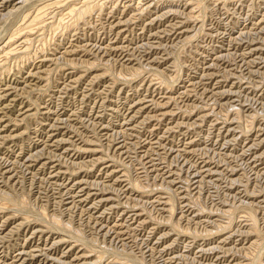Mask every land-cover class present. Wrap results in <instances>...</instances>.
I'll use <instances>...</instances> for the list:
<instances>
[{"label":"rangeland","instance_id":"374dc122","mask_svg":"<svg viewBox=\"0 0 264 264\" xmlns=\"http://www.w3.org/2000/svg\"><path fill=\"white\" fill-rule=\"evenodd\" d=\"M16 1V2H15ZM19 0H9V1H7V0H0V13H1V15H0V47L2 46H6L9 42H13L15 39H12V37H13V35L16 33V31L18 30V27H20V26H23L24 25V22L26 23L27 22V20H28V17H30V16H32V15H34L35 13L37 14V13H39V12H44V17H45V20H46V24H49L48 26H50V24L51 23H54V22H58L60 19H64L63 21L65 22H63V24H66L67 22H68V20H70V17H68V14H66V12L65 11H67V13H68V11H69V6L71 5V2H73V1H75V0H61V1H64V2H61L60 3V6H59V3H58V5H57V3L56 4H54V2H57L56 0H54L53 2H52V5L53 6H51V1L52 0H29V2L25 5V6H22L21 8H16V9H12L15 5H16V3L18 2ZM59 1V0H58ZM66 1V2H65ZM71 1V2H70ZM106 4H107V6H106V8L104 9V10H106V11H104V15L102 16V18H100V19H95V20H93V22H92V24H89V25H87V26H85L84 28H81V29H79L78 31H68V30H63L64 28L63 27H61V28H59L58 30L54 27V28H50V27H48L47 26V28H45L44 30L42 29L41 31H39V32H37L36 33V35H34L35 37H32L31 38V41L32 42H30V47H29V53L30 54H34V53H36V54H38L40 51H44V50H46L47 52L46 53H48L49 54V52L51 51V52H53V45L52 44H54L55 42H60V49L61 48H66V47H70L71 45H73L75 48H76V51L77 52H73V55L71 54L70 56V58H74L73 60H75L74 62H75V66H71V65H69V66H67L68 64H66V62H64L63 60H59V62L58 61H56V62H54L53 64H52V71L50 72V74H48V75H50V76H45L44 78L46 79H43L42 81L40 80V79H38V78H36V79H38L39 81V83H37L36 85V87H35V89H28V91H26L25 90V92H22V87H23V82L22 83H20L19 85H16V82H17V80L18 81H20V79H19V74H16L17 73V71H25V72H27V68L29 67L28 66V64L30 65L31 64V61H29V56L28 55H25V54H23V52H25V48H23V50H21L18 46H19V43H17V42H15L12 46H11V48H13L14 50H16L18 53H16V51L8 58V60H5V59H2L3 57L0 55V58H1V60H3V64L6 66V68L4 69L5 70V74L3 75L4 77L3 78H5V79H1L2 81H4V83L6 82V83H8V84H10V82H11V84L10 85H13V86H18L20 89V91L18 92V95L16 96V97H18V98H16V99H14V97L10 94V96L9 97H7V98H1V96H0V110H3V109H5V112L4 111H2V112H4V114H1V112H0V114L1 115H7L6 117H10V119L12 120V122H17V121H19V122H17L16 124L15 123H10L9 124V126H7V127H3V126H5L6 124L5 123H3V126H0V135L1 136H3V135H5V136H3V137H1L0 136V161H1V163H0V169H1V171H0V206H2L3 205V207H5L4 206V203H5V199L3 198L4 196H5V193H7L10 197V200L11 201H13L12 203H14V202H16V197H17V202L16 203H14V204H16V206L15 205H12L11 206V208H8V209H3V207H0V237L2 238V239H0V264H2V262H3V264H79V262H80V264H91L92 262V264H112L114 261H118V260H124V261H126V259L127 258H130V259H127V261H129V262H131L132 264H139L136 260H135V258H139V254H140V257L142 256L143 257V259L145 260V264H150L151 262V264H164V261L165 260H167V258H168V262L167 261H165V263L166 264H175V262H176V264H193L194 262H195V264H205V262H206V264H213V263H215L217 260V264H264V200H261V199H264V191L262 192V190H264V171H262V170H264V150H262V149H264V141H263V139H261V142H262V144H261V142H260V138H264V117H262V115H264L263 113H264V47L262 48L263 49V52H262V54H259V55H261V56H259L258 54L257 55H255V56H251V55H248V56H245L246 55V53H245V51H247V49L245 50V48H246V46H244L245 44H244V41L246 40V41H258V40H260V42H263L264 40H262V39H260V38H264L263 36V34H259L258 32H256V30H254V29H251L249 26H252V22L254 23L255 21H257L258 19H262L261 18V16L263 17L264 16V0H244V1H240V0H230L231 2H233V3H231L230 5H228L227 6V8H224L223 6H222V3H223V0H221V2H220V0L218 1V0H208V1H206V0H204L207 4L208 3H210V4H214V2L215 1H217L216 3H215V5L213 6V7H211L210 9H208V11L207 12H205V13H203L204 14V16L202 15L200 18H199V16L200 15H195L194 17L195 18H197V19H195V22H194V20H192L191 21V19H194V17L192 18V17H189V14H187L189 11H188V9H187V1H185V0H181V1H179V4H178V1H176L177 2V6H179V9H180V15H178V16H175V18H174V16H172L171 17V19H170V17L168 18V17H162V19L160 18V19H158L155 23H153V24H149L148 23V20L146 19L147 18V15H145V17L143 16L142 18H140L139 19V17H138V19H137V21L136 20H134L133 19V21L132 22H130V25H127L126 26V28L125 29H123V34H122V36H118V32H116V31H118L117 29H112L111 28V26H110V22H112L113 21V18H111L112 17V15H110V13H109V11H110V9L114 6H112V2L111 1H113V0H103ZM115 1V0H114ZM142 1H144V0H142ZM158 0H153V1H151V2H149L150 4L151 3H154V6L156 7V9H155V12H158V13H161V12H163V7H165V5H168V3H169V5L171 4V2H165V3H162L163 1H158ZM182 1H184L183 3H182ZM212 1V2H211ZM252 1L254 2V3H256V4H254V3H252ZM257 1V2H256ZM49 2H50V7H49ZM68 2H69V4H68ZM116 3H117V5L120 7V9H118V14H120V13H122L123 11L125 12L126 11V13L129 15V16H131L132 17V10H131V8H127L126 9V5L127 4H132V5H134L133 6V8L134 7H139L140 5L137 3V0H136V2H132L131 0H116L115 1ZM174 2V1H173ZM186 2V3H185ZM188 2H189V0H188ZM240 3V4H234V3ZM243 2V3H242ZM1 3H2V5H1ZM15 3V4H14ZM30 3V4H29ZM36 3V4H35ZM65 3V4H64ZM109 3V4H108ZM122 3H124L123 5H122ZM144 3H146V1H144ZM158 3V4H157ZM241 3L243 4V6L241 5ZM252 3V4H251ZM262 3V4H261ZM6 4V5H5ZM61 4L63 5V6H61ZM121 4V5H120ZM221 4V5H220ZM247 4V5H246ZM250 4H251V7H250ZM254 4V5H253ZM258 4V5H257ZM8 5V6H7ZM34 5V6H33ZM36 5V6H35ZM66 5H68V6H66ZM108 5H109V7H108ZM256 5V6H255ZM13 6V7H12ZM46 6V7H45ZM48 6V7H47ZM57 6V7H56ZM64 6H65V8H64ZM123 8H122V7ZM125 6V7H124ZM159 6V7H158ZM221 6V7H220ZM234 6H236V7H234ZM242 6V7H241ZM255 6V7H254ZM2 7V8H1ZM24 7V8H23ZM32 7V8H31ZM59 7H60V10H59ZM61 7H63V8H61ZM240 7H241V9H240ZM247 7V8H246ZM251 9H250V8ZM160 8V9H159ZM219 8V9H218ZM235 8V9H234ZM12 9V10H11ZM23 9V10H22ZM40 11H39V10ZM64 9H65V11H64ZM66 9H68V10H66ZM108 9H109V11H108ZM121 9H123V10H121ZM126 9V10H125ZM183 11H182V10ZM213 9V10H212ZM223 9V10H222ZM228 9V10H227ZM245 9V10H244ZM253 9V10H252ZM8 10H10V11H8ZM44 10V11H43ZM46 10V11H45ZM48 10V11H47ZM54 10V11H53ZM56 10V11H55ZM160 10V11H159ZM210 10V11H209ZM218 10H220V11H218ZM242 12H241V11ZM249 10H250V12H249ZM254 10H256V11H254ZM8 11V13L9 12H11L13 15H11V13H9V15H10V17H9V15L6 13ZM13 11V12H12ZM20 11V12H19ZM33 11V12H32ZM38 11V12H37ZM64 11V12H63ZM121 11V12H120ZM187 13H186V12ZM221 11H223L222 13H221ZM229 11V12H228ZM253 11V12H252ZM259 11V12H258ZM55 12V13H54ZM60 12V13H59ZM105 12H108V14L109 15H107V13H105ZM130 12V13H129ZM227 13V14H225V13ZM234 12H235V14H234ZM245 12H247V13H245ZM249 12V13H248ZM256 12V13H255ZM62 13H64V14H62ZM134 14L136 13V12H133ZM218 13V14H217ZM240 13V14H239ZM253 13V14H252ZM263 13V14H262ZM65 14L67 15L66 17H65ZM194 14H199V11L198 10H196L195 12H194ZM207 14H209V15H207ZM222 16H221V15ZM225 14V15H224ZM232 14H234V15H232ZM248 14V15H247ZM258 14V15H257ZM56 15V16H55ZM61 15V16H60ZM105 15H107L108 17H106ZM220 15V16H219ZM232 15V16H231ZM6 16H8L9 17V19H8V17H6ZM14 16V17H13ZM48 16V17H47ZM188 17L187 19H186V17ZM214 16V17H213ZM217 16V17H216ZM236 16H238V18L236 17ZM244 16V17H243ZM247 16V17H246ZM68 17V18H67ZM105 17V18H104ZM110 17V18H109ZM178 17V18H177ZM185 19H184V18ZM205 17H208V18H206L205 19ZM227 17V18H229V17H231V18H229V19H231V20H229V19H225V18ZM233 17V18H232ZM240 17V18H239ZM249 17V18H248ZM251 17V18H250ZM256 18V19H253V18ZM2 18V19H1ZM7 20H6V19ZM27 20H26V19ZM58 18H60V19H58ZM67 18V19H66ZM165 18V19H164ZM191 18V19H190ZM213 18V19H212ZM215 18V19H214ZM216 18H219V19H216ZM222 18V19H221ZM236 18V19H235ZM248 18V19H247ZM258 18V19H257ZM51 19V20H50ZM199 19V20H198ZM200 19H201V21L203 22H201L200 21ZM205 19V20H204ZM245 19V20H244ZM5 20V21H4ZM110 20V21H109ZM147 20V21H146ZM160 20V21H159ZM178 22H177V21ZM182 20H186V23L184 24H182V23H180ZM197 20V21H196ZM217 20H218V22H217ZM221 20V21H220ZM224 20V21H223ZM227 20V21H226ZM230 22H229V21ZM238 20H240V21H238ZM242 20H244V21H242ZM260 20H258L257 22H259ZM15 23H14V22ZM67 21V22H66ZM95 21V22H94ZM99 21V22H98ZM103 23H102V22ZM108 21H109V23H108ZM135 21V22H134ZM142 22V23H140V22ZM147 23H146V22ZM159 21V22H158ZM172 21V22H171ZM174 21V22H173ZM188 21V22H187ZM204 21H206V22H204ZM221 23H220V22ZM226 21V22H225ZM252 21V22H251ZM13 22V23H12ZM208 22V23H207ZM227 22H229L228 24H226ZM231 22H233V23H231ZM238 22V23H237ZM94 23V24H93ZM109 25H107V24ZM135 23V24H134ZM143 23H146V24H143ZM164 25H163V24ZM174 23V24H173ZM177 24V26H179V27H176V28H173L174 29V32H173V29L171 30V28L172 27H174L176 24ZM194 24V26H193V24ZM207 23V24H206ZM219 23V24H218ZM97 24V25H96ZM104 24V25H103ZM148 24H149V26H148ZM160 24H162V25H160ZM166 24V25H165ZM168 24H169V26H168ZM171 24V25H170ZM179 24H182V25H179ZM198 24H200V26L198 25ZM204 24V26H202ZM218 24V25H217ZM237 24V25H236ZM93 25V26H92ZM100 25V26H99ZM144 25V26H143ZM154 25H155V27H157V25H158V27L157 28H155L154 27ZM190 25L192 26V27H190ZM196 25V26H195ZM197 25L199 26V27H197ZM206 25V26H205ZM231 25V26H230ZM233 25V26H232ZM107 26V27H106ZM163 26V27H162ZM164 26H166V28L164 27ZM182 26V27H181ZM208 26V28H206ZM215 26V27H214ZM91 27H94V28H92L91 29ZM99 27V28H98ZM131 29H130V28ZM196 27V28H195ZM230 27V28H229ZM243 27V28H242ZM103 28V29H102ZM140 28L141 29H143V33H142V30H140ZM145 28V29H144ZM188 28V29H187ZM197 28H199V30L197 29ZM222 28V29H221ZM225 28L227 29V30H225ZM246 28V29H245ZM249 28V29H248ZM90 29V30H89ZM94 29V30H93ZM98 29V30H97ZM109 31H108V30ZM162 29V30H161ZM164 29V30H163ZM167 29V30H166ZM188 30V32H186V34H180L181 32H183L184 30ZM194 29V30H193ZM202 29H203V31H202ZM5 30V31H4ZM82 30V31H81ZM95 33V34H93V32ZM97 30V31H96ZM128 30V31H127ZM148 30V31H147ZM168 30H170V31H168ZM192 30V31H191ZM196 30V31H195ZM201 30V31H200ZM206 32H208V33H206ZM225 30V31H224ZM228 30H230V31H228ZM235 30V31H234ZM237 30V31H236ZM246 30V31H245ZM85 31H87V32H85ZM111 31V32H110ZM130 31V32H129ZM146 31V32H145ZM155 31V32H154ZM162 33H161V32ZM180 31V32H179ZM194 31H195V33L197 34L198 32H199V34H195L194 33ZM198 31V32H197ZM216 33H215V32ZM222 31V32H221ZM243 32L242 33V35L240 36V37H242L243 39H244V41H242L241 39H238V40H233L234 38H231V37H234V35H236V33L237 34H240V33H238V32ZM245 31V32H244ZM251 31H253V32H251ZM74 32H76V33H74ZM82 32V33H81ZM90 32V33H89ZM97 32V33H96ZM100 32V33H99ZM127 32V33H126ZM131 32H132V34H131ZM139 32V33H138ZM141 32V33H140ZM157 32H158V34H157ZM168 33V34H166V33ZM177 32V33H176ZM190 32V33H189ZM201 32V33H200ZM227 32H228V34H227ZM248 32H250V33H248ZM11 33V34H10ZM74 33V34H73ZM79 33H81V34H79ZM84 33V34H83ZM111 33V34H110ZM150 35H149V34ZM153 33V34H152ZM169 33H170V35H169ZM175 33H176V35H175ZM192 33H193V35H192ZM216 34L217 35V37H215L216 35H214V34ZM220 33V34H219ZM223 33H226V34H223ZM234 33V34H233ZM248 33V34H247ZM253 33V34H252ZM256 33V34H255ZM38 34V35H37ZM72 34V35H71ZM83 34V35H82ZM103 34V35H102ZM138 34V35H137ZM140 34V35H139ZM152 34V35H151ZM162 36H161V35ZM178 34V35H177ZM205 34V35H204ZM212 34V35H211ZM219 34V35H218ZM222 34H223V36H222ZM245 34V35H244ZM251 34V35H250ZM259 34V35H258ZM42 35V37H43V35H44V37L43 38H41L40 36ZM62 35V36H61ZM67 35V36H66ZM109 35V36H108ZM112 35V36H111ZM128 36V37H126V36ZM180 35V36H179ZM184 35H186V36H188V35H190L188 38L189 39H187L186 38V36H185V38L187 39H185V38H183L184 37ZM192 35V36H191ZM196 35V36H195ZM204 35V36H203ZM214 35V36H213ZM225 35V36H224ZM231 35V36H230ZM250 35V36H249ZM261 35V36H260ZM60 36H61V38H60ZM65 36V37H64ZM78 36V37H77ZM80 36V37H79ZM90 38V39H88V37ZM117 36V37H116ZM159 36V37H158ZM165 36V37H164ZM183 36V37H182ZM194 36V37H193ZM201 36V37H200ZM206 36V37H205ZM210 36V37H209ZM229 36H230V38H229ZM244 36V37H243ZM253 36V37H252ZM67 37H69V38H67ZM75 38V39H72V38ZM110 37H112V38H110ZM116 37V38H115ZM138 37V38H137ZM155 37V38H154ZM157 37V38H156ZM163 37V38H162ZM176 37V38H175ZM190 37L192 38V40L190 39ZM196 37V38H195ZM204 37V38H203ZM212 37V38H211ZM249 37V38H248ZM252 37V38H251ZM60 38V39H59ZM96 38V39H95ZM115 38V42L113 41V39ZM122 38V39H121ZM133 38V39H132ZM170 38V39H169ZM174 38H175V40H174ZM180 38H182L181 40H180V42H179V39ZM202 38V39H201ZM206 38V39H205ZM12 41H11V40ZM40 39V40H39ZM58 39H59V41H58ZM72 39V40H71ZM76 39H78V40H76ZM80 39V40H79ZM98 39H100V40H98ZM129 39V40H128ZM134 41H132V40ZM156 39V40H155ZM166 39V40H165ZM173 39V40H172ZM186 40L185 42H183V40ZM204 39V40H203ZM216 39V40H215ZM247 39H249V40H247ZM34 40V41H33ZM46 40V41H45ZM63 40V41H62ZM75 40V41H74ZM105 40V41H104ZM108 40H110V41H108ZM123 40V41H122ZM149 41L148 43H147V47H146V43L145 42H147V41ZM159 40V41H158ZM177 40V41H176ZM188 40H190L191 42H189ZM195 40H196V42H195ZM207 40H208V42H207ZM229 40V41H228ZM8 41V42H7ZM85 41V42H84ZM96 41V42H95ZM103 41V42H102ZM112 41V42H111ZM130 41V42H129ZM153 41V42H152ZM175 41H176V43H175ZM198 41V42H197ZM203 41L205 42V43H203ZM227 41V42H226ZM232 41V42H231ZM234 41V42H233ZM236 41L238 42V44L236 43ZM242 41V42H241ZM6 42H7V44H6ZM47 42V43H46ZM54 42V43H53ZM70 42V43H69ZM84 42V43H83ZM90 42V44H88ZM111 44H110V43ZM121 42V43H120ZM142 42H143V44H142ZM166 44H165V43ZM5 43V44H4ZM16 43H17V45H16ZM43 43V44H42ZM94 43H96V44H94ZM126 45H125V44ZM152 43V44H151ZM160 43V44H159ZM174 43V44H173ZM187 45H186V44ZM192 43V44H191ZM215 43H216V45H215ZM230 43V44H229ZM240 43V44H239ZM34 44V45H33ZM64 44V45H63ZM76 44V45H75ZM83 44V45H82ZM99 44H100V46H99ZM108 44V45H107ZM122 44V45H121ZM136 44V45H135ZM139 44V45H138ZM142 44V46H140ZM151 44V45H150ZM171 44V45H170ZM178 44V45H177ZM182 44H183V46H182ZM196 44H198V46L196 45ZM203 44V45H202ZM204 44H206V45H204ZM210 44V45H209ZM262 44V43H261ZM50 45V46H49ZM68 45V46H67ZM88 45V46H87ZM91 45H93V46H91ZM96 45H98V46H96ZM119 46V47H117V46ZM125 45V46H124ZM131 45H133L134 46V48H131V47H133V46H131ZM149 45V46H148ZM153 45V46H152ZM156 45H159V46H157L156 47ZM161 45V46H160ZM166 45V46H165ZM174 45V46H173ZM190 45H192V46H190ZM193 45H194V47H193ZM210 47V49H208L209 47ZM227 45H230V46H228L227 47ZM240 45V46H239ZM78 46V47H77ZM80 46V47H79ZM85 46H86V48H85ZM94 46H95V48H94ZM103 46H104V48H103ZM106 46V47H105ZM131 46V47H130ZM137 46V47H136ZM164 46V47H163ZM171 46H173V47H171ZM177 46H179L180 48H178ZM189 46V47H188ZM196 46V47H195ZM205 46V47H204ZM212 46H214V47H212ZM217 46V47H216ZM219 46H220V48H219ZM1 47V48H2ZM7 47H9V46H7ZM16 47V48H15ZM94 49H92V48ZM100 47V48H99ZM110 47V48H109ZM114 47V48H113ZM117 47V48H116ZM123 47V48H122ZM127 48V49H125V48ZM140 47H144V48H140ZM146 47V48H145ZM160 47V48H159ZM163 47V48H162ZM167 48V49H164V48ZM177 47V48H176ZM181 47H186V49H183L182 48V50H181ZM236 47V48H235ZM239 47V48H238ZM48 48V49H47ZM53 48V49H52ZM80 48H82V49H80ZM85 50H84V49ZM107 48V49H106ZM116 48V49H115ZM122 48V49H121ZM137 48V51L135 50ZM148 48H149V50H148ZM169 48V49H168ZM171 48H172V50H171ZM188 48V49H187ZM194 48V49H193ZM197 48V49H196ZM214 48V49H213ZM243 48V49H242ZM111 51H110V50ZM131 49V50H130ZM141 49V50H140ZM144 49V50H143ZM146 49H147V51H146ZM174 49H175V51H174ZM202 49V50H201ZM203 49H204V51H203ZM206 49V50H205ZM225 49H227V50H225ZM229 49V50H228ZM49 50V51H48ZM62 50V49H61ZM88 50V51H87ZM100 50V52L98 53V51ZM102 50V51H101ZM120 50V51H119ZM140 50V51H139ZM152 50V51H151ZM155 50V51H154ZM165 50V51H164ZM168 50V51H167ZM180 50V51H179ZM188 50H191V53H190V51L188 52ZM192 50L194 51V52H192ZM208 50H209V52H208ZM217 50H218V52H217ZM84 52V53H82V52ZM90 51H92L91 53H90ZM94 51V52H93ZM104 51V52H103ZM124 52V55H125V57H124V55L122 56V54H123V52ZM125 51H129L128 53L127 52H125ZM146 51V52H145ZM167 51V52H166ZM170 51V52H169ZM183 51H185V52H187V53H185V52H183ZM195 51H197L196 53H195ZM199 51V52H198ZM207 51V52H206ZM212 51L214 52V53H212ZM224 51H225V53H224ZM233 51V52H232ZM236 51V52H235ZM239 51V52H238ZM50 52V53H51ZM89 52V53H88ZM110 52V53H109ZM138 52L140 53V54H138ZM155 52H157V53H155ZM162 52V53H161ZM174 52H176V53H174ZM180 52V53H179ZM227 52V53H226ZM240 52L242 53V52H244V53H242V55L240 54ZM78 53V54H77ZM81 53V54H80ZM105 53V54H104ZM106 53H108V54H106ZM132 53H134V56H133V54ZM164 53V54H163ZM169 53V54H168ZM171 53H173L172 55L174 56V57H172V55H171ZM182 53V54H181ZM195 53V54H194ZM199 53H200V55H199ZM219 53H221V54H219ZM223 53H224V55H223ZM19 54V55H18ZM85 54H88V55H86V56H84ZM96 54H97V57H96ZM103 54V55H102ZM114 54V55H113ZM148 54H150V55H148ZM176 54V55H175ZM179 56H181V57H183L182 59H183V67L182 68H180L179 70H175V69H170L169 68V62L171 63V62H173L172 61V58L173 59H175L176 57H179ZM188 56H186V55ZM219 54V55H218ZM230 54V55H229ZM235 56H234V55ZM239 56H238V55ZM40 55V54H39ZM80 55V56H79ZM118 55V56H117ZM138 55V56H137ZM140 55V56H139ZM159 55H161V57L159 56ZM171 57H170V56ZM194 57H193V56ZM207 55H208V57H207ZM212 57H211V56ZM227 57H226V56ZM237 55V56H236ZM20 56V57H19ZM87 56H89V57H87ZM90 56H93V58L92 57H90ZM100 56V57H99ZM103 56V57H102ZM111 58H110V57ZM122 58H121V57ZM148 56V57H147ZM153 56V57H152ZM159 56V57H158ZM216 56V57H215ZM220 57V59L218 58V57ZM234 56V57H233ZM240 56H241V58L242 59H240ZM245 56V57H244ZM256 56H258V57H256ZM75 57H77V58H75ZM101 57H102V59H103V61L105 62V63H108V62H110V61H112V62H110V63H112L113 65H112V70H105L106 68H108L106 65H103V64H105L102 60H101ZM108 57V58H107ZM113 57V58H112ZM119 57H120V59H119ZM129 57V58H128ZM133 57H135V58H133ZM144 57V58H143ZM168 57V58H167ZM192 57V58H191ZM197 57H198V60H197ZM226 57V58H225ZM230 57V58H229ZM239 57V58H238ZM253 57V58H252ZM255 57V58H254ZM79 58V59H78ZM82 58H86L85 59V62H84V59L82 60ZM88 58V59H87ZM95 58V59H94ZM96 58H97V61H95L96 60ZM115 58H117V59H115ZM137 58H140L141 60H140V62H138V60L139 59H137ZM149 60H148V59ZM153 58V59H152ZM154 58H155V60H154ZM160 58V59H159ZM194 58V59H193ZM200 58V59H199ZM202 58H203V60H202ZM222 58H223V60H222ZM232 58V59H231ZM248 58H249V60H248ZM258 58V61H256V59ZM259 58H261L262 60H263V62H262V60L261 59H259ZM93 59V61H90V60H92ZM105 59L107 60V62L105 61ZM131 59V60H130ZM136 59V60H135ZM143 59V60H142ZM187 59V60H186ZM190 59V60H189ZM192 59V60H191ZM212 59V60H211ZM217 59V60H216ZM219 59V60H218ZM224 59H225V61H224ZM227 59H228V62H227ZM230 59H231V61H230ZM233 59H235V60H233ZM239 59V60H238ZM250 59H252V61L253 62H251V63H247V62H249V61H251ZM101 60V61H100ZM123 60V61H122ZM153 60V61H152ZM189 60V61H188ZM205 60V61H204ZM214 60V61H213ZM236 60L238 61V62H236ZM242 60H244V61H242ZM37 61H39V58L38 59H36V62ZM60 61H63V62H60ZM88 61V62H87ZM116 61L119 63H116ZM123 63H122V62ZM126 61V62H125ZM128 61V62H127ZM133 61V62H132ZM134 61H137V63L136 62H134ZM142 61V62H141ZM146 61V62H145ZM148 61V62H147ZM158 61V62H157ZM162 63H161V62ZM200 61H202V62H200ZM216 61V62H215ZM232 61H233V63H232ZM242 61V62H241ZM35 62V63H36ZM95 62H97L96 64H94ZM100 62V63H99ZM145 62V63H144ZM160 62V63H159ZM165 62L167 63V64H165ZM193 62V63H192ZM195 62V63H194ZM196 62L198 63V64H196ZM208 62V63H207ZM213 62H215V63H213ZM232 64H231V63ZM235 62V63H234ZM245 62V63H244ZM38 63V62H37ZM57 63H59V65H57ZM62 65H61V64ZM63 63H64V65H66L65 67H62V66H64L63 65ZM77 63V64H76ZM80 65H79V64ZM88 64L87 66H86V64ZM93 63V64H92ZM115 63V64H114ZM120 63H121V65H120ZM126 63H128V64H126ZM140 65H139V64ZM142 63H144L143 65H142ZM146 63H148V64H146ZM150 63V64H149ZM186 63H188V64H186ZM209 63H211V64H213V67H214V70H213V73H214V76L213 77H210V71H207V66H209L210 64ZM242 63V64H241ZM253 63V64H252ZM26 64V65H25ZM55 64V65H54ZM82 64V65H81ZM83 64H85V65H83ZM123 64V65H122ZM137 64V65H136ZM189 64H191L190 66H189ZM195 64V65H194ZM221 64V65H220ZM230 64V65H229ZM236 64H238V65H236ZM241 64V65H240ZM244 64H246L244 67H243V65ZM252 64V65H251ZM36 64H34V65H32L33 66V68H34V66H35ZM89 65H91V68H90V66ZM95 65V67H93ZM97 65V66H96ZM103 67H102V66ZM125 65H129V66H136V67H140L141 65V67L139 68V74H134L133 72H129V71H127L126 70V68H124V66ZM146 65V66H145ZM187 67H186V66ZM200 65V66H199ZM215 65V66H214ZM223 68H225V69H227L226 67H228L229 69H227L228 70V72H227V70H225V69H220L221 67ZM224 65V66H223ZM233 65V66H232ZM235 65V66H234ZM261 65V66H260ZM32 66L30 67V69H28V71L29 70H31L32 69ZM61 66V67H60ZM77 66V67H76ZM117 66V67H116ZM121 66H123L122 68H120ZM152 66H154L155 68H159V69H166L165 68V66L168 68V74L172 77L173 76V74L175 75L174 76V80L170 83V85L172 86H170L171 88V92L172 93H170V92H166V90H163L162 89V81H160V79L159 78H157V76H155L156 74H154V72H155V68L154 67H152ZM161 66V67H160ZM185 66V67H184ZM203 66H205L204 67V69L203 70H201L202 68H203ZM217 66V67H216ZM238 66V67H237ZM246 66H247V68H249V71H248V69L246 68ZM255 66V67H254ZM70 67V68H69ZM72 67V68H71ZM74 67V68H73ZM82 67V68H81ZM83 67H86L85 69H83ZM90 69H89V68ZM116 67V68H115ZM146 68L147 69V71H146V69H144V71H142L141 69H143V68ZM162 67H164V68H162ZM189 67V68H188ZM198 67V68H197ZM219 67V68H218ZM236 67L238 68V69H236ZM251 67V68H250ZM262 67V68H261ZM55 68V69H54ZM56 68H57V70H56ZM79 68V69H78ZM98 68V69H97ZM114 68H115V70H114ZM118 68H120V69H118ZM124 68V69H123ZM154 68V69H153ZM186 68V69H185ZM194 70H193V69ZM233 68V69H232ZM240 68V69H239ZM59 69V70H58ZM89 69V70H88ZM121 69H123V70H121ZM152 69L154 70L153 72H151L152 71ZM170 69V70H169ZM182 69V70H181ZM231 69V70H230ZM235 69V70H234ZM246 69H247V71H246ZM257 69V70H256ZM8 70V71H7ZM54 70V71H53ZM65 70V71H64ZM71 70V73L69 72ZM74 70V71H73ZM100 70V71H99ZM106 71L107 72V74H105L104 75V77H103V75H102V77H99V78H96L95 77V75L96 74H101V72H102V74H103V71ZM119 70H121V71H119ZM175 70V71H174ZM196 70V71H195ZM225 70V71H224ZM237 70V71H236ZM242 72H240V71ZM251 70V71H250ZM258 70H260V71H258ZM19 71V72H20ZM87 71V72H86ZM125 71H127V73H125ZM145 71H146V73H145ZM150 71V72H149ZM171 71V72H170ZM173 71V72H172ZM178 72V74L180 75V76H178V74L177 73H175V72ZM185 71V72H184ZM202 71V72H201ZM216 71V72H215ZM217 71H218V73L219 74H221V76L223 77H220V75L217 73ZM222 71H224V72H222ZM256 71V72H255ZM14 72H15V75H14ZM25 72H23V73H21V74H24ZM66 72H67V74H66ZM77 74H76V73ZM95 72V73H94ZM98 72V73H97ZM113 72H114V75H112L111 76V74H113ZM120 72H122V73H120ZM141 72H142V74H141ZM207 72V73H206ZM222 72V73H221ZM232 72H233V74H232ZM243 72H245V73H243ZM248 72H250V73H248ZM254 72V73H253ZM11 73V74H10ZM65 75H64V74ZM80 75H79V74ZM82 73V74H81ZM84 73H86L85 75H84ZM91 73H93V74H91ZM119 73H120V75H121V77H123V78H125V79H121V78H118V77H120V75H119ZM134 75H133V74ZM209 73V74H208ZM224 73H225V75L226 76H224ZM241 75H240V74ZM260 73H261V75H262V77L260 78ZM26 74V73H25ZM70 74H72V76L70 75ZM110 74V75H109ZM127 74V75H126ZM147 74V75H146ZM154 74V75H153ZM188 74V75H187ZM200 74H201V78H198V77H200ZM203 74V75H202ZM218 74V75H217ZM230 74V75H229ZM236 74V75H235ZM239 74V75H238ZM244 74V75H243ZM249 74V75H248ZM252 74V75H251ZM9 75V76H8ZM61 75H62V77L64 78H61ZM67 75V76H66ZM83 77H82V76ZM93 75H94V78H93ZM107 75V76H106ZM126 75V76H125ZM136 75V76H135ZM146 75V76H145ZM151 76V75H153V76H155V78L153 77V76H151L152 78H153V80H152V78L150 77L149 78V76ZM186 75V76H185ZM198 75V76H197ZM206 76V77H210V78H204L203 76ZM217 75V76H216ZM233 77H232V76ZM234 75H235V77H234ZM257 75H260V76H257ZM14 76V77H13ZM76 76H77V78L79 77V76H81L80 78H78V80H77V78H76ZM109 76V77H108ZM112 78H111V77ZM125 76V77H124ZM135 76V77H134ZM178 76V78H176L175 79V77H177ZM237 76H239V77H237ZM240 76H242V77H240ZM247 78H246V77ZM249 76H250V78L251 79H249ZM253 76H254V78H253ZM13 77V78H12ZM17 77V78H16ZM26 78H29V74L27 73V75L25 76ZM69 77V78H68ZM108 77V78H107ZM128 77H130V78H127ZM139 77V78H138ZM141 77H143L144 79H142ZM186 77V78H185ZM228 77V78H227ZM6 78H7V80H6ZM9 78V79H8ZM68 78V79H67ZM73 78H75V79H73ZM82 78V79H81ZM105 78V79H104ZM114 78V79H113ZM118 78V79H117ZM149 78V79H148ZM173 78V77H172ZM198 78V79H197ZM222 78V79H221ZM224 78L227 80H224ZM244 78H246V79H248L249 80V82L245 79L244 80ZM12 79V80H11ZM50 79V80H49ZM71 79V80H70ZM74 81H76L77 83H71V86H66L67 84H69L70 82H73V80ZM81 79V80H80ZM84 79V80H83ZM89 79H90V81H89ZM97 79V80H96ZM101 79V80H100ZM115 79H117V80H115ZM127 79V80H126ZM135 79V80H134ZM148 79V80H147ZM181 79V80H180ZM201 80V82H204L205 83V85H201L200 84V80ZM211 79V80H210ZM219 79V80H218ZM235 79V80H234ZM240 79H242V81H240L239 82V80ZM258 80V81H253V80ZM259 79H261V80H263V81H260ZM56 80V81H55ZM93 80V81H92ZM105 80V81H104ZM185 80H187L188 81V83H186L187 81H185ZM193 80V81H192ZM208 82H207V81ZM41 81V82H40ZM55 81V82H54ZM61 81V82H60ZM66 81V82H65ZM70 81V82H69ZM96 81V82H95ZM117 81V82H116ZM132 81V82H131ZM152 81V83H151V85L149 84V82H151ZM155 81H157V82H155ZM158 81H160V82H158ZM197 83H196V82ZM221 81V82H220ZM236 81V82H235ZM251 81V82H250ZM33 82H36V81H33ZM43 82H44V84H43ZM45 82H47V83H45ZM65 84H64V83ZM85 82V83H84ZM92 82H94V84L92 83ZM99 82V83H98ZM130 82V83H129ZM175 82V83H174ZM183 82V83H182ZM233 82V83H232ZM237 82H238V85H237ZM252 82H254V83H252ZM262 82V83H261ZM14 83V84H13ZM42 83V84H41ZM78 83H80V84H78ZM101 83V84H100ZM109 85H108V84ZM112 83V84H111ZM116 83V84H115ZM117 83H118V86H117ZM154 83V84H153ZM190 83V85H188ZM240 83V84H239ZM243 83V84H242ZM247 83H248V85H247ZM49 84V85H48ZM99 84V85H98ZM139 84H141V85H139ZM146 84H148V85H146ZM156 84V85H155ZM186 84L188 85V86H186ZM199 86H198V85ZM230 84V85H229ZM232 84V85H231ZM250 84V85H249ZM253 84H255L256 85V87H257V85L259 86V84L260 85H262V86H260L259 88L257 87H255V85H253ZM61 85H63V86H61ZM64 85H65V87H64ZM73 85V86H72ZM86 85H88L87 86V88H85L86 87ZM101 85V86H100ZM110 85H112V86H110ZM138 87H136V86ZM192 85V86H191ZM212 85V86H211ZM223 85V86H222ZM242 85V86H241ZM251 85H253V86H251ZM41 87V88H38V87ZM47 86V87H46ZM48 86L50 87V88H48ZM58 86V87H57ZM75 86H76V88H75ZM98 86H99V89H98ZM109 86V87H108ZM145 86H146V89H145ZM155 88H154V87ZM159 86V87H158ZM176 86V88H175V90H174V87ZM185 86V87H184ZM211 86V87H210ZM218 86V87H217ZM229 86V87H228ZM235 86V87H234ZM246 86V87H245ZM250 86V87H249ZM73 87H74V89H73ZM90 87V88H89ZM94 87V88H93ZM101 87V88H100ZM106 88V89H104V88ZM111 87V88H110ZM188 87V88H187ZM200 87V88H199ZM208 87V88H207ZM223 87V88H222ZM233 87V88H232ZM244 87V88H243ZM252 87V88H251ZM254 87H255V89H257V90H254ZM262 87V88H261ZM38 88V89H37ZM47 88V89H46ZM57 88V89H56ZM60 88H63V89H60ZM69 90H68V89ZM140 88V89H139ZM150 88V89H149ZM159 88V89H158ZM192 88V89H191ZM193 88H196V90L194 89L193 90ZM205 88V89H204ZM207 88V89H206ZM229 88V89H228ZM236 88H237V90H236ZM241 88V89H240ZM36 89H37V91L38 92H33L34 90L36 91ZM41 89V90H40ZM50 89H52V90H50ZM55 89V90H54ZM79 89V90H78ZM91 91H90V90ZM110 89V90H109ZM128 89V90H127ZM138 89V90H137ZM143 89H145V90H143ZM151 89H153V90H151ZM158 89V90H157ZM161 89L163 90V91H161ZM191 89V90H190ZM203 89V90H202ZM211 89V90H210ZM227 90V92L225 91V90ZM234 89V90H233ZM240 91H239V90ZM249 89V91H247ZM262 89V90H261ZM44 90V91H43ZM47 90V91H46ZM54 90V91H53ZM64 90H66V91H64ZM79 92H78V91ZM95 90V91H94ZM104 91V93L103 92H101V94H100V92L99 91ZM110 92H109V91ZM150 90H151V93H150ZM182 90V91H181ZM217 90V91H216ZM219 90H221L220 92H219ZM229 90V91H228ZM24 91V90H23ZM40 91V92H39ZM41 91H43L42 93H41ZM49 91V92H48ZM51 91V92H50ZM58 91V92H57ZM64 91V92H63ZM74 91V92H73ZM83 93H82V92ZM88 91V92H87ZM93 91V93H91ZM98 91V92H97ZM105 91H106V93H105ZM119 93H118V92ZM121 91V92H120ZM142 91V92H141ZM144 91V92H143ZM160 93H159V92ZM169 91V90H168ZM185 91V92H184ZM187 91H189V92H187ZM195 91H196V94H195ZM205 91V92H204ZM213 93V95L211 94L210 95V93ZM213 91H215V92H213ZM256 93H255V92ZM261 91V92H260ZM47 92V93H46ZM98 94L99 93V95H96V93ZM135 92V93H134ZM138 94H137V93ZM145 92H146V94H145ZM154 92V93H153ZM177 92V93H176ZM184 92V93H183ZM187 92V93H186ZM192 92V93H191ZM199 92V93H198ZM219 92V93H218ZM225 92V93H224ZM228 92H229V94H228ZM241 92H242V94H241ZM254 92V93H253ZM28 94V95H25V94ZM31 93V94H30ZM35 93V94H34ZM49 93V94H48ZM103 93V94H102ZM119 95H118V94ZM121 93V94H120ZM148 93V94H147ZM188 93L190 94V95H188ZM194 93V94H193ZM201 93V94H200ZM203 93V94H202ZM222 93H223V95H222ZM1 94V93H0ZM20 94V95H19ZM38 94V95H37ZM44 94V95H43ZM48 94V95H47ZM52 94V95H51ZM81 94V95H80ZM82 94H83V96H82ZM86 94V95H85ZM89 94V95H88ZM105 94V95H104ZM153 94V95H152ZM160 94V95H159ZM168 94V95H167ZM176 94H178V95H176ZM192 94V95H191ZM197 94H198V96H197ZM203 95V97L202 96H200V95ZM208 94V95H207ZM218 94V95H217ZM221 94V96H222V98H221V96H219ZM233 94V95H232ZM29 95H31V96H29ZM41 95H42V97H41ZM51 95V96H50ZM88 95V96H87ZM109 95V96H108ZM114 95H116V97L114 96ZM143 95V96H142ZM151 95H152V97L154 98V99H151L152 97H151ZM157 95H159V96H167V97H171L172 96V98L169 100V102H170V104L168 103L167 104V106H160V105H157L158 103L155 101V100H159L160 99V97L159 96H157ZM187 95V96H186ZM194 95V96H193ZM206 95V96H205ZM209 95H210V97H209ZM237 95H239L240 96V98H238L239 96H237ZM258 95V96H257ZM20 96V97H19ZM26 96H28V97H26ZM40 96V97H39ZM61 96V97H60ZM66 96V97H65ZM72 96V97H71ZM74 96V97H73ZM76 96V97H75ZM81 96H82V98H81ZM93 96V97H92ZM102 96V97H101ZM107 96L110 98H108L107 99ZM121 96V97H120ZM125 96V97H124ZM136 96V97H135ZM138 96V97H137ZM144 97V98H142V97ZM176 96V97H175ZM181 96V97H180ZM183 96V97H182ZM186 96V97H185ZM196 96H197V98H196ZM212 96V97H211ZM237 98H236V97ZM246 96H248V97H246ZM250 96V97H249ZM259 96H261V97H259ZM23 97V98H22ZM31 97V98H30ZM32 97H33V99H32ZM44 97V98H43ZM47 97H49V98H47ZM54 97V98H53ZM56 97V98H55ZM69 97V98H68ZM90 97V98H89ZM98 97V98H97ZM104 97H106V98H104ZM127 97V98H126ZM132 97H134V98H132ZM157 97V98H156ZM173 97H174V101H173ZM178 97V98H177ZM193 97H195V98H193ZM200 97H202V98H200ZM235 97V98H234ZM243 99H242V98ZM254 97V98H253ZM256 97V98H255ZM263 97V98H262ZM10 98V99H9ZM20 98V99H19ZM26 98V99H25ZM81 100H80V99ZM84 98H86V99H84ZM104 98V99H103ZM119 98V99H118ZM125 98V99H124ZM131 98V99H130ZM140 100H139V99ZM150 100V102H149V100ZM187 98V99H186ZM193 98V99H192ZM200 98V99H199ZM205 98H207V100L205 101ZM212 98H215V99H212ZM11 99H13V100H11ZM30 99V100H29ZM36 99V100H35ZM46 99V100H45ZM48 99V100H47ZM72 99H73V101H72ZM95 99H97V100H95ZM106 99V100H105ZM112 99H114V100H112ZM122 99V100H121ZM143 99V100H142ZM208 99H209V101H208ZM231 99V100H230ZM233 99H236V100H234L233 101ZM259 100V101H257L256 102V100ZM7 100H8V105H6V103H7ZM23 100V101H22ZM38 100V101H37ZM60 100H62V102H59ZM68 100V101H67ZM78 100V101H77ZM81 101V103H80V101ZM86 100H88V101H86ZM91 100V101H90ZM101 100V101H100ZM125 100V101H124ZM147 100V101H146ZM168 100V99H167ZM183 100V101H182ZM188 100V101H187ZM194 100H195V102H194ZM202 100H204V101H202ZM218 100V101H217ZM239 100V101H238ZM249 100V101H248ZM253 100H255L254 102H253ZM22 101V102H21ZM33 103H32V102ZM38 103H37V102ZM50 101V102H49ZM75 101V102H74ZM104 103H103V102ZM121 101V102H120ZM128 101V102H127ZM131 101V102H130ZM135 101H136V103H135ZM138 101V102H137ZM173 101V102H172ZM199 101V102H198ZM224 101V102H223ZM226 101V102H225ZM228 101V102H227ZM229 101H230V103H229ZM240 101H243L241 104H240ZM262 101V102H261ZM2 102V103H1ZM13 102V103H12ZM16 102V103H15ZM24 102V103H23ZM31 102V103H30ZM34 102L35 103H37V104H34ZM46 102V103H45ZM52 102V103H51ZM65 102L67 103L66 105H65ZM70 102V103H69ZM74 102V103H73ZM85 102V103H84ZM92 102V103H91ZM94 102V103H93ZM112 102H114V104H112ZM134 102V103H133ZM153 102H155V103H153ZM177 102V103H176ZM188 102V103H187ZM190 102H192V104L190 103ZM203 102V103H202ZM209 102V103H208ZM210 102H211V104H210ZM214 102V103H213ZM224 105H222L221 103ZM246 102V103H245ZM253 102V103H252ZM259 102V103H258ZM260 102H261V105H260ZM20 103V104H19ZM22 103V104H21ZM62 103V104H61ZM100 103V104H99ZM116 103H117V105H116ZM139 103H145V104H143L144 106H143V108H141L140 109V112H139V110H135L136 109V106H137V104H139ZM148 103H150L149 105H147ZM153 103V104H152ZM185 103V104H184ZM190 103V104H189ZM204 103H206V104H204ZM216 103V104H215ZM227 103V106L225 105ZM238 103V104H237ZM245 103V104H244ZM248 103H250V104H248ZM3 104H5V106L3 105ZM17 104V105H16ZM19 104V105H18ZM26 104V105H25ZM31 104H33V105H31ZM46 104V105H45ZM55 104V105H54ZM75 104V105H74ZM88 104V105H87ZM98 104V105H97ZM109 104V105H108ZM129 104H130V106H132V107H129V109H128V106H129ZM135 104V105H134ZM156 104V105H155ZM176 104V105H175ZM178 104V105H177ZM203 106H202V105ZM216 106V108H218V109H216L215 108V106ZM234 104V105H233ZM243 104V105H242ZM13 105V106H12ZM21 105V106H20ZM23 105V106H22ZM35 105H36V108H35ZM53 105V106H52ZM58 105V106H57ZM64 105V106H63ZM80 105V106H79ZM83 105V106H82ZM91 105H93L92 107H91ZM103 105H105V106H103ZM145 105H147V106H145ZM171 105H172V108H171ZM181 105V106H180ZM186 105V106H185ZM190 105H192L194 108H192V106H189ZM195 105V106H194ZM198 105V106H197ZM206 105H209V107L208 106H206ZM213 106V108H210V106ZM220 105V106H219ZM221 105H222V107H221ZM232 105L234 106V107H232ZM241 105V106H240ZM253 105V108L252 107H250V106H252ZM255 105V106H254ZM16 106V107H15ZM30 106H32V107H30ZM100 106V107H99ZM113 106V107H112ZM125 106V107H124ZM135 106V107H134ZM160 106V107H159ZM180 106V107H179ZM184 106V107H183ZM197 106V107H196ZM202 106V107H201ZM211 106V107H212ZM226 106V107H225ZM235 106H238V107H235ZM244 106V107H243ZM247 106V107H246ZM261 108H260V107ZM6 107V108H5ZM15 107V108H14ZM25 107V108H24ZM46 109H45V108ZM74 107V108H73ZM77 107V108H76ZM97 107V108H96ZM109 107H112V108H109ZM115 107L116 108H118V109H115ZM124 107V108H123ZM154 107H157V108H154ZM159 107V108H158ZM166 107V108H165ZM179 107V108H178ZM209 109H208V108ZM226 108V109H224V108ZM229 107H231V110H230V108ZM10 108V109H9ZM27 108H30V109H28V110H26ZM32 108V109H31ZM37 109V111L38 112H35L36 110L35 109ZM65 108V109H64ZM76 108V109H75ZM83 108V109H82ZM87 108V109H86ZM99 108H101V109H99ZM104 108V109H103ZM105 108H107V109H105ZM150 108V109H149ZM171 108V109H170ZM176 108V109H175ZM182 108V109H181ZM184 108V109H183ZM197 108V109H196ZM198 108H200V109H198ZM205 108V109H204ZM219 108H220V111H219ZM229 108V109H228ZM233 108H235V109H233ZM236 108H239V109H237L238 111V113L236 112ZM244 108H245V110H244ZM249 108H250V111H249ZM254 109V110H256V111H254V110H252V109ZM256 108V109H255ZM263 108V109H262ZM20 109V110H19ZM42 109V110H41ZM66 109H67V111H66ZM89 109V110H88ZM97 109V110H96ZM111 109H113V110H111ZM120 109V110H119ZM128 109V110H127ZM133 109V110H132ZM165 109L167 110V111H169L170 113H168L167 115H163V111H165ZM186 109V110H185ZM189 109V110H188ZM204 109V110H203ZM248 109V110H247ZM261 109V110H260ZM15 110V111H14ZM23 110H24V112H23ZM35 110V111H34ZM41 110V111H40ZM48 110L50 111V112H48ZM75 110V111H74ZM118 110V111H117ZM148 110V111H147ZM155 110V111H154ZM158 110V111H157ZM173 110H175L176 112H174L173 113ZM183 110V111H182ZM199 110V111H198ZM200 110H201V112H200ZM207 110V111H206ZM211 111V112H209V113H212L213 115H209L208 114V111ZM220 112H218V111ZM225 110H226V112H225ZM229 110V111H228ZM257 110H258V112H257ZM7 111V112H6ZM32 111L34 112V113H32ZM45 111H47V112H45ZM55 111V112H54ZM60 111V112H59ZM79 111V112H78ZM84 111H86L85 113H84ZM89 111V112H88ZM114 111V112H113ZM119 111H120V113H119ZM135 111V112H134ZM137 111V112H136ZM157 111V112H156ZM180 111V112H179ZM213 111V112H212ZM221 111H222V113H221ZM223 111L225 112V115L223 114ZM244 111V112H243ZM247 113H246V112ZM263 113H262V112ZM11 112V113H10ZM17 112V113H16ZM18 112H20V113H18ZM23 112V113H22ZM42 112V113H41ZM53 112V113H52ZM58 114H57V113ZM65 112V113H64ZM74 112H77V113H73ZM92 112V113H91ZM98 114H97V113ZM102 112H103V114H102ZM107 112V113H106ZM116 112V113H115ZM126 112H128V113H126ZM143 112V113H142ZM144 112H146V113H144ZM149 112H150V114H149ZM161 113L160 115L159 114H156V113ZM171 112H172V114H171ZM193 112V113H192ZM206 112V113H205ZM218 113V115H217V113ZM234 112V113H233ZM252 112V113H251ZM256 112V113H255ZM8 113H10L9 114V116H8ZM14 113V114H13ZM27 113V114H26ZM32 113V114H31ZM55 113V114H54ZM69 113H71V114H69ZM97 115H96V114ZM99 113H100V115H99ZM133 113V114H132ZM148 113V114H147ZM187 113H189V114H187ZM197 113V114H196ZM228 113H229V115H228ZM239 115V116H241V120L243 121H240L239 120V116H237V114ZM248 114V115H250V114H252V115H250L249 117H247V116H245L244 114ZM256 114V115H254L253 116V114ZM257 113H258V115H257ZM262 113V114H261ZM16 114V115H15ZM23 114V115H22ZM33 114H36V115H34L33 116ZM47 114H48V116H47ZM89 114V115H88ZM101 114L102 115H104V116H101ZM111 114V115H110ZM113 114V115H112ZM120 114V115H119ZM130 114V115H129ZM136 114V115H135ZM137 114H140L139 116L137 115ZM155 114V115H154ZM183 114V115H182ZM204 114V115H203ZM206 114H208L207 116H208V118H207V116H206ZM214 114H216V115H214ZM227 114V115H226ZM231 114H233V115H235V116H233V115H231ZM240 114H242V115H240ZM10 115H12V116H10ZM21 115H22V118H21ZM38 115V116H37ZM75 115H76V117H75ZM78 115V116H77ZM116 117H115V116ZM118 115V116H117ZM122 115L123 116H125V118L123 117L122 118ZM133 115H135V117L133 118V120L131 121V123L132 124H130L129 126L127 125V123L129 122V120L131 119V116H133ZM144 115H146V116H144ZM152 116V115H154V116H156V118H160L159 119V121L156 119V118H154V119H149L150 117L149 116ZM159 115V116H158ZM162 115H163V117H162ZM181 115V116H180ZM197 115V116H196ZM201 115H203L202 117H200ZM222 115V116H221ZM224 115V116H223ZM24 116V117H23ZM28 116V117H27ZM34 118H33V117ZM52 116V117H51ZM97 116V117H96ZM106 116V117H105ZM110 116V117H109ZM138 116V117H137ZM149 118H148V117ZM179 117V119H178V117ZM183 116V117H182ZM189 116V118H187ZM198 116H199V118L201 119L200 121H199V118H198ZM216 117V118H214V117ZM228 116H229V118H228ZM251 116L252 117H254V118H251ZM16 117V118H15ZM29 117H30V119H29ZM51 117V118H50ZM69 119H71V120H69ZM80 118V119H78V118ZM90 118V119H87V118ZM96 117V118H95ZM104 117V118H103ZM108 117V118H107ZM130 118V119H127V118ZM161 117H162V119H161ZM173 117V118H172ZM177 117V118H176ZM192 117V118H191ZM197 117V118H196ZM211 117V118H210ZM218 117V118H217ZM226 117V118H225ZM232 119H234L235 120V118H237L235 121L233 120H231V118ZM242 117H243V119H242ZM255 117H256V119H255ZM18 118V119H17ZM35 118L37 119V120H35ZM58 118H61V121L58 119ZM64 118H65V120H64ZM73 118V119H72ZM85 118V119H84ZM92 118H94V119H92ZM143 120H142V119ZM194 118H196L195 120H194ZM203 118V119H202ZM221 118H222V120H221ZM227 118H228V122H229V120L231 121V122H229V124H228V122L226 121H224V120H227ZM244 118H247L246 120H247V122L246 121H244L245 119ZM260 118H261V120H260ZM263 118V119H262ZM17 119V120H16ZM19 119H21L22 121H20ZM24 119V120H23ZM32 119V120H31ZM55 119H56V121L57 122H55ZM82 119V120H81ZM106 119V120H105ZM111 119V120H110ZM116 119V120H115ZM119 119V120H118ZM122 119V120H121ZM126 119V120H125ZM175 119H177V120H175ZM198 119V120H197ZM206 119V120H205ZM211 119V120H210ZM219 119V120H218ZM224 119V120H223ZM14 120V121H13ZM46 120V121H45ZM54 120V121H53ZM63 120H64V122H63ZM76 120V121H75ZM79 120V121H78ZM81 120V121H80ZM86 120V121H85ZM114 120H115V122H114ZM137 120V121H136ZM147 122H146V121ZM167 120V121H166ZM216 120V121H215ZM221 120V121H220ZM254 120H255V123H253L254 122ZM259 120L261 121V122H259ZM30 121V122H29ZM58 121H60V122H58ZM68 121V122H67ZM75 121V122H74ZM82 121H83V123H82ZM89 121H91V123H89ZM94 121V122H93ZM123 121H126V122H123ZM139 121V122H138ZM141 121V122H140ZM161 121V122H160ZM193 121V122H192ZM240 121V122H239ZM258 121V122H257ZM39 122H44L43 124L42 123H40L39 124ZM50 122V123H49ZM85 122H88V123H85ZM93 122V123H92ZM99 122V123H98ZM117 122H118V124H117ZM145 122V123H144ZM150 122V123H149ZM154 122V123H153ZM159 122V125L157 124ZM167 124H166V123ZM174 122H178V124H179V126H178V124L177 123H174ZM180 122H182V123H180ZM187 122V123H186ZM191 122V123H190ZM205 122V123H204ZM210 122H211V124H210ZM215 122V123H214ZM236 122H238V124L240 123V125L238 126V124L236 123ZM19 123V124H18ZM26 123H28V125H26ZM32 123V124H31ZM37 123V124H36ZM46 123H47V125H46ZM68 123H70L69 125H68ZM74 123V124H73ZM106 123V124H105ZM116 123V124H115ZM121 123V124H120ZM123 123V124H122ZM152 123H153V125H152ZM193 123H196V124H193ZM199 123H201V125H199ZM203 123V124H202ZM214 125H213V124ZM222 123H223V125H222ZM225 123V124H224ZM14 124V125H13ZM29 124H31V126H30V128H28L29 127ZM50 124H52V125H50ZM55 124H58V125H55ZM78 124V125H77ZM85 124H87L86 126H88V127H91V130H90V128L89 129H87V127L85 128L83 125ZM101 124V125H100ZM109 126H108V125ZM120 124V125H119ZM136 124V125H135ZM139 124V125H138ZM156 124V125H155ZM172 124V125H171ZM175 124V125H174ZM181 124H183V125H181ZM186 124H187V126H186ZM190 124V125H189ZM192 124V125H191ZM263 124V125H262ZM40 125V126H39ZM50 125V126H49ZM54 125V126H53ZM66 125H68V126H66ZM76 125V126H75ZM82 125V126H81ZM97 125V126H96ZM141 125H142V128H140L141 127ZM147 125H149L148 127H147ZM152 125V126H151ZM156 127H155V126ZM174 125V126H173ZM185 125V126H184ZM194 125V126H193ZM222 125V127L220 128V126ZM254 125V126H253ZM14 126V127H13ZM48 126V127H47ZM60 126V127H59ZM63 126V127H62ZM71 126V127H70ZM75 126V127H74ZM78 126H80V127H78ZM96 126V127H95ZM105 128H104V127ZM117 128H116V127ZM133 126V127H132ZM137 126H139L138 128H137ZM160 128H159V127ZM178 127V129H177V127ZM189 126H191V127H195L194 128V132L192 133V128L191 127H189ZM197 126V127H196ZM208 126V127H207ZM210 126V127H209ZM213 126V127H212ZM229 128H228V127ZM233 126V127H232ZM236 127V130H235V127ZM241 126V127H240ZM256 126H257V128H256ZM258 126H259V128H260V126H261V130L258 128ZM31 127H33V128H31ZM43 127V128H42ZM53 128V129H51V128ZM59 127V128H58ZM68 127V128H67ZM76 127H78V128H76ZM92 127H94V128H92ZM100 127H102V128H100ZM127 127V128H126ZM146 127V128H145ZM152 127V128H151ZM154 127V128H153ZM167 127V128H166ZM171 127V128H170ZM173 127H174V129H173ZM191 128V129H188V128ZM212 127V128H211ZM242 127H244V128H242ZM250 127V128H249ZM262 127H263V129H262ZM13 128V129H12ZM18 130H17V129ZM26 128V129H25ZM35 128V129H34ZM39 128V129H38ZM41 128V129H40ZM48 128V129H47ZM56 128V129H55ZM67 128V129H66ZM83 128V129H82ZM100 130H99V129ZM115 128H116V130H115ZM134 128V129H133ZM144 128V129H143ZM203 128V129H202ZM217 128L218 129H220V130H217ZM225 128H227V131H225ZM230 128H232L231 130H229ZM238 128V129H237ZM242 128V130L244 131H242V130H240V129ZM250 129V130H248V129ZM253 128V129H252ZM8 129V130H7ZM19 129H20V132H19ZM24 129L26 130V131H29V132H26V131H24ZM27 129H29V130H27ZM43 129V130H42ZM70 129H72V130H70ZM75 129V130H74ZM87 129V130H86ZM93 129H95L94 130V132L92 133V131H93ZM103 129V130H102ZM106 129V130H105ZM113 129V130H112ZM148 129V130H147ZM150 129V130H149ZM159 129V130H158ZM171 131H169V130ZM177 130V132H176V130ZM184 129H188V131L187 130H184ZM213 129V130H212ZM246 129H247V131H246ZM258 129V130H257ZM85 130V131H84ZM96 130H98V131H96ZM121 130V131H120ZM146 130V131H145ZM165 130V131H164ZM178 130H179V132H178ZM184 130V131H183ZM206 130V131H205ZM221 130L223 131V134H221L222 132H221ZM233 130H235V131H233ZM241 132H240V131ZM255 130V131H254ZM22 131H24L22 134H19V133H21ZM33 131V132H32ZM47 132V133H45V132ZM49 131V132H48ZM79 131V132H78ZM81 131V132H80ZM112 131H113V133H112ZM115 131V132H114ZM117 131V132H116ZM163 133H162V132ZM209 131V132H208ZM220 133H219V132ZM239 131V132H238ZM249 131H251L250 132V134H249ZM254 131V132H253ZM4 132V133H3ZM17 132H19L18 134H16ZM36 132V133H35ZM43 132V133H42ZM62 132H65V133H62ZM105 132V133H104ZM122 132V133H121ZM124 132L126 133V134H124ZM139 132V133H138ZM143 132V133H142ZM176 132V133H175ZM182 132V133H181ZM200 132V133H199ZM232 132V133H231ZM244 134H243V133ZM260 132H261V134H260ZM9 133V134H8ZM26 133H28L29 135H31V136H29L28 134H26ZM33 133V134H32ZM50 133V134H49ZM51 133H52V135H51ZM66 133H68V134H66ZM92 133V134H91ZM94 133H97L98 134V136H97V134H94ZM130 133V135H129V137H127V135ZM152 135H151V134ZM155 133V134H154ZM215 133H218V134H216V135H218V136H216L215 135ZM225 133V134H224ZM241 133V134H240ZM258 133H259V135H258ZM7 134V135H6ZM14 134H16V136L18 135V137L19 138H17L15 135L13 136ZM65 134V135H64ZM72 134V135H71ZM75 134V135H74ZM78 134V135H77ZM99 134H101V135H99ZM121 134V135H120ZM132 134H134L132 137H131V135ZM142 134H143V136H142ZM154 134V135H153ZM161 134V135H160ZM166 134V135H165ZM168 134V135H167ZM170 134V135H169ZM173 134V135H172ZM183 134V135H182ZM188 134V135H187ZM196 134H198V135H196ZM201 134V135H200ZM221 134V135H220ZM238 134H240L239 136H238ZM255 134H257V135H255ZM13 137H12V136ZM22 135V136H21ZM32 135H35L36 136V138H35V136H32ZM47 135V136H46ZM54 135V136H53ZM71 135V136H70ZM83 137V139L81 138V136ZM92 135V136H91ZM123 135V136H122ZM150 135V136H149ZM215 135V136H214ZM229 135V136H228ZM244 135V136H243ZM7 136L10 138H7ZM56 136V137H55ZM80 136V137H79ZM88 136V137H87ZM118 136V137H117ZM138 136V137H137ZM140 136V137H139ZM167 136V137H166ZM171 136H173V137H171ZM177 136H178V138H177ZM181 136V137H180ZM187 136V137H186ZM195 136H196V138H195ZM198 136V137H197ZM204 136H206V137H204ZM224 136V137H223ZM233 136V137H232ZM250 136V137H249ZM263 136V137H262ZM5 137V138H4ZM12 137V138H11ZM21 137L23 138V139H21ZM25 137V138H24ZM42 137H43V139H42ZM49 137V138H48ZM54 137V138H53ZM58 137H59V139H58ZM86 137V138H85ZM93 137V138H92ZM96 137V138H95ZM98 137H99V139H100V141H99V139H98ZM112 137V138H111ZM117 137V138H116ZM123 137V138H122ZM125 137V138H124ZM145 137V138H144ZM159 137V138H158ZM193 137L195 138V140L193 139ZM210 137V138H209ZM221 137V138H220ZM237 139H236V138ZM238 137H240V138H238ZM245 137H246V139H245ZM2 138V139H1ZM3 138H4V140H3ZM7 138V139H6ZM32 139V141L30 140V139ZM56 138H57V140H56ZM76 138V139H75ZM80 138V139H79ZM87 138H89V139H87ZM104 138V139H103ZM107 138V139H106ZM119 138V139H118ZM121 138V139H120ZM126 138H128V139H126ZM131 138V139H130ZM140 138V139H139ZM143 138V139H142ZM150 138V140H148ZM190 138V139H189ZM205 138V139H204ZM207 138V139H206ZM224 138V139H223ZM227 138H229V139H227ZM233 138H235V139H233ZM252 138L254 139V140H252ZM15 139H17V140H15ZM21 139V140H20ZM65 139V140H64ZM69 140L68 142H67V140ZM74 139V140H73ZM86 139V140H85ZM90 139H91V141H90ZM94 139V140H93ZM98 139V140H97ZM102 139V140H101ZM117 139V140H116ZM155 139V140H154ZM159 139V140H158ZM167 140V141H165V140ZM170 139V140H169ZM173 139V140H172ZM233 139V140H232ZM11 140V141H10ZM35 140L37 141V142H35ZM39 140V141H38ZM52 140V141H51ZM71 140H73V141H71ZM114 140V141H113ZM129 140V141H128ZM136 140V141H135ZM140 140V141H139ZM145 140L147 141V142H145ZM153 140H154V142H153ZM157 140V141H156ZM181 140V141H180ZM215 140H217V142L215 141ZM225 140H226V142L227 143H229V144H227L226 142H225ZM236 140V141H235ZM246 140H248V141H246ZM14 141H15V143H14ZM42 141H44V144H43V142ZM57 141V142H56ZM64 141H66V142H64ZM79 141V142H78ZM87 141V142H86ZM88 141H89V143H88ZM99 141V142H98ZM104 141V142H103ZM105 141H108L106 144H107V147H106V144H105ZM124 141H125V145H128L129 147H130V149L129 148H127L128 146H125L124 145ZM127 141V142H126ZM131 141V142H130ZM160 141V142H159ZM180 141V142H179ZM188 143H187V142ZM212 141V142H211ZM230 141V142H229ZM240 142V143H238V142ZM253 141H255V144H254V142ZM258 143H257V142ZM9 142V143H8ZM11 142V143H10ZM13 142V143H12ZM18 142H20V144L18 143ZM22 142H23V144H22ZM29 142V143H28ZM53 144H51V143ZM59 142V143H58ZM60 142H62V143H60ZM70 142H72V144L70 143ZM76 142H77V144H76ZM83 142V143H82ZM91 142V143H90ZM103 143V145H104V147H103V145H100V144H97L96 145V143ZM112 142H113V144H112ZM121 142V143H120ZM138 142V143H137ZM143 142V143H142ZM149 142V143H148ZM175 142H176V144H175ZM192 142V143H191ZM198 142V143H197ZM200 142V143H199ZM208 144H207V143ZM219 142V143H218ZM224 142V144H221V143H223ZM236 142V143H235ZM244 142V143H243ZM246 142V143H245ZM248 142V143H247ZM251 142H253V143H251ZM42 143V144H41ZM47 143V144H46ZM49 143V144H48ZM93 143H94V145H93ZM101 143V144H102ZM111 143V145H109L108 146V144H110ZM130 143H131V146H130ZM133 143V144H132ZM151 143V144H150ZM157 143H158V145H159V147H157L158 145H157ZM186 143V144H185ZM249 143H251L249 146H248V144ZM260 143V145H258ZM9 144L11 145V147H9ZM18 144V145H17ZM28 144V145H27ZM33 146H32V145ZM37 144V145H36ZM70 144V145H69ZM140 144V145H139ZM142 144V145H141ZM154 144V145H153ZM164 144V145H163ZM167 144V145H166ZM172 144V145H171ZM177 144H178V146H177ZM180 144V145H179ZM192 144V145H191ZM195 144H197V145H195ZM202 144V145H201ZM206 144V145H205ZM214 144V145H213ZM221 144V145H220ZM233 144V145H232ZM236 144V145H235ZM243 144V145H242ZM252 144H253V146H252ZM3 145V146H2ZM6 145V146H5ZM29 145H31V146H29ZM43 147H42V146ZM71 145L74 147V148H72L71 147ZM86 145V146H85ZM114 145H115V148H114ZM120 145H121V147H120ZM122 145H123V147H122ZM136 145V146H135ZM154 146V147H152V146ZM156 145V146H155ZM161 145H163V147L165 146L166 147V149H164V148H162V146ZM176 145V146H175ZM187 145H189L188 147H187ZM192 147H191V146ZM204 145V146H203ZM218 145V146H217ZM224 145V146H223ZM228 145V146H227ZM231 145V146H230ZM242 145V146H241ZM247 145V146H246ZM35 146V147H34ZM47 146V147H46ZM49 146V147H48ZM57 146V147H56ZM77 146V147H76ZM111 146V147H110ZM117 146H119V147H117ZM138 146V147H137ZM148 146H151L152 147V150H151V147H149L148 148ZM171 146H172V148H171ZM184 146V147H183ZM205 146H207V147H205ZM211 146V147H210ZM6 147V148H5ZM27 147H28V149H27ZM45 147H46V149H45ZM55 147V148H54ZM65 147V148H64ZM69 147V148H68ZM79 147V148H78ZM81 147V148H80ZM93 147V148H92ZM95 147H97L96 149H98V151L97 150H95L94 148ZM101 147H103V148H101ZM125 147H126V149H127V151H126V149H125ZM138 149H137V148ZM144 147V148H143ZM194 147V148H193ZM199 147H201V148H199ZM205 147V148H204ZM217 147V148H216ZM221 147H222V149H221ZM235 147H237V148H235ZM238 147H239V149H238ZM249 148V149H247V148ZM251 147V148H250ZM256 148V149H254V148ZM5 148V149H4ZM9 148V149H8ZM29 148H31V149H29ZM37 148L39 149V150H37ZM42 148V149H41ZM51 148H54V149H51ZM75 148H77V149H80L79 151L77 150V149H75ZM84 148V149H83ZM85 148L87 149H89L90 148V150H85ZM113 148V149H112ZM147 148V149H146ZM154 148V149H153ZM171 148V149H170ZM179 148H181L180 150L181 151H183V152H181L180 150H179ZM198 150H197V149ZM210 148V149H209ZM213 148V149H212ZM220 148V149H219ZM243 148V149H242ZM33 149V150H32ZM35 149V150H34ZM49 149H51L50 150V153H49ZM74 149H75V151H74ZM82 149V150H81ZM92 149L94 150V151H92ZM101 149L103 150L102 152L105 154V155H103L102 153H101ZM105 149V150H104ZM109 149V150H108ZM115 149V150H114ZM116 149H117V151H116ZM125 149V150H124ZM155 149H158V150H155ZM175 149V150H174ZM183 149V150H182ZM187 149V150H186ZM188 149H190V150H193L192 152L191 151H189L190 153H188ZM201 149H203L204 150V152L201 150ZM209 149V150H208ZM219 149V150H218ZM241 149V150H240ZM13 150V151H12ZM29 150H30V152H29ZM44 150V151H43ZM56 150V151H55ZM64 152H62V151ZM64 150H66V151H64ZM77 150V151H76ZM83 150H85L84 152H83ZM114 152H113V151ZM136 151V152H133V151ZM140 150H142V151H140ZM162 150V151H161ZM165 150V151H164ZM169 150H170V152H169ZM174 150V151H173ZM185 150V151H184ZM195 150V151H194ZM212 150H214V152L212 151ZM231 150V151H230ZM243 150V151H242ZM247 150V151H246ZM36 153H35V152ZM52 151H54V152H52ZM108 153H107V152ZM112 151V152H111ZM121 151V152H120ZM146 151V152H145ZM167 151H168V153H167ZM172 151V152H171ZM178 151V152H177ZM187 151V152H186ZM218 153V154H221V155H218L216 152ZM222 151V152H221ZM224 151V152H223ZM234 151V152H233ZM245 151V152H244ZM249 151V152H248ZM254 153H253V152ZM263 152V153H261V152ZM9 152V153H8ZM11 152V153H10ZM21 152V153H20ZM73 152V153H72ZM83 152V153H82ZM86 152V153H85ZM117 153V155H114V154H116ZM123 152V153H122ZM141 152V153H140ZM147 154V155H145V153ZM153 152V153H152ZM156 152V153H155ZM166 152V153H165ZM186 152V153H185ZM199 152V153H198ZM209 154H208V153ZM213 152V153H212ZM227 152V153H226ZM229 152V153H228ZM237 152V153H236ZM239 152V153H238ZM244 154H243V153ZM248 152V153H247ZM251 152V153H250ZM258 152H260V154L258 153ZM2 153V154H1ZM17 153V154H16ZM34 153V154H33ZM38 153H41V157H40V155L38 154ZM49 153V154H48ZM57 153V154H56ZM59 153V154H58ZM92 153V154H91ZM97 153V154H96ZM111 153V154H110ZM128 153V155L126 156V154ZM157 153H159L160 154V156H159V154H157ZM173 153V154H172ZM179 153H181V154H179ZM197 155H196V154ZM242 153V154H241ZM17 156H16V155ZM21 154V155H20ZM29 154H31V155H29ZM44 154V155H43ZM53 154V155H52ZM56 154V155H55ZM62 154V155H61ZM76 154V155H75ZM78 154H80V155H78ZM108 154H109V157H108ZM133 154H135V155H133ZM140 154V155H139ZM142 154V155H141ZM144 154V155H143ZM166 154V155H165ZM190 154V155H189ZM194 154V155H193ZM198 154H200V155H198ZM207 156H206V155ZM213 154V155H212ZM224 154V155H223ZM230 154V155H229ZM234 154L237 156V157H235L234 156ZM241 156H240V155ZM249 154H250V156H249ZM259 154V155H258ZM262 154V155H261ZM3 155H5V156H3ZM28 155V156H27ZM34 155V156H33ZM39 155V156H38ZM46 155H48L49 156V158H48V156H46ZM59 155V156H58ZM60 155L62 156V157H60ZM87 155V156H86ZM107 155V156H106ZM120 155V156H119ZM122 155V156H121ZM130 155H132V156H134V157H130ZM136 155H137V157H136ZM153 155V156H152ZM169 155V156H168ZM173 155V156H172ZM178 155V156H177ZM185 155V156H184ZM208 155H209V159H208ZM243 155V156H242ZM252 155V156H251ZM256 156V157H253V156ZM263 157H261V156ZM12 156V157H11ZM14 156V157H13ZM22 156H23V158H22ZM38 156V160L36 159V157ZM43 156V157H42ZM45 156H46V158H45ZM58 156V157H57ZM69 156V157H68ZM75 156V157H74ZM99 156H103L104 158V160L102 159V157H99ZM113 156H116V159H114V158H111V157H113ZM125 156V157H124ZM152 156V157H151ZM183 156V157H182ZM189 156V157H188ZM196 156V157H195ZM202 156H204V157H202ZM212 156V157H211ZM215 156V157H214ZM225 156H227V158L225 157ZM260 156V157H259ZM11 158V160L9 159V158ZM31 159H30V158ZM53 157H55V158H53ZM85 157V158H84ZM92 157H95V158H93L92 159ZM97 157V158H96ZM119 157V159H118V161H117V158ZM122 157V158H121ZM123 157H124V159H123ZM127 157L129 158V159H127ZM143 157V158H142ZM156 157V158H155ZM214 157V158H213ZM231 157L234 159H232V160H228V159H231ZM239 157H241V158H239ZM249 157V158H248ZM252 157V158H251ZM1 158L2 159H6L5 161L4 160H1ZM12 158H15L14 160L16 161H13V159ZM21 158V159H20ZM26 158H27V160H26ZM50 158L52 159V160H50ZM59 159V160H61V161H59V160H57V159ZM65 158H66V160H65ZM78 158V159H77ZM84 158V159H83ZM86 158H88L87 159V161L85 162L86 163V168H85V166H83V165H85V163H84V161L86 160ZM98 158H100V159H98ZM105 158H107V159H105ZM111 158V159H110ZM137 158V159H136ZM151 158V159H150ZM159 158L160 159H165V160H163L164 162H162V164H161V160L159 161ZM167 158V159H166ZM171 158H173V159H171ZM189 160H188V159ZM195 158V159H194ZM217 158V159H216ZM252 159V162H251V160H249V159ZM262 158V159H261ZM17 159V160H16ZM30 159V160H29ZM34 159H36V160H34ZM44 159H45V162H44ZM48 159V160H47ZM69 159V160H68ZM91 159V160H90ZM97 159V162L95 163V160ZM123 159V160H122ZM138 159H140V161L138 160ZM145 159V160H144ZM153 159V160H152ZM158 159V160H157ZM169 159V160H168ZM175 159V160H174ZM184 159H186V160H184ZM204 159V160H203ZM225 159V160H224ZM241 159V160H240ZM258 159V160H257ZM70 160H72V162L70 161ZM78 160H80L81 162V164L79 163V161ZM110 160V161H109ZM131 160V161H130ZM146 160H148V161H146ZM152 160V161H151ZM167 160H168V162H167ZM171 160V161H170ZM176 160H177V162H176ZM191 160V161H190ZM206 160V161H205ZM208 160V161H207ZM219 162H222V163H220V165H219V163H217L218 161ZM222 160V161H221ZM239 160V161H238ZM254 160V161H253ZM11 161H13V162H11ZM20 161V162H19ZM36 161V162H35ZM51 161V162H50ZM76 161V162H75ZM91 161V162H90ZM94 161V162H93ZM102 161H104V162H102ZM114 161H115V163H114ZM127 161V162H126ZM130 161V162H129ZM145 161V162H144ZM152 163H151V162ZM154 161V162H153ZM170 161V162H169ZM172 161H173V163H172ZM179 161V162H178ZM185 161V162H184ZM190 161V162H189ZM205 161V162H204ZM212 161V162H211ZM225 161H227V162H225ZM234 161V162H233ZM235 161H236V163H235ZM243 161H245V162H247V163H244ZM250 161V162H249ZM258 162V164H257V162ZM262 161V162H261ZM8 162V163H7ZM22 162V163H21ZM30 164H29V163ZM42 162V163H41ZM59 162H63L62 164L61 163H59ZM66 162V163H65ZM83 162V163H82ZM91 164H90V163ZM93 162V163H92ZM120 162H122V163H120ZM125 162V164L123 165V163ZM129 162V163H128ZM144 162V163H143ZM148 162H150L149 164H148ZM157 162V163H156ZM181 162V163H180ZM183 162V163H182ZM190 164H189V163ZM192 162V163H191ZM202 162H204L203 164H202ZM208 162V163H207ZM216 162V165L214 164ZM4 163V164H3ZM12 165H11V164ZM45 163V164H44ZM71 163H75L76 165H74V164H72V165H70ZM78 163L80 164V166L78 165ZM95 163V164H94ZM107 163V164H106ZM120 165H119V164ZM127 163H128V165H127ZM147 164V166H145L146 164ZM167 163V164H166ZM179 163V164H178ZM185 163V164H184ZM211 163V164H210ZM234 163V164H233ZM7 164V165H6ZM16 164H19V165H16ZM24 166H23V165ZM40 164H42V165H40ZM61 164V165H60ZM70 165V166H68V165ZM93 164V165H92ZM144 165V166H142V165ZM160 164V165H159ZM164 164H166V165H164ZM169 164V165H168ZM174 164V165H173ZM177 164H178V166H177ZM183 164H184V166H183ZM188 164V165H187ZM194 164V165H193ZM241 164H242V166H241ZM244 164V165H243ZM248 164V165H247ZM256 164V165H255ZM3 165V166H2ZM16 167H15V166ZM31 165V166H30ZM38 165H40V166H38ZM46 165V166H45ZM52 165V166H51ZM54 165V166H53ZM57 165V166H56ZM74 165V166H73ZM89 165H90V168H89ZM102 165H104L103 167H102ZM106 165V166H105ZM115 165V166H114ZM126 165V166H125ZM135 165H137V166H135ZM168 165V166H167ZM176 165V166H175ZM205 165V166H204ZM224 165H226V167H224ZM228 165H229V167H228ZM251 165H252V167H251ZM254 165V166H253ZM12 166H13V168H12ZM19 166H21V167H19ZM68 166V167H67ZM72 166V167H71ZM83 166V167H82ZM88 166V167H87ZM100 166V167H99ZM121 166V167H120ZM123 166V167H122ZM132 166V167H131ZM149 166V167H148ZM155 166V167H154ZM157 166H159V170H157L158 168H157ZM160 166H162V167H160ZM170 166H171V168H170ZM174 166V167H173ZM182 168H181V167ZM195 166V167H194ZM200 166V167H199ZM219 166V167H218ZM235 166H238V167H235ZM3 167V168H2ZM12 169H11V168ZM40 167V168H39ZM51 167V168H50ZM57 167H58V169L59 170H62V171H59V170H57ZM62 167V168H61ZM76 167H78V168H76ZM81 167H82V169H81ZM92 167V168H91ZM94 167V168H93ZM97 167V168H96ZM105 167H107V168H105ZM134 167H136L135 169H133ZM138 167H140V168H138ZM153 167V168H152ZM165 167V168H164ZM177 167V168H176ZM185 167V168H184ZM187 167H189V168H187ZM193 167V168H192ZM201 167H202V169H201ZM209 167V168H208ZM251 167V168H250ZM255 167V168H254ZM24 168V169H23ZM50 168V169H49ZM69 168V169H68ZM73 168H75V170L73 169ZM89 168V169H88ZM100 168V169H99ZM109 168V169H108ZM111 168H112V170H111ZM118 169L119 168V170H114V169ZM121 168V169H120ZM125 168L128 170L127 172L125 171ZM142 168V169H141ZM145 168V169H144ZM149 170V173L147 172L148 170ZM150 168V169H149ZM154 169V170H152V169ZM181 168V169H180ZM197 168V169H196ZM223 168V169H222ZM225 168V169H224ZM226 168H232V169H226ZM236 169V170H234V169ZM254 168V169H253ZM19 169V170H18ZM23 171H22V170ZM42 169V170H41ZM44 169V170H43ZM47 169V170H46ZM73 169V170H72ZM103 169V170H102ZM155 169H156V171H155ZM166 169V170H165ZM169 169V170H168ZM183 169H184V171H183ZM196 169V170H195ZM200 169V170H199ZM213 169H216V170H213ZM239 171H238V170ZM258 171H257V170ZM5 170V172H3ZM31 170H32V172H31ZM50 170V171H49ZM64 170H66L65 171V173H64ZM69 170V171H68ZM77 170H78V172H77ZM80 170V171H79ZM87 170V171H86ZM105 170V171H104ZM107 170V171H106ZM134 170H136V171H134ZM141 170V171H140ZM151 170V171H150ZM175 171L176 173H172V171ZM180 172V173H177L178 171ZM187 170V171H186ZM195 170V171H194ZM205 172V174H204V172ZM208 170V172H206ZM225 170V171H224ZM230 170H231V172H230ZM234 170V172L235 173H232V171ZM242 170H243V172H242ZM257 172H255V171ZM7 171V172H6ZM16 171V172H15ZM42 171H44V172H42ZM68 171V172H67ZM72 172V173H70L69 174V172ZM76 171V172H75ZM93 171V172H92ZM95 171V172H94ZM112 172L111 174H110V172ZM120 171V172H119ZM122 171V172H121ZM125 173H124V172ZM140 171V172H139ZM143 171V172H142ZM146 171V172H145ZM159 171V172H158ZM163 171V172H162ZM173 171V172H174ZM213 171V172H212ZM215 171H217V173H219V174H217ZM242 172V174H240L241 172ZM11 172V173H10ZM16 173V174H14V173ZM26 172V173H25ZM32 174H31V173ZM34 172V173H33ZM56 172V173H55ZM75 172V173H74ZM106 174H105V173ZM108 172V173H107ZM138 174H137V173ZM144 174H142V173ZM185 172H187L186 174H185ZM194 172V173H193ZM224 172V173H223ZM240 172V173H239ZM249 172V173H248ZM261 172H263V173H261ZM2 173V174H1ZM4 173V174H3ZM24 173V174H23ZM51 173H54V174H51ZM120 175H119V174ZM122 173V174H121ZM140 173L142 174V175H140ZM146 173H147V175H146ZM155 173H157V176H156V174ZM167 173V174H166ZM171 173V174H170ZM192 173V174H191ZM198 173V174H197ZM226 173V174H225ZM244 173H246V175L244 174ZM251 173V174H250ZM12 174H14V176L12 175ZM22 174V175H21ZM34 174H35V176H34ZM47 176H45V175ZM51 175V177H49L50 175ZM62 174H64V175H62ZM76 174V175H75ZM84 174V175H83ZM91 174V175H90ZM96 174H97V176H96ZM125 174V175H124ZM126 174H127V176H126ZM164 174V175H163ZM169 174V175H168ZM179 174V175H178ZM187 174H188V176H187ZM193 174H195V175H193ZM201 174H202V178H201ZM209 174V175H208ZM222 174V175H221ZM228 174V175H227ZM239 174V175H238ZM244 174V175H243ZM249 174V175H248ZM259 174V175H258ZM25 175V176H24ZM29 175V176H28ZM43 175V176H42ZM69 177H67V176ZM70 175V176H69ZM88 177H87V176ZM119 175V176H118ZM130 175V176H129ZM149 175V176H148ZM165 175H167V176H165ZM172 175H174V176H172ZM178 175V176H177ZM184 175H186V176H184ZM190 175V176H189ZM191 175H192V177H191ZM212 175V176H211ZM226 177H225V176ZM242 175V176H241ZM257 175V176H256ZM31 176V177H30ZM40 176V177H39ZM45 176V177H44ZM75 178H74V177ZM99 176V177H98ZM119 178H118V177ZM123 176V177H122ZM127 177L128 179H125V177ZM129 176V177H128ZM132 176V177H131ZM138 178H137V177ZM148 176V177H147ZM153 176H155V177H153ZM176 176V177H175ZM180 176V177H179ZM197 176V177H196ZM219 178H218V177ZM228 176H230V177H228ZM236 176H238V177H236ZM244 176V177H243ZM248 176H250L249 177V179H248ZM253 176V177H252ZM258 176H261L263 179H261V177H259L258 178ZM2 177V178H1ZM7 178V180H6V178ZM17 177V178H16ZM24 177V178H23ZM34 177V178H33ZM38 177V178H37ZM44 177V178H43ZM55 177V178H54ZM93 177V178H92ZM95 177V178H94ZM117 177V178H116ZM121 177V178H120ZM131 177V178H130ZM141 177V178H140ZM147 177V178H146ZM158 177V178H157ZM164 177V178H163ZM168 177V178H167ZM174 177V178H173ZM179 179H178V178ZM187 177V178H186ZM189 177H191L190 179H188ZM216 178V179H214V178ZM220 177H222V178H220ZM240 177V178H239ZM246 179L245 181H244V179ZM10 178V179H9ZM33 178V179H32ZM42 180H41V179ZM47 178V179H46ZM106 178V179H105ZM115 180H114V179ZM131 180H130V179ZM155 178H157V179H155ZM172 178V179H171ZM183 180H181V179ZM184 178H186V179H184ZM200 178H201V180L203 181V182H200L201 180H200ZM204 178V179H203ZM218 178V179H217ZM231 178H233V179H231ZM235 178V179H234ZM254 178V179H253ZM6 180V181H3V180ZM9 179V180H8ZM21 179H22V181H21ZM23 179H24V181H23ZM25 179H27V180H25ZM39 179H40V181H42V182H40L39 181ZM80 179H81V181H80ZM89 179V180H88ZM92 179H94V181H92L91 182V180ZM105 179V180H104ZM119 179V180H118ZM121 179V180H120ZM136 179H138V182H139V184H136L135 182L137 181ZM144 179H147V182H146V180L144 181ZM149 179V180H148ZM151 179V180H150ZM153 179V180H152ZM160 179H163L162 181L160 180ZM165 179V180H164ZM169 179H170V182H168L169 181ZM196 179V180H195ZM208 179V180H207ZM213 180V181H210V180ZM221 179V180H220ZM222 179H224V181L222 180ZM226 179V180H225ZM241 179H243V180H241ZM14 180H17V182H13ZM32 180H35V181H32ZM38 180V181H37ZM45 180V181H44ZM48 180V181H47ZM78 180V181H77ZM85 180V181H84ZM88 180V181H87ZM98 180H99V182H98ZM110 180V181H109ZM112 180V181H111ZM125 180V181H124ZM134 182H133V181ZM136 180V181H135ZM140 180V181H139ZM143 180V181H142ZM178 180H180L181 182H179ZM192 180V181H191ZM195 182H194V181ZM199 180V181H198ZM238 180H240L239 182H238ZM251 180V181H250ZM258 180H260V181H258ZM9 183H8V182ZM10 181H11V183H10ZM45 183H44V182ZM55 181V183L53 184V182ZM60 181V182H59ZM61 181H62V183H61ZM75 181H76V183H75ZM84 183H83V182ZM88 183H87V182ZM101 181V182H100ZM103 181V182H102ZM123 181V182H122ZM130 181V182H129ZM132 181V182H131ZM157 181V182H156ZM164 181V182H163ZM173 181H174V183H173ZM176 181V182H175ZM185 181V182H184ZM215 181V182H214ZM227 181V182H226ZM238 183H237V182ZM242 181V182H241ZM246 181H249L248 183L246 182ZM24 183V184H22V183ZM25 182H27V183H25ZM48 182H49V185H48ZM51 182H52V184H51ZM56 182H58V183H56ZM74 182V183H73ZM79 182V183H78ZM90 182H91V184H90ZM137 182V183H138ZM143 182H144V184H143ZM153 183V185H155L154 187H153V185H152V183ZM188 182H190V183H188ZM208 183V185H207V183ZM209 182H210V184H209ZM222 183V184H219V183ZM226 182V183H225ZM228 182H229V184H228ZM230 182H231V185H233L232 186V188H231V185H230ZM235 182H236V184H235ZM246 182V183H245ZM261 182V183H260ZM6 183V184H5ZM8 183V184H7ZM15 183V185H13ZM34 185H33V184ZM36 183V184H35ZM38 183V184H37ZM107 183V184H106ZM116 183V184H115ZM124 183V184H123ZM132 183V184H131ZM133 183H135V184H133ZM142 183V184H141ZM147 183V184H146ZM150 183V184H149ZM155 183V184H154ZM160 183V184H159ZM181 183H183L184 184V186H183V184H181ZM200 183V184H199ZM201 183H203V184H201ZM214 183V184H213ZM223 183H224V185H223ZM240 183V185H242L241 183H245L243 186H238V184ZM259 183V184H258ZM4 184V185H3ZM11 184V185H10ZM61 184V185H60ZM72 184H74V185H72ZM77 184V185H76ZM94 184V185H93ZM110 184V185H109ZM112 184V185H111ZM126 184V185H125ZM128 184V185H127ZM131 184V185H130ZM141 184V185H140ZM146 184V185H145ZM186 184V185H185ZM215 184H217V185H215ZM226 184H228V185H226ZM249 184V185H248ZM10 185V186H9ZM13 185V186H12ZM19 185V186H18ZM23 185V186H22ZM27 185V186H26ZM30 185H31V188H30ZM40 185H42V186H40ZM44 185V186H43ZM60 185V186H59ZM85 185H86V187H88V188H86L85 187ZM88 185V186H87ZM90 185H92V186H94V187H92V186H90ZM98 185H99V187H98ZM111 187H109V186ZM134 185V186H133ZM145 185V186H144ZM147 185H148V188H147ZM151 185V186H150ZM156 185H157V187H156ZM159 185V186H158ZM168 185H169V189H167L168 188ZM171 185V186H170ZM192 185H194V186H192ZM201 185V186H200ZM228 186V187H226V186ZM237 185V186H236ZM248 185V186H247ZM6 186V187H5ZM15 186V187H14ZM33 186H35V187H33ZM40 188H39V187ZM50 186H52V187H50ZM57 186V187H56ZM65 186V187H64ZM72 186V187H71ZM84 188H83V187ZM105 188H104V187ZM106 186H108V187H106ZM124 186V187H123ZM139 186V187H138ZM141 186V187H140ZM146 187V189L144 188V187ZM150 186V187H149ZM187 186H188V188H187ZM206 187V189H207V186H208V189L206 190H204V188ZM18 187V188H17ZM22 187V189H20ZM27 187V188H26ZM42 187V188H41ZM68 187H70L71 188V190L68 188ZM74 187V188H73ZM91 187V188H90ZM100 188L99 189V191L97 190L98 188ZM114 188V190H112L113 188ZM131 187V188H130ZM155 188V189H153V188ZM161 187V188H160ZM175 187V188H174ZM179 187V188H178ZM194 187V188H193ZM200 189H199V188ZM220 187L221 188H223V187H225V188H223L222 190H224V191H222L221 189H220ZM234 187V188H233ZM256 187V188H255ZM12 188V189H11ZM24 188L27 190H24ZM49 188V190H47ZM51 188H52V191H51ZM61 188V189H60ZM78 188H82V189H78ZM96 188V189H95ZM106 188H108V189H106ZM116 188H117V190H116ZM119 188H120V190H119ZM123 188H124V190H123ZM139 190H138V189ZM140 188H142V189H144V190H142V191H145V192H140ZM150 188H151V190H152V192H150ZM157 188V189H156ZM171 188V189H170ZM172 188H173V190H172ZM185 188H186V190H185ZM192 188V189H191ZM196 188V189H195ZM198 188V189H197ZM216 188V189H215ZM229 188V189H228ZM235 188H236V190H235ZM243 188H245V190L243 189ZM250 189V191H253L252 193L250 192V193H247L248 192V190ZM4 189H6L3 193L4 194H2L1 193V191H3ZM33 189V190H32ZM55 191H54V190ZM65 189H67V190H65ZM76 189H78V191L76 190ZM95 189V190H94ZM103 189H105L104 191V193L102 192L103 191ZM135 189H137V191L135 190ZM162 189V191H159V190H161ZM165 189H167V190H165ZM187 189H189V190H187ZM195 189V190H194ZM203 189V190H202ZM212 191H210V190ZM218 189V190H217ZM230 189H232V190H230ZM239 189V190H238ZM248 189V190H247ZM253 189V190H252ZM260 189V190H259ZM262 189V190H261ZM10 190V191H9ZM12 190H13V192H12ZM17 190V192H15ZM20 190V191H19ZM22 190V191H21ZM31 190V191H30ZM38 190V191H37ZM60 190V191H59ZM69 190V191H68ZM76 190V191H75ZM107 190H111L112 192L113 191H115V194H114V192L112 193L111 191H110V193H109V191H107ZM121 190H122V192H121ZM130 190V191H129ZM134 190V191H133ZM146 190L147 191H149V192H146ZM154 190H156V191H154ZM172 190V191H171ZM175 190V191H174ZM181 191V192H179V191ZM201 190V191H200ZM244 190V191H243ZM257 190H259L260 191V193H258L259 191H257ZM40 191V192H39ZM87 191V192H86ZM91 193H89V192ZM94 191V192H93ZM99 193H98V192ZM119 192V194H116V193H118ZM163 191H165L166 193L168 192V194H166V193H164ZM192 191V192H191ZM194 191V192H193ZM199 191V192H198ZM221 191V192H220ZM229 191V192H228ZM240 191V192H239ZM257 193H256V192ZM11 192V193H10ZM25 192V193H24ZM26 192H30L29 194L28 193H26ZM34 192V193H33ZM41 192H43V193H41ZM51 194H50V193ZM64 192V194L62 195V193ZM70 192V193H69ZM97 194H96V193ZM121 192V193H120ZM126 193V194H124V193ZM129 192V193H128ZM131 192V193H130ZM172 194H171V193ZM177 192V193H176ZM188 192V193H187ZM207 192H209V194L207 193ZM217 192H219V193H217ZM224 192V193H223ZM228 193V194H226V193ZM244 192V193H243ZM13 193H15V194H13ZM24 193V194H23ZM33 193V194H32ZM46 193V194H45ZM52 193H53V195H52ZM76 193V194H75ZM79 193V194H78ZM81 193V194H80ZM147 193H149V194H147ZM154 193V194H153ZM176 194V195H173V194ZM181 195V200L179 199V194ZM192 195H191V194ZM223 193V194H222ZM232 193L234 194V195H232ZM21 194H23V195H21ZM26 194H27V196H26ZM41 194V195H40ZM44 194V195H43ZM65 194H67L66 196H64ZM73 194V197L71 196ZM89 194V195H88ZM99 194V195H98ZM103 194H106V195H103ZM124 194V196L126 197V196H128L129 198H127V200H125L126 198H124V196H122L121 197V195H123ZM142 194V195H141ZM153 194V195H152ZM170 194V195H169ZM183 194H184V197H183ZM197 194H198V196H197ZM213 194V195H212ZM216 194V195H215ZM236 194V195H235ZM239 194V195H238ZM250 194V195H249ZM255 194V196L253 197V195ZM260 194V195H259ZM7 195V196H8ZM12 195V196H11ZM22 197H21V196ZM40 196V197H38V196ZM47 195H48V197H47ZM58 195H60V197L58 196ZM62 195V196H61ZM77 195V196H76ZM78 195H80V196H78ZM110 195V196H109ZM158 195V196H157ZM170 197H169V196ZM172 195V196H171ZM187 195V196H186ZM192 197H191V196ZM197 197H196V196ZM200 195V196H199ZM215 195V196H214ZM222 195H224V196H222ZM228 195V196H227ZM229 195H231V196H229ZM257 195H259V196H257ZM15 196V197H14ZM25 196V197H24ZM30 196V197H29ZM58 197V199H57V197ZM64 196V197H63ZM70 196V197H69ZM83 196H85V197H83ZM87 196V197H86ZM89 196V197H88ZM95 196V197H94ZM108 196L111 198H109L108 199ZM117 196V197H116ZM120 196V197H119ZM145 196V197H144ZM175 196L176 197H178V198H175ZM185 196H186V198H185ZM211 196V197H210ZM223 198H222V197ZM236 196H238L239 198H237ZM12 197H14V198H12ZM20 197L21 198H23V199H21V201H19L20 200ZM43 197H45V198H43ZM79 197V198H78ZM103 197H104V199H106V200H103V201H101L100 203H98V204H95L94 205V203L96 202L95 200H97L98 201V199L100 200L101 198L103 199ZM115 198V200H114V198ZM158 197V200H156V198ZM160 197H162L161 199H160ZM166 197V198H165ZM171 197L173 198V199H171ZM189 197V198H188ZM194 197V198H193ZM196 197V198H195ZM198 197H199V199H198ZM218 197V198H217ZM256 197V198H255ZM37 198V199H36ZM46 198H47V200H46ZM51 198V199H50ZM78 198V199H77ZM85 198V199H84ZM87 198V199H86ZM113 198V199H112ZM123 198V199H122ZM134 198V199H133ZM137 198H139V200L137 199ZM169 200H168V199ZM212 198V199H211ZM215 198H217V199H215ZM223 200H222V199ZM236 198V199H235ZM240 198H244V199H240ZM4 200V202H3V200ZM14 199V200H13ZM27 199V200H26ZM38 199H40V200H38ZM53 199V200H52ZM64 199V200H63ZM79 199H80V201H79ZM92 199H94V200H92ZM120 199V200H119ZM130 199V200H129ZM132 199V200H131ZM142 199V200H141ZM143 199H145V201L143 200ZM152 199H155L154 201L152 200ZM183 199V200H182ZM185 199V200H184ZM188 199V200H187ZM207 199V200H206ZM233 199V200H232ZM240 199V201H242V202H238V200ZM258 199L260 200V202L261 203H259V201H258ZM24 200H26L25 202L28 204H26L25 202H24ZM34 200V201H33ZM58 202H56V201ZM63 200V201H62ZM68 200V202H66ZM73 200H75V201H73ZM77 200V201H76ZM109 200V201H108ZM113 200V201H112ZM122 200H124L125 201V204L127 203V204H129V202H130V207H128L127 206V204L125 205V204H121V202H123ZM134 200V201H133ZM138 200V201H137ZM152 200V201H151ZM163 200V201H162ZM171 200V201H170ZM173 200H174V202H173ZM188 202H187V201ZM189 200H190V203H189ZM200 200V201H199ZM218 200V201H217ZM222 202V201H224V202H227L226 204L224 203V204H222L220 201ZM226 200V201H225ZM228 200H229V202H228ZM232 200V201H231ZM251 200H253V201H251ZM2 201V202H1ZM30 201V202H29ZM37 201V202H36ZM47 201V204L48 205H46L47 207H48V209H47V207H43L46 203ZM50 203H49V202ZM53 201H55V202H53ZM66 203H65V202ZM87 201V202H86ZM93 201V202H92ZM133 201V202H132ZM160 201H162L161 203H160ZM166 201H168L169 202V204H168V202H166ZM177 201V202H176ZM187 203H186V202ZM192 201H193V204H191L192 203ZM243 201H244V203H243ZM263 201V202H262ZM20 202H21V204L22 205H24V206H20ZM40 202V203H39ZM43 202V203H42ZM61 202H63V203H61ZM89 202V203H88ZM118 202H119V204H118ZM138 202H140V203H138ZM145 202V203H144ZM148 202H150V203H148ZM152 202V203H151ZM214 202V203H213ZM217 202H220V203H217ZM249 202H251V203H249ZM255 202L257 203V205L260 207H258L256 204H255ZM80 203V204H79ZM83 203V204H82ZM86 203V204H85ZM90 203H93V204H90ZM135 205V207L133 206V204ZM135 203H137V204H139L138 205V207H137V204H135ZM146 205V207L145 206H143L144 204ZM157 203V204H156ZM170 203L172 204V205H174L173 207H174V209H173V207L171 208L170 206H172V205H170ZM178 203H179V206H178ZM183 203V204H182ZM197 203V204H196ZM243 203V204H242ZM247 203H249V204H247ZM2 204V205H1ZM50 204V205H49ZM61 205V207H58L59 205ZM73 206H72V205ZM79 204V205H78ZM90 204V205H89ZM111 204V205H110ZM116 204L117 206H115L114 207V205ZM121 204V205H120ZM148 204V205H147ZM152 204V205H151ZM164 204V205H163ZM168 204V205H167ZM182 204V205H181ZM184 204H187V205H184ZM189 204V205H188ZM192 206H191V205ZM195 204V205H194ZM199 204V205H198ZM246 204H247V206H246ZM252 204V205H251ZM20 206V207H18V206ZM31 205V206H30ZM57 205V206H56ZM70 205V207H68ZM89 205V206H88ZM94 205V206H93ZM98 205V206H97ZM123 205H125V207H123ZM159 205V206H158ZM215 205V206H214ZM233 207V209H232V207ZM261 205H262V207H261ZM64 206V207H63ZM80 207L81 206V208H77L76 209V207ZM90 206H91V208H90ZM108 206H110V207H108ZM111 206H112V208H111ZM119 206V207H118ZM122 206V207H121ZM132 206V207H131ZM141 206V207H140ZM143 206V207H142ZM190 206V207H189ZM202 206V207H201ZM15 207V208H14ZM43 207V208H42ZM58 207V208H57ZM97 207V208H96ZM106 207H108V208H106ZM117 207V208H116ZM128 207V208H127ZM155 207V208H154ZM165 207H169V208H165ZM176 207V208H175ZM194 207V208H193ZM198 207L199 209H201L200 210V212H203V213H201L200 214V212L199 211H197V209L196 208ZM215 207V208H214ZM14 208V209H13ZM17 208V209H16ZM32 208V209H31ZM41 208V209H40ZM56 208V209H55ZM63 210H62V209ZM88 208V209H87ZM95 208H96V210H95ZM99 208V209H98ZM111 210H110V209ZM130 208H132L131 210H130ZM134 208V209H133ZM151 210H150V209ZM158 210H157V209ZM163 208L165 209V210H163ZM179 208V209H178ZM191 208V209H190ZM203 208V209H202ZM227 208V209H226ZM229 208V209H228ZM231 208V209H230ZM237 208V209H236ZM257 208V209H256ZM10 209V210H9ZM20 209V210H19ZM29 209V210H28ZM37 209H38V211H37ZM43 209V210H42ZM44 209H47L46 211L44 210ZM59 209V210H58ZM66 209H70L69 210V212H67L68 210H66ZM85 209V210H84ZM92 209V210H91ZM104 209V210H103ZM128 209V210H127ZM137 209V210H136ZM142 209H145V211L143 210V212H141L142 211ZM146 209H149V210H146ZM155 209V210H154ZM159 209H161L160 211H159ZM170 209H172V214H171V212H169V210ZM181 209V210H180ZM193 209V210H192ZM198 209V210H199ZM220 209H225L224 211H222V210H220ZM256 209V210H255ZM5 210V211H4ZM64 210H65V212H64ZM74 210V211H73ZM109 210V213L107 212ZM112 210H114V211H112ZM130 210V211H129ZM157 210V211H156ZM179 210V211H178ZM203 210V211H202ZM211 212H210V211ZM228 210V211H227ZM230 210H232L231 212H230ZM2 211H3V213H2ZM7 211V212H6ZM12 211V212H11ZM18 211V212H17ZM26 213H25V212ZM52 211L54 212L53 213V215H52ZM62 211V212H61ZM81 211V212H80ZM84 211H87L86 212V214H85V212ZM99 211V212H98ZM104 211H106V212H104ZM122 211V212H121ZM123 211H125L124 213H123ZM148 211H150V212H148ZM183 211V212H182ZM188 211V212H187ZM190 211V212H189ZM205 211V212H204ZM213 211V212H212ZM220 211V212H219ZM255 211V212H254ZM29 214H28V213ZM45 212V214H44V218L42 217V213H44ZM49 212V213H48ZM58 212H60V213H58ZM71 212V213H70ZM79 212V213H78ZM120 212V213H119ZM132 212H134V213H136L135 215H134V213H132ZM138 212H139V214H138ZM151 215H149L148 213ZM159 214H158V213ZM166 212L168 213L167 215H166ZM176 212V213H175ZM197 213V215L195 214V213ZM225 213V215H224V213ZM229 212V213H228ZM16 213H17V215H16ZM24 213V214H23ZM55 213H57L56 215H54ZM62 213V215H60ZM63 213H64V216H63ZM68 213V214H67ZM76 213V214H75ZM83 213V214H82ZM88 213V214H87ZM92 213V214H91ZM123 214V216H121L122 214ZM129 213V214H128ZM141 213H143V214H141ZM145 213H147V215L145 214ZM155 213H156V216H155ZM170 213V214H169ZM173 213H175V214H173ZM181 213H183L184 215H182ZM207 213V214H206ZM212 213V214H211ZM215 213V214H214ZM248 213V214H247ZM254 213V214H253ZM255 213H256V215H255ZM28 214V215H27ZM30 214H32V215H30ZM40 214H41V216H40ZM51 214V215H50ZM59 214V215H58ZM74 214V215H73ZM98 214L100 215V216H98ZM127 214V215H126ZM163 216H162V215ZM180 214V215H179ZM210 214V215H209ZM245 214V215H244ZM247 214V215H246ZM251 215V217L249 218V216ZM12 215V216H11ZM23 215V216H22ZM27 215V216H26ZM38 215V219H37V216ZM48 216V218H47V216ZM70 215H72V216H70ZM77 217H76V216ZM82 215V216H81ZM87 215V216H86ZM89 215H91V216H89ZM98 217H97V216ZM126 215V216H125ZM128 215H129V217H128ZM153 215H154V217H153ZM170 215H172L170 218H169V216ZM190 215H191V217H190ZM212 215V216H211ZM255 215V216H254ZM1 216H3V217H1ZM25 216V217H24ZM28 216L30 217L29 219H28ZM31 216H32V218H31ZM52 216V218L50 219V217ZM54 216L56 217V216H58V220H57V217L56 218H54ZM66 216V217H65ZM67 216H70V217H68L67 218ZM75 216V217H74ZM80 216V218H78ZM86 216V217H85ZM93 216H95V220H94V217ZM106 216H107V218H106ZM122 218H121V217ZM132 216V217H131ZM146 216V217H145ZM148 216H150V217H152L151 219L148 217ZM178 216L179 217H181V219L183 220H179L180 218H178ZM188 218H187V217ZM195 216V217H194ZM198 216V217H197ZM207 216V217H206ZM224 216V217H223ZM245 216H248V217H246L245 218ZM254 216V217H253ZM14 217V218H13ZM60 217H62V220H61V218ZM73 217V218H72ZM88 217V218H87ZM90 217V218H89ZM93 217V218H92ZM101 217V218H100ZM116 217V218H115ZM119 217V218H118ZM128 217V218H127ZM131 217V218H130ZM135 217V218H134ZM186 217V218H185ZM189 217H190V219H189ZM194 217V218H193ZM205 217V218H204ZM217 217V218H216ZM231 219H230V218ZM7 218V219H6ZM46 218V219H45ZM67 218V219H66ZM71 218H72V221H71ZM99 220H98V219ZM125 218H127V219H125ZM134 218V219H133ZM139 218V219H138ZM140 218H141V220H140ZM166 218H167V220H166ZM172 219V221L170 222V223H168L167 221H169V219ZM178 220H177V219ZM196 218V219H195ZM199 218V219H198ZM205 220H204V219ZM216 218V219H215ZM244 218H245V221H244ZM247 218H249V219H247ZM9 219V220H8ZM12 219H14V220H12ZM23 219H25V220H23ZM35 219V220H34ZM36 219H37V221H36ZM48 219V220H47ZM54 219L56 220V222L58 221L59 223H57V224H55V222H53V224L51 223V220L52 221H54ZM60 219V220H59ZM105 219H107V220H105ZM123 219V220H122ZM143 219V220H142ZM147 220V222H146V220ZM153 219V220H152ZM156 219H157V222H156ZM188 219H189V221H188ZM208 221H207V220ZM242 219V220H241ZM247 219V220H246ZM250 219H254V221H255V223H256V221H257V223L255 224V225H253V226H251L252 225V221L250 220ZM256 219V220H255ZM3 220V221H2ZM32 220V221H31ZM41 222V221H43V223H40L39 221ZM46 220H47V222H46ZM50 220V221H49ZM64 220V222L61 224V222ZM68 220V221H67ZM87 220H92V221H90V222H88ZM105 220V221H104ZM135 220V221H134ZM139 221L140 223H137V221ZM144 220H145V222L146 223H144ZM160 220H162V221H160ZM177 220V221H176ZM196 220V221H195ZM198 220H199V222H198ZM204 221V222H202V221ZM216 220V221H215ZM224 220V221H223ZM7 221V222H6ZM9 221H11V222H9ZM18 221H20L19 223H18ZM35 223H34V222ZM66 221L68 222V223H66ZM70 221V222H69ZM75 221V222H74ZM77 221L80 223V224H77ZM81 221V222H80ZM87 221V222H86ZM94 221H96L95 223H94ZM118 221V222H117ZM130 221H131V223H130ZM141 221L143 222V223H141ZM149 221V222H148ZM152 221V222H151ZM154 221V222H153ZM163 222V221H166V222H164V223H160V224H158L159 222ZM194 221V222H193ZM212 221V222H211ZM220 221V222H219ZM229 221V222H228ZM233 221V222H232ZM239 221H241V222H239ZM244 223H243V222ZM250 221V222H249ZM23 222V223H22ZM31 222V223H30ZM46 222V223H45ZM86 224H85V223ZM117 222V223H116ZM156 222V223H155ZM176 223V226L177 227H175V224L173 225V223ZM178 222H180V223H178ZM184 222V223H183ZM187 222H189V223H187ZM210 222V223H209ZM1 223H3V224H1ZM32 223H34V224H32ZM84 225H82V224ZM88 223V224H87ZM101 223V224H100ZM120 223H121V227H120ZM125 223V224H124ZM131 225H130V224ZM133 223V224H132ZM166 223V224H165ZM168 223V224H167ZM196 223V224H195ZM198 223V224H197ZM241 223H243V224H241ZM247 223V224H246ZM9 225V226H7V225ZM15 224V225H14ZM20 224V225H19ZM42 224V225H41ZM43 224H47V225H43ZM49 224L51 225V226H49ZM64 224V225H63ZM67 226H66V225ZM97 224V225H96ZM103 224H104V226H103ZM119 224V225H118ZM129 224V225H128ZM140 224H142L141 226H140ZM148 224H149V226H148ZM151 224H153V226L151 225ZM156 224V225H155ZM180 224V225H179ZM183 224V225H182ZM190 224V225H189ZM192 224H194L193 225V227H192ZM203 226H201V225ZM204 224V225H203ZM229 224H230V226H229ZM30 225V226H29ZM38 225V226H37ZM52 225H53V227H52ZM62 225V226H61ZM86 225V226H85ZM87 225H89V226H87ZM93 225H95V226H93ZM109 225V226H108ZM113 226V228L111 227L110 228V226ZM123 225V226H122ZM158 225H159V227H158ZM171 225H173L172 227H171ZM186 225H188L187 227H186ZM198 225V226H197ZM207 225V226H206ZM215 225H217V226H215ZM220 225H221V227H220ZM222 225H224L223 226V228H225V230L222 228ZM225 225H228V227L230 228V229H228V227L226 226L225 227ZM248 225H249V227H248ZM4 226V227H3ZM20 226V227H19ZM23 226V227H22ZM26 226H28V227H26ZM46 226V227H45ZM55 226V227H54ZM66 226V227H65ZM90 226H92L93 228H91ZM156 226V227H155ZM161 226V227H160ZM162 226H163V228H162ZM201 226V227H200ZM211 226V227H210ZM233 226V227H232ZM256 226V227H255ZM258 226V227H257ZM17 227H18V229H17ZM25 227V228H24ZM43 227H45V228H43ZM88 229H90V230H88ZM98 227H99V230H98ZM106 227H108V228H106ZM128 227V228H127ZM132 227V228H131ZM141 227V228H140ZM153 227V228H152ZM165 227V228H164ZM179 227V228H178ZM186 227V228H185ZM188 227L190 228V232H189V234H187L188 233ZM198 227V228H197ZM204 227H206V229L204 228ZM216 227V228H215ZM218 227H220V228H222V229H219L218 230ZM239 227V228H238ZM253 227H255L254 229H253ZM3 228V229H2ZM7 228V229H6ZM42 228V229H41ZM56 228H58V229H61L62 231H60V230H58V229H56ZM63 228H65V229H63ZM95 228H96V233H95ZM102 228V229H101ZM104 228V229H103ZM129 228H131V229H129ZM159 228V229H158ZM202 230H201V229ZM233 228V229H232ZM237 228V229H236ZM249 228V229H248ZM254 230V232L256 233V235L254 234L253 235V230ZM26 229V230H25ZM35 229H36V231H35ZM37 229H40L39 231L37 230ZM44 229V230H43ZM82 229H85V230H82ZM109 229V230H108ZM112 229V230H111ZM154 229V231H152V230ZM162 229V230H161ZM171 229H174V230H176V229H178V230H176V231H174V230H171ZM183 229H184V231L185 232H183ZM187 229V230H186ZM198 229V231H196ZM205 229V230H204ZM237 230V231H234V230ZM241 229V230H240ZM245 229V230H244ZM246 229H247V231H246ZM251 229V230H250ZM260 229V230H259ZM13 230V231H12ZM29 230V231H28ZM47 232H46V231ZM50 230V231H49ZM53 230V231H52ZM94 230V231H93ZM107 232V234L104 232ZM108 230V231H107ZM134 230V231H133ZM142 230V231H141ZM167 230L168 231H170V233L168 232V234H165V233H167ZM182 230V231H181ZM192 230H195V231H192ZM209 230L210 231H212V233L213 234H211V232H209ZM214 230H215V232H214ZM218 230V231H217ZM227 230H228V232H227ZM230 230V231H229ZM238 230H240L241 231V233L243 234H246V232H247V234H248V232H249V235H246V236H244V234L243 235H241V233H239L240 231H238ZM244 230V231H243ZM249 230V231H248ZM10 231V232H9ZM16 231V232H15ZM26 233H25V232ZM45 231V232H44ZM52 231V232H51ZM57 231V232H56ZM77 231H79V232H77ZM85 231H87L88 233H90V234H88L87 232H85ZM117 231V232H116ZM120 233H119V232ZM125 231V232H124ZM129 231V232H128ZM138 231V232H137ZM158 231V232H157ZM165 232V233H163V232ZM172 231H174L173 233H171ZM186 231H187V233H186ZM206 231H208L207 233H206ZM218 233H217V232ZM221 231V232H220ZM262 231V232H261ZM19 232V233H18ZM42 232V233H41ZM56 232V233H55ZM63 234H62V233ZM65 232H66V234H65ZM97 232H99V234L97 233ZM114 232H116V233H114ZM131 232V233H130ZM179 232V233H178ZM197 232V233H196ZM223 232V233H222ZM234 232H238V233H234ZM252 232V233H251ZM17 233V234H16ZM34 233V235H32ZM49 233V234H48ZM122 233V234H121ZM153 233V234H152ZM161 233H163V235L161 234ZM180 233H181V236H180ZM194 233V234H193ZM199 233H201V234H199ZM206 233V234H205ZM222 233V234H221ZM236 234L235 236H233L234 234ZM36 234V235H35ZM44 234V235H43ZM65 234V235H64ZM71 234V235H70ZM81 234V235H80ZM97 234V235H96ZM107 235V236H105V238H103L104 237V235ZM114 234H116V235H114ZM131 234H134V235H136V237H134V235L133 236H131ZM161 234V235H160ZM174 234H175V236H174ZM208 234V235H207ZM225 234V235H224ZM231 234H233V235H231ZM240 234V235H239ZM250 234H251V236H250ZM5 235V236H4ZM25 235V237H27L28 235V237L27 238H25V237H23ZM53 235V236H52ZM66 235H69V237L67 236L66 237ZM92 235V236H91ZM103 235V236H102ZM112 235H113V237H112ZM124 235V236H123ZM128 235H129V237H128ZM140 235V236H139ZM144 235H149V236H147V238H146V236H144ZM168 236V237H166V236ZM172 235V236H171ZM224 235V236H223ZM230 235V236H229ZM19 236V237H18ZM30 236H32V237H30ZM37 236V237H36ZM43 236V237H42ZM48 236V237H47ZM51 238H50V237ZM75 237L76 236V238H72V237ZM93 236H94V238H93ZM97 236V237H96ZM118 238H116V237ZM158 236V237H157ZM162 236H164V237H162ZM170 236V237H169ZM184 236V237H183ZM188 236V237H187ZM191 236H192V238H191ZM197 236H199V237H197ZM226 236H227V238H226ZM229 236V237H228ZM237 236V237H236ZM3 237H5V239L3 238ZM13 237V238H12ZM17 237V238H16ZM21 237V238H20ZM45 237V238H44ZM61 237V238H60ZM92 237V238H91ZM124 237H128V238H124ZM132 237V238H131ZM139 237H141V239L138 238ZM144 237H145V239H144ZM157 237V238H156ZM179 237V238H178ZM208 237V238H207ZM219 237V238H218ZM225 237V238H224ZM233 237V238H232ZM251 237V238H250ZM7 238V239H6ZM11 238H12V240H11ZM48 238V239H47ZM55 238V239H54ZM59 238V239H58ZM78 238H82V239H78ZM93 239L92 241L94 242V244H93V242L91 241V240H89V239ZM97 238V239H96ZM99 238V239H98ZM117 240H116V239ZM131 238V240H129ZM134 238V239H133ZM137 238V239H136ZM169 238V239H168ZM177 238V239H176ZM183 238V239H182ZM194 238V239H193ZM206 238V239H205ZM239 238V239H238ZM240 238H241V240H240ZM10 239V240H9ZM57 239V240H56ZM64 241H63V240ZM84 239V240H83ZM106 240V241H103V240ZM110 239H112V242H113V244H112V242H110L111 240ZM114 239V240H113ZM120 239H122V240H120ZM147 239H148V241H147ZM155 239V240H154ZM156 239H159V240H156ZM167 239V240H166ZM172 239V240H171ZM176 239V240H175ZM191 239V240H190ZM226 239V240H225ZM229 239V240H228ZM238 239V240H237ZM257 239H258V241H257ZM2 240V241H1ZM19 240V241H18ZM26 242H25V241ZM45 240V241H44ZM57 241V244H56V241ZM60 240H61V242H60ZM77 240V241H76ZM87 240H89V241H87ZM100 240V241H99ZM119 240V241H118ZM135 240L137 241V242H135ZM143 240V243L141 242ZM162 240V241H161ZM219 240H221V241H219ZM223 240V241H222ZM225 240V241H224ZM232 240H234V241H232ZM236 240V241H235ZM252 240L255 242V243H253L252 242ZM257 242H256V241ZM51 241L53 242V241H55V243H52L51 244ZM63 241V242H62ZM96 241V242H95ZM102 241V242H101ZM120 241H122L123 243H121ZM131 241H132V243H131ZM155 241V243H152V242H154ZM157 241H161L160 243L159 242H157ZM170 241L173 243H170ZM175 241V242H174ZM188 241V242H187ZM195 241V242H194ZM199 241V242H198ZM218 241L220 242V243H218ZM233 242V243H230V242ZM10 242V243H9ZM40 242V243H39ZM59 242V243H58ZM78 242H80V243H78ZM83 242V243H82ZM100 244V242H101V244L102 245H104L103 247H108V249H106V248H102V245H101V247H99L98 246V243ZM103 242H105L106 243V245H105V243L103 244ZM115 242V243H114ZM120 242V243H119ZM144 242H145V244H144ZM150 242V243H149ZM186 242V243H185ZM197 242V243H196ZM209 242V243H208ZM214 242V243H213ZM238 242V243H237ZM250 245V246H248V244ZM250 242H252L253 243V245H251V243ZM8 243V244H7ZM46 245H45V244ZM71 243V244H70ZM111 243V244H110ZM137 243V244H136ZM139 243V244H138ZM163 243V244H162ZM168 243H170V244H168ZM175 243V244H174ZM177 243H178V246H177ZM212 243V244H211ZM216 243V244H215ZM237 245H236V244ZM257 243V244H256ZM260 243V244H259ZM12 246H11V245ZM16 246H14V245ZM22 244V245H21ZM25 244V245H24ZM55 244V245H54ZM80 244V245H79ZM92 245V246H90V245ZM120 244V245H119ZM124 244V245H123ZM131 244V245H130ZM136 244V245H135ZM159 244V245H158ZM166 244H168V246H170V248L169 247H167V245ZM193 244V245H192ZM196 244V245H195ZM215 244V245H214ZM220 244V245H219ZM6 245V246H5ZM9 245V246H8ZM32 245V246H31ZM35 245V246H34ZM49 245H51V248H50V246ZM53 245V246H52ZM62 245V246H61ZM82 245V246H81ZM107 245H110V246H107ZM114 245H115V248H114ZM118 245H119V247H118ZM128 245V246H127ZM141 245V246H140ZM152 245V246H151ZM166 245V246H165ZM172 245V246H171ZM173 245H175V246H173ZM187 247H186V246ZM195 245V246H194ZM201 245H202V247H201ZM211 247H210V246ZM217 245H219V246H217ZM233 245H235L234 247H233ZM246 246V248H249V249H246L244 246ZM14 246V247H13ZM37 246V247H36ZM48 246V247H47ZM75 246V247H74ZM85 246H86V248H85ZM95 246V247H94ZM97 246H98V248H97ZM112 246V247H111ZM136 246V247H135ZM143 246V247H142ZM148 246V247H147ZM164 246V249L162 250V249H159V247L161 248V247H163ZM208 246V247H207ZM212 246H213V248H212ZM215 246H216V249H215ZM224 246L225 247H228V248H226L227 249V251H226V249H223L224 248ZM230 246H232L231 248H230ZM248 246V247H247ZM2 247V248H1ZM21 247V248H20ZM40 248V249H34L33 250V248ZM53 247V248H52ZM57 249H56V248ZM63 247V248H62ZM68 247H69V249H68ZM80 249H79V248ZM82 247V248H81ZM84 247V248H83ZM89 247V249H87ZM94 247V248H93ZM123 249V251H122V249ZM130 247V248H129ZM149 247H151V248H153L154 249V253H153V251L151 252V250H153V249H150ZM157 247V248H156ZM176 247V248H175ZM183 247V248H182ZM200 247V248H199ZM204 247V248H203ZM207 249H206V248ZM210 247V248H209ZM223 247V248H222ZM236 247V248H235ZM239 247V248H238ZM242 247H244L243 249H242ZM11 248H12V250H11ZM46 248H48V249H46ZM50 248V249H49ZM143 248V249H142ZM191 248H192V250H191ZM197 248H199L198 250H196ZM209 248V249H208ZM219 248V249H218ZM222 248V249H221ZM233 248V249H232ZM2 249V250H1ZM28 251H27V250ZM43 249V250H42ZM45 249V250H44ZM56 251H55V250ZM92 249V250H91ZM111 249V250H110ZM118 249V251H116ZM129 249L131 250L130 252H129ZM138 249V250H137ZM140 249V250H139ZM148 249V250H147ZM160 251H159V250ZM181 249H183V250H181ZM186 249H188V250H186ZM202 249V250H201ZM207 251H206V250ZM212 249H213V251H212ZM218 249V250H217ZM230 249H232V250H229ZM236 249V250H235ZM252 249V250H251ZM254 249V250H253ZM256 249H258V250H256ZM6 252H5V251ZM21 250H23V251H21ZM39 250H40V252H39ZM61 250V251H60ZM64 250V251H63ZM69 250V251H68ZM86 250V251H85ZM88 250V251H87ZM122 251V252H120V251ZM126 250V251H125ZM142 250V251H141ZM144 250H145V252H144ZM147 250V251H146ZM155 250H156V252H157V250L159 251V253L157 252H155ZM208 250H210V252L208 251ZM221 250V251H220ZM238 250V251H237ZM246 250H247V252H246ZM251 250V251H250ZM3 251V252H2ZM9 251H10V253H9ZM21 251V252H20ZM24 251L26 252V254L24 253ZM32 251V252H31ZM43 251V252H42ZM57 251H59V252H57ZM66 251V252H65ZM71 251H73V252H71ZM77 251V252H76ZM81 251V252H80ZM85 251V252H84ZM128 251V252H127ZM138 251H141L142 253H140V252H137ZM150 251V252H149ZM178 253H176V252ZM223 251V252H222ZM256 251V252H255ZM19 252V253H18ZM64 252V253H63ZM79 252H80V254H79ZM89 252V253H88ZM90 252H93V253H90ZM101 252V253H100ZM132 252V253H131ZM136 252V253H135ZM148 252V253H147ZM169 252V253H168ZM189 252V253H188ZM194 252V253H193ZM225 252V253H224ZM228 252V253H227ZM250 252V253H249ZM32 253H37V254H35V255H33V258L34 259H32ZM44 253H46V256L48 255V256H51V257H49L50 259H48V256L46 257V256H44L45 254ZM49 253V254H48ZM61 253H63V254H61ZM69 253V254H68ZM74 253V254H73ZM84 253L85 254H88V255H84ZM98 253V254H97ZM119 255H118V254ZM126 253H128V254H130V255H128V254H126ZM135 253V254H134ZM147 253V254H146ZM150 253H152V254H150ZM168 253V254H167ZM176 253V254H175ZM191 253V254H190ZM198 253V254H197ZM224 253V254H223ZM246 253V254H245ZM6 254V255H5ZM9 256H8V255ZM17 254V255H16ZM28 254H30V255H28ZM44 254V255H43ZM60 254V255H59ZM66 254V255H65ZM105 254V255H104ZM113 254V255H112ZM116 254V255H115ZM127 256H126V255ZM133 254V255H132ZM157 256H155V255ZM182 254V255H181ZM186 254V255H185ZM214 254V255H213ZM221 256H220V255ZM13 255V256H12ZM69 255H71V256H69ZM81 257H80V256ZM94 255V256H93ZM96 255H98V256H96ZM118 255V256H117ZM121 255V256H120ZM132 255V256H131ZM137 256V257H135V256ZM153 255V256H152ZM176 256V258H174L175 256ZM204 255H206V256H204ZM216 255V256H215ZM248 255V256H247ZM250 255V256H249ZM5 256H6V259H5ZM17 256H18V258H17ZM43 256V257H42ZM59 256V257H58ZM74 256L76 257V256H78V257H76V258H74ZM85 256V257H84ZM87 256V257H86ZM101 256V257H100ZM130 256V257H129ZM145 256H147V257H145ZM152 256V257H151ZM160 256L162 257L161 259H160ZM173 256V257H172ZM182 258H181V257ZM186 256V257H185ZM188 256V257H187ZM195 258H194V257ZM209 256V257H208ZM242 256H244V257H242ZM254 256V257H253ZM256 256V257H255ZM258 256H261V259H260V257H258ZM9 257V258H8ZM15 257V258H14ZM26 257V258H25ZM28 257V258H27ZM54 258L53 260L51 259V258ZM60 259V260H62L61 262L62 263H58V262H56V261H60V260H57L58 258ZM72 257V258H71ZM95 257H97V258H99V260L97 261L96 260V258ZM103 257V259H101ZM110 257V258H109ZM122 257V258H121ZM126 257V258H125ZM148 257H150V258H148ZM159 257V258H158ZM180 257V258H179ZM185 258V260H184V258ZM200 257V258H199ZM201 257H203V258H201ZM207 257V258H206ZM218 257V258H217ZM249 257V258H248ZM16 258H17V260H16ZM80 258V259H79ZM82 258V259H81ZM91 258V259H90ZM96 261H94L93 259ZM131 258H134V259H131ZM153 258V259H152ZM155 258V259H154ZM172 258H174L173 259V261H172ZM179 258V259H178ZM189 258V259H188ZM193 258V259H192ZM254 258V259H253ZM259 258V259H258ZM12 259V260H11ZM15 259V260H14ZM45 259V260H44ZM65 259V260H64ZM78 259V260H77ZM88 259V260H87ZM152 261H151V260ZM159 259V260H158ZM187 259V260H186ZM196 259V260H195ZM203 259V260H202ZM213 259H215V260H213ZM254 261H253V260ZM256 259V260H255ZM258 259V260H257ZM2 260V261H1ZM24 260V261H23ZM70 260V261H69ZM72 260V261H71ZM77 260V261H76ZM112 262H111V261ZM157 260V261H156ZM195 260V261H194ZM220 260V261H219ZM86 261V262H85ZM90 261H92V262H90ZM148 261V262H147ZM162 261V262H161ZM178 261V262H177ZM187 261V262H186ZM191 261V262H190ZM199 261V262H198ZM203 261V263H201ZM212 261V262H211ZM257 261H259V262H257ZM262 261V262H261ZM37 262V263H36ZM39 262V263H38ZM68 262H70V263H68ZM82 262V263H81ZM87 262H89V263H87ZM156 262V263H155ZM171 262V263H170ZM186 262V263H185ZM190 262V263H189ZM197 262V263H196ZM219 262V263H218ZM254 262V263H253Z\"/></svg>","mask_w":264,"mask_h":264},{"label":"bare ground","instance_id":"6f19581e","mask_svg":"<svg viewBox=\"0 0 264 264\" xmlns=\"http://www.w3.org/2000/svg\"><path fill=\"white\" fill-rule=\"evenodd\" d=\"M7 1H9V0H7ZM38 1H39V0H38ZM53 1H54V0L51 1V6H53V5H52V2H53ZM56 1H57V2H54V4L57 3V5H58V3H59V6H60V3H61V2H64V1H61V0H59V1L56 0ZM108 1H109V0H108ZM110 1H111V0H110ZM115 1H116V0H115ZM115 1H114V0L111 1V2H112V6H113V5H114V6L110 9V11H109V9H108V11H109L110 15H112L111 18H113V21L110 22V26H111L112 29H117V30H118V31H116V32H118V36H122V34L124 33V32H123V29H125L127 25H130V22H132L133 19L137 21L138 17H139V19H140V18H142L143 16L145 17V15H147V18H146V19L148 20V23H149V24H153V23H155L158 19H160V18L162 19V17H168V18L170 17V19H171L172 16H174V18H175V16H178V15H180V13H181V12H180V9H179V6L176 5V4H177L176 1H178V4H179V1H181V0H158V1H163L162 3H165V2H171L170 5H169V3H168V5H165V7H163V12H161V13L155 12V9H156L155 6H156V5L154 6V3H151V4L149 3V2H151V1H153V0H144V1H146V3H144V1H142V0H137V3L140 5L139 7H134V8H133L134 5H132V4H127V5H126V9H127V8H128V9L131 8V10H132L133 12H136L135 14L132 12V13H131V14H132V17H131V16H129V15L126 13V11H125V12L123 11L122 13L118 14V9H120V7L117 5V3H116ZM131 1H132V2H133V1L136 2V0H131ZM158 1H157V2H158ZM173 1H174V2H173ZM185 1H187V3H188L186 7H187V9H188V11H189L188 13H187L186 11H185V12H186L187 14H189V17H192V18H193L195 15H200L199 18H200L202 15L204 16L203 13L207 12L208 9H210L211 7H213V6L215 5V3L217 2V1H215L214 4L212 5V4H210V3L207 4L204 0H189V2H188V0H185ZM206 1H208V0H206ZM218 1H219V0H218ZM240 1H244V0H240ZM15 2H16V1H15ZM28 2H29V0H19V1L16 3V5H15L14 7L12 6V7H13L12 9L14 10V9H16L17 7H18V8H21L22 6H25ZM65 2H66V1H65ZM70 2H71V1H70ZM183 2H184V1H182V3H183ZM211 2H212V1H211ZM220 2H221V0H220ZM254 2H255V1H254ZM254 2L252 1V3H254ZM256 2H257V1H256ZM185 3H186V2H185ZM231 3H233V2H231L230 0H223L222 6H223L224 8H227V6L230 5ZM242 3H243V2H242ZM242 3H241V5L243 6ZM252 3H251V4H252ZM14 4H15V3H14ZM29 4H30V3H29ZM35 4H36V3H35ZM64 4H65V3H64ZM68 4H69V2H68ZM108 4H109V3H108ZM123 4H124V3H122V5H123ZM157 4H158V3H157ZM234 4H240V3L237 2V3H234ZM251 4H250V7H251ZM254 4H256V3H254ZM254 4H253V5H254ZM261 4H262V3H261ZM1 5H2V3H1ZM5 5H6V4H5ZM48 5H49V7H50V2H49ZM120 5H121V4H120ZM220 5H221V4H220ZM246 5H247V4H246ZM257 5H258V4H257ZM7 6H8V5H7ZM33 6H34V5H33ZM35 6H36V5H35ZM61 6H63V5L61 4ZM66 6H68V5H66ZM106 6H107V4H106L103 0H75V1L71 2V5L68 7V8H69L68 13H67V11H65V9H64V11L66 12V14H68V17H70V20H68V22L66 21V22H67L66 24H63V22L65 21V20H64L65 18H64V19H63V18H62V19L58 18V19H60L58 22L51 23L50 26H48L49 24H46L47 22H46L45 17H44V12H39V13H37V14L35 13L34 15L28 17V20L25 18V19L27 20V22H26V23L24 22V25H23V26L18 27V30L16 31V33H15V34L13 35V37H12V39H15V38H16V39H15L13 42H9L8 44H7V42H8V41H7V42H6V44H7L6 46L4 45L3 47L1 46L2 48L0 47V55L3 57V58H2V57H1V58H2V59H5V60H8V58H9V57H10V56L16 51V50L13 49L14 47L11 48V46H12L15 42L19 43V46H18V47H19L20 49L22 48L21 50H23V48H25V52H23V54L29 56V61H31V64H30V65L28 64L29 67L27 68V72H25V71H22V72H21V71L19 70L20 72L17 71V73H16V74H19L18 76H19V79H20V81L17 80L16 85H19L20 83L23 82L22 92H25V90L28 91V89H29V90H30V89H35V87L37 86L36 84L39 83V82H38V81H39L38 79H40L41 81H42L43 79H45L44 77L47 76L48 74H50V72L52 71L51 69H52V67H53L52 64H53L54 62H56V61L59 62V60H63L64 62H66V64H68L67 66H69V65L72 66L73 64H74L73 66H75V62H74L75 60H73L74 58H73V59L70 58V57H71L70 55H71V54L73 55V52H77V51H76V48H75L73 45H71L70 47L61 48V49H62V50H61L60 47H59V46L61 45L60 42H55V43L53 42V43H54V44H52V45H53V48H54V49L52 48V49H53V52L50 51L51 53L49 52V54H48V53H46L47 51L44 50V51H40L38 54H36V53H34V54H30V53H29V50H30L29 47H30V42H32V41H31V38H32V37H35L34 35H36L37 32L41 31L42 29L44 30L45 28H47V26L50 27V28H54V27H55L57 30H58L59 28L63 27V28H64L63 30H68V31H71V32H72V31H78L79 29L84 28L85 26H87V25H89V24H92L93 20L102 18V16L104 15V11H106V10H104V9L106 8ZM230 6H231V5H230ZM242 6H241V7H242ZM255 6H256V5H255ZM255 6H254V7H255ZM45 7H46V6H45ZM47 7H48V6H47ZM56 7H57V6H56ZM108 7H109V5H108ZM121 7H122V6H121ZM124 7H125V6H124ZM158 7H159V6H158ZM220 7H221V6H220ZM234 7H236V6H234ZM241 7H240V9H241ZM250 7H249V8H250ZM1 8H2V7H1ZM23 8H24V7H23ZM31 8H32V7H31ZM61 8H63V7H61ZM64 8H65V6H64ZM122 8H123V7H122ZM246 8H247V7H246ZM12 9H11V10H12ZM126 9H125V10H126ZM159 9H160V8H159ZM218 9H219V8H218ZM234 9H235V8H234ZM250 9H251V8H250ZM16 10H17V9H16ZM22 10H23V9H22ZM38 10H39V9H38ZM40 10H41V9H40ZM40 10H39V11H40ZM59 10H60V7H59ZM66 10H68V9H66ZM121 10H123V9H121ZM181 10H182V9H181ZM196 10L199 11V14H194V12H195ZM212 10H213V9H212ZM222 10H223V9H222ZM227 10H228V9H227ZM244 10H245V9H244ZM252 10H253V9H252ZM8 11H10V10H8ZM8 11H7L6 13L9 15V13H11V12L8 13ZM43 11H44V10H43ZM45 11H46V10H45ZM47 11H48V10H47ZM53 11H54V10H53ZM55 11H56V10H55ZM64 11H63V12H64ZM159 11H160V10H159ZM182 11H183V10H182ZM209 11H210V10H209ZM218 11H220V10H218ZM240 11H241V10H240ZM254 11H256V10H254ZM0 12H1V11H0ZM12 12H13V11H12ZM19 12H20V11H19ZM32 12H33V11H32ZM37 12H38V11H37ZM120 12H121V11H120ZM222 12H223V11H221V13H222ZM228 12H229V11H228ZM228 12H227V13H228ZM241 12H242V11H241ZM249 12H250V10H249ZM249 12H248V13H249ZM252 12H253V11H252ZM258 12H259V11H258ZM54 13H55V12H54ZM59 13H60V12H59ZM105 13H107V15H109L108 12H105ZM129 13H130V12H129ZM224 13H225V12H224ZM227 13H225V14H227ZM245 13H247V12H245ZM250 13H251V12H250ZM255 13H256V12H255ZM263 13H264V12H263ZM263 13H262V14H263ZM62 14H64V13H62ZM66 14H65V17L67 16ZM201 14H202V15H201ZM217 14H218V13H217ZM225 14H224V15H225ZM234 14H235V12H234ZM234 14H232V15H234ZM239 14H240V13H239ZM252 14H253V13H252ZM0 15H1V13H0ZM11 15H13V14L11 13ZM107 15H105V16L108 17ZM207 15H209V14H207ZM220 15H221V14H220ZM220 15H219V16H220ZM232 15H231V16H232ZM247 15H248V14H247ZM257 15H258V14H257ZM55 16H56V15H55ZM60 16H61V15H60ZM221 16H222V15H221ZM6 17H8V16H6ZM9 17H10V15H9ZM9 17H8V19H9ZM13 17H14V16H13ZM47 17H48V16H47ZM68 17H67V18H68ZM185 17H186V16H185ZM195 17H196V16H195ZM195 17H194V19H191V18H190L191 21L194 20V22H195V19H197V18H195ZM213 17H214V16H213ZM216 17H217V16H216ZM236 17L238 18V16H236ZM243 17H244V16H243ZM246 17H247V16H246ZM10 18H11V17H10ZM67 18H66V19H67ZM104 18H105V17H104ZM109 18H110V17H109ZM177 18H178V17H177ZM183 18H184V17H183ZM187 18H188V17H186V19H187ZM206 18H208V17H205V19H206ZM224 18H225V17H224ZM226 18H227V17H226ZM226 18H225V19H226ZM229 18H231V17H229ZM229 18H227V19H229ZM232 18H233V17H232ZM239 18H240V17H239ZM248 18H249V17H248ZM248 18H247V19H248ZM250 18H251V17H250ZM252 18H253V17H252ZM261 18H262L261 20L257 18L258 20H260L259 22H257L258 20L255 21L254 23L251 21V22H252V26H249V27H250L251 29L256 30V32H258L259 34H263V35H264V16H263V17L261 16ZM1 19H2V18H1ZM5 19H6V18H5ZM164 19H165V18H164ZM184 19H185V18H184ZM205 19H204V20H205ZM212 19H213V18H212ZM214 19H215V18H214ZM216 19H219V18H216ZM221 19H222V18H221ZM235 19H236V18H235ZM253 19H256V18H253ZM6 20H7V19H6ZM50 20H51V19H50ZM63 20H64V21H63ZM147 20H146V21H147ZM198 20H199V19H198ZM229 20H231V19H229ZM229 20H228V21H229ZM244 20H245V19H244ZM244 20H242V21H244ZM4 21H5V20H4ZM109 21H110V20H109ZM109 21H108V23H109ZM146 21H145V22H146ZM159 21H160V20H159ZM159 21H158V22H159ZM176 21H177V20H176ZM196 21H197V20H196ZM200 21H201V19H200ZM220 21H221V20H220ZM220 21H219V22H220ZM223 21H224V20H223ZM226 21H227V20H226ZM226 21H225V22H226ZM238 21H240V20H238ZM13 22H14V21H13ZM13 22H12V23H13ZM94 22H95V21H94ZM98 22H99V21H98ZM101 22H102V21H101ZM134 22H135V21H134ZM139 22H140V21H139ZM171 22H172V21H171ZM173 22H174V21H173ZM177 22H178V21H177ZM187 22H188V21H187ZM201 22H202V21H201ZM204 22H206V21H204ZM217 22H218V20H217ZM229 22H230V21H229ZM229 22H227L226 24H228ZM14 23H15V22H14ZM64 23H65V22H64ZM102 23H103V22H102ZM140 23H142V22H140ZM146 23H147V22H146ZM146 23H143V24H146ZM180 23H182V24L184 23V24H185V23H186V20H185V21L182 20ZM202 23H203V22H202ZM207 23H208V22H207ZM207 23H206V24H207ZM220 23H221V22H220ZM231 23H233V22H231ZM237 23H238V22H237ZM93 24H94V23H93ZM106 24H107V23H106ZM134 24H135V23H134ZM149 24H148V26H149ZM162 24H163V23H162ZM162 24H160V25H162ZM173 24H174V23H173ZM175 24H176V23H175ZM182 24H179V25H182ZM192 24H193V23H192ZM218 24H219V23H218ZM218 24H217V25H218ZM96 25H97V24H96ZM103 25H104V24H103ZM107 25H108V24H107ZM163 25H164V24H163ZM165 25H166V24H165ZM170 25H171V24H170ZM198 25L200 26V24H198ZM198 25H197V27H199ZM236 25H237V24H236ZM89 26H90V25H89ZM92 26H93V25H92ZM99 26H100V25H99ZM108 26H109V25H108ZM143 26H144V25H143ZM168 26H169V24H168ZM193 26H194V24H193ZM195 26H196V25H195ZM202 26H204V24H203ZM205 26H206V25H205ZM230 26H231V25H230ZM232 26H233V25H232ZM106 27H107V26H106ZM124 27H125V28H124ZM149 27H150V26H149ZM154 27H155V25H154ZM157 27H158V25H157ZM157 27H155V28H157ZM162 27H163V26H162ZM164 27L166 28V26H164ZM176 27H179V26H177V24H176L174 27L171 28V30H172L173 28H176ZM181 27H182V26H181ZM190 27H192V26L190 25ZM214 27H215V26H214ZM92 28H94V27H91V29H92ZM98 28H99V27H98ZM129 28H130V27H129ZM195 28H196V27H195ZM206 28H208V26H207ZM229 28H230V27H229ZM242 28H243V27H242ZM102 29H103V28H102ZM130 29H131V28H130ZM144 29H145V28H144ZM187 29H188V28H187ZM187 29L184 30L183 32H181L180 34H186V32H188ZM197 29L199 30V28H197ZM221 29H222V28H221ZM245 29H246V28H245ZM248 29H249V28H248ZM89 30H90V29H89ZM93 30H94V29H93ZM97 30H98V29H97ZM97 30H96V31H97ZM107 30H108V29H107ZM140 30H142V33H143V29L140 28ZM161 30H162V29H161ZM163 30H164V29H163ZM166 30H167V29H166ZM193 30H194V29H193ZM225 30H227V29L225 28ZM225 30H224V31H225ZM0 31H1V30H0ZM4 31H5V30H4ZM81 31H82V30H81ZM91 31H92V30H91ZM108 31H109V30H108ZM127 31H128V30H127ZM147 31H148V30H147ZM168 31H170V30H168ZM191 31H192V30H191ZM195 31H196V30H195ZM195 31H194V33H195ZM200 31H201V30H200ZM202 31H203V29H202ZM204 31H205V30H204ZM228 31H230V30H228ZM234 31H235V30H234ZM236 31H237V30H236ZM245 31H246V30H245ZM245 31H244V32H245ZM78 32H79V31H78ZM85 32H87V31H85ZM92 32H93V31H92ZM110 32H111V31H110ZM129 32H130V31H129ZM145 32H146V31H145ZM154 32H155V31H154ZM160 32H161V31H160ZM173 32H174V29H173ZM179 32H180V31H179ZM197 32H198V31H197ZM205 32H206V31H205ZM214 32H215V31H214ZM216 32H217V31H216ZM216 32H215V33H216ZM221 32H222V31H221ZM251 32H253V31H251ZM74 33H76V32H74ZM74 33H73V34H74ZM81 33H82V32H81ZM81 33H79V34H81ZM89 33H90V32H89ZM96 33H97V32H96ZM99 33H100V32H99ZM126 33H127V32H126ZM138 33H139V32H138ZM140 33H141V32H140ZM161 33H162V32H161ZM165 33H166V32H165ZM176 33H177V32H176ZM176 33H175V35H176ZM189 33H190V32H189ZM200 33H201V32H200ZM206 33H208V32H206ZM238 33H240V34H237V33H236V35H234V37H231V38H234V39H233L234 41H235V40H238V39H241L242 41H244V39H243L242 37H240V36L242 35L243 32L241 31V32H238ZM248 33H250V32H248ZM248 33H247V34H248ZM253 33H254V32H253ZM253 33H252V34H253ZM10 34H11V33H10ZM83 34H84V33H83ZM83 34H82V35H83ZM93 34H95V33L93 32ZM110 34H111V33H110ZM131 34H132V32H131ZM148 34H149V33H148ZM152 34H153V33H152ZM152 34H151V35H152ZM157 34H158V32H157ZM166 34H168V33H166ZM195 34H196V33H195ZM197 34H199V32H198ZM197 34H196V35H197ZM208 34H209V33H208ZM213 34H214V33H213ZM219 34H220V33H219ZM219 34H218V35H219ZM223 34H226V33H223ZM223 34H222V36H223ZM227 34H228V32H227ZM233 34H234V33H233ZM255 34H256V33H255ZM259 34H258V35H259ZM37 35H38V34H37ZM71 35H72V34H71ZM102 35H103V34H102ZM137 35H138V34H137ZM139 35H140V34H139ZM149 35H150V34H149ZM160 35H161V34H160ZM169 35H170V33H169ZM177 35H178V34H177ZM192 35H193V33H192ZM192 35H191V36H192ZM196 35H195V36H196ZM204 35H205V34H204ZM204 35H203V36H204ZM211 35H212V34H211ZM214 35H216V34H214ZM214 35H213V36H214ZM244 35H245V34H244ZM250 35H251V34H250ZM250 35H249V36H250ZM39 36H40V35H39ZM61 36H62V35H61ZM61 36H60V38H61ZM66 36H67V35H66ZM108 36H109V35H108ZM111 36H112V35H111ZM125 36H126V35H125ZM161 36H162V35H161ZM179 36H180V35H179ZM185 36H186V35H184V37H183V36H182V37L185 38ZM189 36H190V35L186 36V38L189 39V38H188ZM224 36H225V35H224ZM230 36H231V35H230ZM230 36H229V38H230ZM260 36H261V35H260ZM40 37L43 38L44 35H43V37H42V35H41ZM64 37H65V36H64ZM77 37H78V36H77ZM79 37H80V36H79ZM87 37H88V36H87ZM89 37H90V36H89ZM89 37H88V39H90ZM116 37H117V36H116ZM116 37H115V38H116ZM126 37H128V36H126ZM158 37H159V36H158ZM164 37H165V36H164ZM193 37H194V36H193ZM200 37H201V36H200ZM205 37H206V36H205ZM209 37H210V36H209ZM215 37H217V35H216ZM243 37H244V36H243ZM252 37H253V36H252ZM252 37H251V38H252ZM263 37H264V36H263ZM60 38H59V39H60ZM67 38H69V37H67ZM110 38H112V37H110ZM115 38L113 39V41L115 40ZM137 38H138V37H137ZM154 38H155V37H154ZM156 38H157V37H156ZM162 38H163V37H162ZM175 38H176V37H175ZM175 38H174V40H175ZM186 38H185V39H186ZM195 38H196V37H195ZM203 38H204V37H203ZM211 38H212V37H211ZM248 38H249V37H248ZM59 39H58V41H59ZM72 39H75V38L73 37ZM72 39H71V40H72ZM95 39H96V38H95ZM121 39H122V38H121ZM132 39H133V38H132ZM132 39H131V40H132ZM169 39H170V38H169ZM178 39H179V38H178ZM181 39H182V38L179 39V42H180ZM185 39L183 40V42H185V41L187 40V39H186V40H185ZM190 39L192 40L191 37H190ZM201 39H202V38H201ZM205 39H206V38H205ZM260 39L264 40V38H260ZM10 40H11V39H10ZM39 40H40V39H39ZM76 40H78V39H76ZM79 40H80V39H79ZM98 40H100V39H98ZM128 40H129V39H128ZM155 40H156V39H155ZM165 40H166V39H165ZM172 40H173V39H172ZM203 40H204V39H203ZM215 40H216V39H215ZM247 40H249V39H247ZM11 41H12V40H11ZM33 41H34V40H33ZM45 41H46V40H45ZM62 41H63V40H62ZM74 41H75V40H74ZM104 41H105V40H104ZM108 41H110V40H108ZM122 41H123V40H122ZM132 41H133V40H132ZM146 41H147V40H146ZM158 41H159V40H158ZM176 41H177V40H176ZM176 41H175V43H176ZM188 41L191 42L190 40H188ZM192 41H193V40H192ZM228 41H229V40H228ZM234 41H233V42H234ZM242 41H241V42H242ZM84 42H85V41H84ZM84 42H83V43H84ZM95 42H96V41H95ZM102 42H103V41H102ZM111 42H112V41H111ZM114 42H115V41H114ZM129 42H130V41H129ZM133 42H134V41H133ZM148 42H149V41L145 42V43H146V47H147V43H148ZM152 42H153V41H152ZM186 42H187V41H186ZM195 42H196V40H195ZM197 42H198V41H197ZM207 42H208V40H207ZM226 42H227V41H226ZM231 42H232V41H231ZM238 42H239V41H238ZM238 42L236 41L237 44H238ZM17 43H16V45H17ZM46 43H47V42H46ZM69 43H70V42H69ZM109 43H110V42H109ZM120 43H121V42H120ZM164 43H165V42H164ZM203 43H205V42L203 41ZM261 43H262V44H261ZM4 44H5V43H4ZM42 44H43V43H42ZM88 44H90V42H89ZM94 44H96V43H94ZM110 44H111V43H110ZM124 44H125V43H124ZM142 44H143V42H142ZM142 44H141L140 46H142ZM151 44H152V43H151ZM151 44H150V45H151ZM159 44H160V43H159ZM165 44H166V43H165ZM173 44H174V43H173ZM185 44H186V43H185ZM191 44H192V43H191ZM229 44H230V43H229ZM239 44H240V43H239ZM244 44H245L244 46H246L245 50L247 49V51H245V53H246L245 56H248V55L255 56V55H257V54H258V55H259V54H262V52H263V49H262V48L264 47V41H263V42H260V40H258L257 42H256V41L254 42V41H252V40H251V41H246V40H245V41H244ZM33 45H34V44H33ZM63 45H64V44H63ZM75 45H76V44H75ZM82 45H83V44H82ZM107 45H108V44H107ZM121 45H122V44H121ZM125 45H126V44H125ZM125 45H124V46H125ZM135 45H136V44H135ZM138 45H139V44H138ZM170 45H171V44H170ZM177 45H178V44H177ZM186 45H187V44H186ZM196 45L198 46V44H196ZM202 45H203V44H202ZM204 45H206V44H204ZM209 45H210V44H209ZM215 45H216V43H215ZM7 46H9V47H7ZM49 46H50V45H49ZM67 46H68V45H67ZM87 46H88V45H87ZM91 46H93V45H91ZM96 46H98V45H96ZM99 46H100V44H99ZM116 46H117V45H116ZM131 46H133V45H131ZM131 46H130V47H131ZM148 46H149V45H148ZM152 46H153V45H152ZM157 46H159V45H156V47H157ZM160 46H161V45H160ZM165 46H166V45H165ZM173 46H174V45H173ZM173 46H171V47H173ZM182 46H183V44H182ZM190 46H192V45H190ZM207 46H208V45H207ZM228 46H230V45H227V47H228ZM239 46H240V45H239ZM77 47H78V46H77ZM79 47H80V46H79ZM100 47H101V46H100ZM100 47H99V48H100ZM105 47H106V46H105ZM117 47H119V46H117ZM117 47H116V48H117ZM136 47H137V46H136ZM146 47H145V48H146ZM163 47H164V46H163ZM163 47H162V48H163ZM177 47L180 48L179 46H177ZM177 47H176V48H177ZM188 47H189V46H188ZM193 47H194V45H193ZM195 47H196V46H195ZM204 47H205V46H204ZM208 47H209V46H208ZM212 47H214V46H212ZM216 47H217V46H216ZM15 48H16V47H15ZM85 48H86V46H85ZM91 48H92V47H91ZM94 48H95V46H94ZM103 48H104V46H103ZM109 48H110V47H109ZM113 48H114V47H113ZM116 48H115V49H116ZM119 48H120V47H119ZM122 48H123V47H122ZM122 48H121V49H122ZM124 48H125V47H124ZM131 48H134V46L131 47ZM140 48L142 49V48H144V47H140ZM159 48H160V47H159ZM182 48H183V49H186V47H181V50H182ZM219 48H220V46H219ZM235 48H236V47H235ZM238 48H239V47H238ZM47 49H48V48H47ZM80 49H82V48H80ZM83 49H84V48H83ZM92 49H93V48H92ZM106 49H107V48H106ZM125 49H127V48H125ZM141 49H140V50H141ZM164 49H167V48L165 47ZM168 49H169V48H168ZM187 49H188V48H187ZM193 49H194V48H193ZM196 49H197V48H196ZM208 49H210V47H209ZM213 49H214V48H213ZM242 49H243V48H242ZM84 50H85V49H84ZM93 50H94V49H93ZM109 50H110V49H109ZM130 50H131V49H130ZM135 50L137 51V48H136ZM140 50H139V51H140ZM143 50H144V49H143ZM148 50H149V48H148ZM171 50H172V48H171ZM201 50H202V49H201ZM205 50H206V49H205ZM225 50H227V49H225ZM228 50H229V49H228ZM48 51H49V50H48ZM87 51H88V50H87ZM101 51H102V50H101ZM110 51H111V50H110ZM119 51H120V50H119ZM146 51H147V49H146ZM146 51H145V52H146ZM151 51H152V50H151ZM154 51H155V50H154ZM164 51H165V50H164ZM167 51H168V50H167ZM167 51H166V52H167ZM172 51H173V50H172ZM174 51H175V49H174ZM179 51H180V50H179ZM189 51H190V53H191V50H188V52H189ZM203 51H204V49H203ZM81 52H82V51H81ZM91 52H92V51H90V53H91ZM93 52H94V51H93ZM99 52H100V50L98 51V53H99ZM103 52H104V51H103ZM122 52H123V51H122ZM125 52H127V51H125ZM128 52H129V51H128ZM128 52H127V53H128ZM169 52H170V51H169ZM183 52H185V51H183ZM192 52H194V51L192 50ZM196 52H197V51H195V53H196ZM198 52H199V51H198ZM206 52H207V51H206ZM208 52H209V50H208ZM214 52H215V51H214ZM214 52L212 51V53H214ZM217 52H218V50H217ZM232 52H233V51H232ZM235 52H236V51H235ZM238 52H239V51H238ZM16 53H18V52L16 51ZM82 53H84V52H82ZM88 53H89V52H88ZM100 53H101V52H100ZM109 53H110V52H109ZM155 53H157V52H155ZM161 53H162V52H161ZM174 53H176V52H174ZM179 53H180V52H179ZM185 53H187V52H185ZM195 53H194V54H195ZM209 53H210V52H209ZM224 53H225V51H224ZM224 53H223V55H224ZM226 53H227V52H226ZM242 53H244V52H242ZM242 53L240 52L241 55H242ZM14 54H15V53H14ZM39 54H40V55H39ZM75 54H76V53H75ZM75 54H74V55H75ZM77 54H78V53H77ZM80 54H81V53H80ZM104 54H105V53H104ZM106 54H108V53H106ZM132 54H133V56H134V53H132ZM138 54H140V53L138 52ZM163 54H164V53H163ZM168 54H169V53H168ZM172 54H173V53H171V55H172ZM181 54H182V53H181ZM191 54H192V53H191ZM219 54H221V53H219ZM219 54H218V55H219ZM240 54H239V55H240ZM18 55H19V54H18ZM74 55H73V56H74ZM86 55H88V54H85L84 56H86ZM102 55H103V54H102ZM113 55H114V54H113ZM123 55H124V52H123L122 56H123ZM148 55H150V54H148ZM175 55H176V54H175ZM177 55H178V54H177ZM185 55H186V54H185ZM199 55H200V53H199ZM229 55H230V54H229ZM233 55H234V54H233ZM237 55H238V54H237ZM237 55H236V56H237ZM239 55H238V56H239ZM79 56H80V55H79ZM117 56H118V55H117ZM137 56H138V55H137ZM139 56H140V55H139ZM150 56H151V55H150ZM159 56L161 57V55H159ZM159 56H158V57H159ZM169 56H170V55H169ZM178 56H179V55H178ZM186 56H187V55H186ZM192 56H193V55H192ZM210 56H211V55H210ZM225 56H226V55H225ZM234 56H235V55H234ZM234 56H233V57H234ZM245 56H244V57H245ZM259 56H261V55H259ZM19 57H20V56H19ZM87 57H89V56H87ZM90 57L93 58V56H90ZM96 57H97V54H96ZM99 57H100V56H99ZM102 57H103V56H102ZM102 57H101V60L103 61ZM109 57H110V56H109ZM120 57H121V56H120ZM120 57H119V59H120ZM124 57H125V55H124ZM147 57H148V56H147ZM152 57H153V56H152ZM170 57H171V56H170ZM172 57H174V56L172 55ZM187 57H188V56H187ZM193 57H194V56H193ZM207 57H208V55H207ZM211 57H212V56H211ZM215 57H216V56H215ZM217 57H218V56H217ZM226 57H227V56H226ZM226 57H225V58H226ZM256 57H258V56H256ZM1 58H0V93H1L0 96H1V98L4 99V98L9 97L10 94H11V95L14 97V99H16V98H18V97H16V96L18 95V92L20 91V90H19L20 88H19L18 86L10 85L12 81L10 82V84H8V83H6V82L4 83V81L1 80V79H5V78H3V77H4L3 75L6 73L4 69H5L6 66H7V65L5 66V65L3 64V60H1ZM38 58H39V61H37V62H38V63H37V62H36V59H38ZM75 58H77V57H75ZM97 58H98V57H97ZM97 58H96L95 61H97ZM107 58H108V57H107ZM110 58H111V57H110ZM112 58H113V57H112ZM121 58H122V57H121ZM125 58H126V57H125ZM128 58H129V57H128ZM133 58H135V57H133ZM143 58H144V57H143ZM167 58H168V57H167ZM182 58H183V57H181V56L176 57L175 59L172 58V61H173V62H171V63L169 62V64H170V65H169V68H170L171 70H172V69H175V70L177 69V70H179L180 68H182V67H183V64H184ZM191 58H192V57H191ZM218 58L220 59V57H218ZM229 58H230V57H229ZM238 58H239V57H238ZM252 58H253V57H252ZM254 58H255V57H254ZM78 59H79V58H78ZM83 59H84V58H82V60H83ZM85 59H86V58H85ZM85 59H84V62H85ZM87 59H88V58H87ZM94 59H95V58H94ZM115 59H117V58H115ZM137 59H139L138 62H140L141 59H140V58H137ZM147 59H148V58H147ZM152 59H153V58H152ZM159 59H160V58H159ZM193 59H194V58H193ZM199 59H200V58H199ZM219 59H218V60H219ZM231 59H232V58H231ZM231 59H230V61H231ZM240 59H242L241 56H240ZM259 59H261V58H259ZM263 59H264V58H263ZM101 60H100V61H101ZM130 60H131V59H130ZM135 60H136V59H135ZM142 60H143V59H142ZM148 60H149V59H148ZM154 60H155V58H154ZM186 60H187V59H186ZM189 60H190V59H189ZM189 60H188V61H189ZM191 60H192V59H191ZM197 60H198V57H197ZM202 60H203V58H202ZM211 60H212V59H211ZM216 60H217V59H216ZM222 60H223V58H222ZM233 60H235V59H233ZM238 60H239V59H238ZM248 60H249V58H248ZM250 60H251V61H249V62H247V63H251V62L254 61V60L252 61V59H250ZM261 60H262V59H261ZM63 61H60V62H63ZM90 61H93V59L90 60ZM105 61L107 62L106 59H105ZM122 61H123V60H122ZM122 61H121V62H122ZM152 61H153V60H152ZM204 61H205V60H204ZM213 61H214V60H213ZM224 61H225V59H224ZM242 61H244V60H242ZM242 61H241V62H242ZM256 61H258V58L256 59ZM35 62H36V63H35ZM87 62H88V61H87ZM93 62H94V61H93ZM103 62H104V61H103ZM110 62H112V61H110ZM110 62H108V63H105V62H104L105 64H103V65H106V66L108 67V68H106L105 70H107V69H108L109 71L112 70V65H113V64L110 63ZM118 62H119V61H118ZM118 62L116 61V63H118ZM125 62H126V61H125ZM127 62H128V61H127ZM132 62H133V61H132ZM134 62L137 63V61H134ZM141 62H142V61H141ZM145 62H146V61H145ZM145 62H144V63H145ZM147 62H148V61H147ZM157 62H158V61H157ZM160 62H161V61H160ZM160 62H159V63H160ZM200 62H202V61H200ZM215 62H216V61H215ZM215 62H213V63H215ZM227 62H228V59H227ZM236 62H238V61L236 60ZM254 62H255V61H254ZM258 62H259V61H258ZM262 62H263V60H262ZM96 63H97V62H95L94 64H96ZM99 63H100V62H99ZM122 63H123V62H122ZM144 63H142V65H143ZM161 63H162V62H161ZM192 63H193V62H192ZM194 63H195V62H194ZM207 63H208V62H207ZM230 63H231V62H230ZM232 63H233V61H232ZM232 63H231V64H232ZM234 63H235V62H234ZM244 63H245V62H244ZM34 64H36V65H35L34 68H33L32 65H34ZM60 64H61V63H60ZM76 64H77V63H76ZM78 64H79V63H78ZM85 64H86V63H85ZM85 64H83V65H85ZM92 64H93V63H92ZM114 64H115V63H114ZM118 64H119V63H118ZM126 64H128V63H126ZM138 64H139V63H138ZM146 64H148V63H146ZM149 64H150V63H149ZM165 64H167V63L165 62ZM186 64H188V63H186ZM196 64H198V63L196 62ZM209 64H210V65L207 66V67H208V68H207V71H210V72H209L210 74H209V73H208V74L210 75V77H213V76H214V73H213L214 67H213V64H211V63H209ZM241 64H242V63H241ZM241 64H240V65H241ZM252 64H253V63H252ZM252 64H251V65H252ZM25 65H26V64H25ZM54 65H55V64H54ZM57 65H59V63H57ZM61 65H62V64H61ZM63 65H64V63H63ZM79 65H80V64H79ZM81 65H82V64H81ZM87 65H88V64H86V66H87ZM120 65H121V63H120ZM122 65H123V64H122ZM136 65H137V64H136ZM139 65H140V64H139ZM142 65H141V66H142ZM190 65H191V64H189V66H190ZM194 65H195V64H194ZM220 65H221V64H220ZM220 65H219V66H220ZM229 65H230V64H229ZM236 65H238V64H236ZM245 65H246V64H244L243 67H244ZM31 66H32V69L28 71V69H30ZM51 66H52V67H51ZM65 66H66V65H64V66H62V67H65ZM89 66H90V68H91V65H89ZM96 66H97V65H96ZM101 66H102V65H101ZM141 66H140V67H141ZM143 66H144V65H143ZM145 66H146V65H145ZM185 66H186V65H185ZM185 66H184V67H185ZM191 66H192V65H191ZM199 66H200V65H199ZM214 66H215V65H214ZM223 66H224V65H223ZM232 66H233V65H232ZM234 66H235V65H234ZM260 66H261V65H260ZM4 67H5V68H4ZM60 67H61V66H60ZM76 67H77V66H76ZM93 67H95V65H94ZM102 67H103V66H102ZM116 67H117V66H116ZM116 67H115V68H116ZM122 67H123V66H121L120 68H122ZM140 67H139V68H140ZM152 67H154V66H152ZM160 67H161V66H160ZM186 67H187V66H186ZM204 67H205V66H203V68H202L201 70H203ZM216 67H217V66H216ZM220 67H221V66H220ZM237 67H238V66H237ZM237 67H236V69H238ZM254 67H255V66H254ZM69 68H70V67H69ZM71 68H72V67H71ZM73 68H74V67H73ZM81 68H82V67H81ZM85 68H86V67H83V69H85ZM88 68H89V67H88ZM90 68H89V69H90ZM115 68H114V70H115ZM120 68H118V69H120ZM124 68H126V70L129 71L130 73L133 72L134 74H139V71H138L139 68L136 67V66L134 67V66H132V65H131V66H129V65L127 66V65H125ZM124 68H123V69H124ZM154 68H155V67H154ZM154 68H153V69H154ZM162 68H164V67H162ZM165 68H166V69H162V70L159 69V68H155V69H154V70H155L154 74H156L155 76L158 75L157 78H159L160 81H162V82H161L162 85H163V86H162V89H163V90H166V92H170V93H172V92H171L172 90L170 89L172 86L170 85V83L174 80V76H175V75L173 74V76H172L173 78H172V77L168 74V68H167L166 66H165ZM188 68H189V67H188ZM197 68H198V67H197ZM218 68H219V67H218ZM226 68L229 69L228 67H226ZM246 68H247V66H246ZM250 68H251V67H250ZM261 68H262V67H261ZM54 69H55V68H54ZM78 69H79V68H78ZM89 69H88V70H89ZM97 69H98V68H97ZM123 69H121V70H123ZM144 69H146V68L144 67V68L141 69V70L144 71ZM153 69H152L151 72L154 71ZM170 69H169V70H170ZM185 69H186V68H185ZM192 69H193V68H192ZM220 69H225V68H224V67H223V68L221 67ZM227 69H225V70H227ZM232 69H233V68H232ZM239 69H240V68H239ZM247 69H248V71H249V68H247ZM247 69H246V71H247ZM56 70H57V68H56ZM58 70H59V69H58ZM105 70L103 71V74H102V72H101V74H96L95 77H96V78H99V77H102V75H103V77H104V75L107 74V72H106ZM121 70H119V71H121ZM175 70H174V71H175ZM181 70H182V69H181ZM193 70H194V69H193ZM204 70H205V69H204ZM225 70H224V71H225ZM230 70H231V69H230ZM234 70H235V69H234ZM256 70H257V69H256ZM7 71H8V70H7ZM53 71H54V70H53ZM64 71H65V70H64ZM73 71H74V70H73ZM99 71H100V70H99ZM123 71H124V70H123ZM127 71H125V73H127ZM146 71H147V69H146ZM146 71H145V73H146ZM179 71H180V70H179ZM195 71H196V70H195ZM224 71H222V72H224ZM236 71H237V70H236ZM239 71H240V70H239ZM250 71H251V70H250ZM258 71H260V70H258ZM23 72H25L26 74H25V73H24V74H21V73H23ZM69 72L71 73V70H70ZM86 72H87V71H86ZM149 72H150V71H149ZM170 72H171V71H170ZM172 72H173V71H172ZM184 72H185V71H184ZM201 72H202V71H201ZM215 72H216V71H215ZM222 72H221V73H222ZM227 72H228V70H227ZM240 72H241V71H240ZM255 72H256V71H255ZM27 73L29 74V78H26V77H25V76L27 75ZM75 73H76V72H75ZM94 73H95V72H94ZM97 73H98V72H97ZM120 73H122V72H120ZM120 73H119V75H120ZM133 73H132V74H133ZM175 73L178 74L177 71H176ZM206 73H207V72H206ZM217 73H218V71H217ZM241 73H242V72H241ZM243 73H245V72H243ZM248 73H250V72H248ZM253 73H254V72H253ZM263 73H264V72H263ZM10 74H11V73H10ZM63 74H64V73H63ZM66 74H67V72H66ZM76 74H77V73H76ZM78 74H79V73H78ZM81 74H82V73H81ZM85 74H86V73H84V75H85ZM91 74H93V73H91ZM122 74H123V73H122ZM122 74H121V75H122ZM127 74H128V73H127ZM127 74H126V75H127ZM134 74H133V75H134ZM141 74H142V72H141ZM154 74H153V75H154ZM218 74H219V73H218ZM218 74H217V75H218ZM232 74H233V72H232ZM239 74H240V73H239ZM239 74H238V75H239ZM14 75H15V72H14ZM64 75H65V74H64ZM70 75L72 76V74H70ZM79 75H80V74H79ZM109 75H110V74H109ZM112 75H114V72H113V74H111V76H112ZM121 75H120V77H118V78L125 79V78L121 77ZM126 75H125V76H126ZM146 75H147V74H146ZM146 75H145V76H146ZM153 75H151V76H153ZM187 75H188V74H187ZM202 75H203V74H202ZM217 75H216V76H217ZM219 75H220V77L223 76V75L221 76V74H219ZM229 75H230V74H229ZM235 75H236V74H235ZM235 75H234V77H235ZM240 75H241V74H240ZM243 75H244V74H243ZM248 75H249V74H248ZM251 75H252V74H251ZM260 75H261V73H260ZM260 75H257V76H260ZM263 75H264V74H263ZM8 76H9V75H8ZM48 76H50V75H48ZM66 76H67V75H66ZM81 76H82V75H81ZM81 76H79L78 78H80ZM106 76H107V75H106ZM111 76H110V77H111ZM125 76H124V77H125ZM135 76H136V75H135ZM135 76H134V77H135ZM148 76H149V75H148ZM151 76H149V78H150ZM155 76H153V77L155 78ZM178 76H180V75L178 74ZM178 76L175 77V79L178 78ZM185 76H186V75H185ZM197 76H198V75H197ZM206 76H207V75H206ZM206 76L204 75L203 77L205 78ZM224 76H226L225 73H224ZM231 76H232V75H231ZM13 77H14V76H13ZM13 77H12V78H13ZM72 77H73V76H72ZM82 77H83V76H82ZM108 77H109V76H108ZM108 77H107V78H108ZM210 77H206V78H210ZM232 77H233V76H232ZM237 77H239V76H237ZM240 77H242V76H240ZM245 77H246V76H245ZM247 77H248V76H247ZM247 77H246V78H247ZM261 77H262V75L260 76V78H261ZM16 78H17V77H16ZM36 78H38V79H36ZM61 78H63L62 75H61ZM64 78H65V77H64ZM64 78H63V79H64ZM68 78H69V77H68ZM68 78H67V79H68ZM76 78H77V76H76ZM78 78H77V80H78ZM93 78H94V75H93ZM111 78H112V77H111ZM118 78H117V79H118ZM126 78H127V77H126ZM128 78H130V77H128ZM128 78H127V79H128ZM138 78H139V77H138ZM141 78L144 79L143 77H141ZM149 78H148V79H149ZM151 78H152V77H151ZM185 78H186V77H185ZM198 78H201V74H200V77H198ZM198 78H197V79H198ZM206 78H205V79H206ZM222 78H223V77H222ZM222 78H221V79H222ZM227 78H228V77H227ZM227 78H226V79H227ZM246 78H244V80H245ZM253 78H254V76H253ZM8 79H9V78H8ZM73 79H75V78H73ZM73 79H72V80H73ZM81 79H82V78H81ZM81 79H80V80H81ZM94 79H95V78H94ZM104 79H105V78H104ZM113 79H114V78H113ZM117 79H115V80H117ZM127 79H126V80H127ZM148 79H147V80H148ZM155 79H156V78H155ZM201 79H202V78H201ZM226 79L224 78V80H226ZM249 79H251L250 76H249ZM6 80H7V78H6ZM11 80H12V79H11ZM45 80H46V79H45ZM49 80H50V79H49ZM70 80H71V79H70ZM83 80H84V79H83ZM96 80H97V79H96ZM100 80H101V79H100ZM134 80H135V79H134ZM152 80H153V78H152ZM180 80H181V79H180ZM199 80H200V79H199ZM210 80H211V79H210ZM218 80H219V79H218ZM234 80H235V79H234ZM246 80L249 82L248 79H246ZM259 80H260V81H263V80H261V79H259ZM33 81H36V82H33ZM41 81H40V82H41ZM55 81H56V80H55ZM55 81H54V82H55ZM89 81H90V79H89ZM92 81H93V80H92ZM104 81H105V80H104ZM117 81H118V80H117ZM117 81H116V82H117ZM160 81H158V82H160ZM185 81H187V80H185ZM192 81H193V80H192ZM206 81H207V80H206ZM208 81H209V80H208ZM208 81H207V82H208ZM226 81H227V80H226ZM240 81H242V79H240L239 82H240ZM253 81H258V80H257V79H256V80L254 79ZM60 82H61V81H60ZM65 82H66V81H65ZM69 82H70V81H69ZM95 82H96V81H95ZM131 82H132V81H131ZM155 82H157V81H155ZM195 82H196V81H195ZM204 82H205V81H204ZM204 82H201V80H200V84H201L202 86L205 85L206 82H205V83H204ZM220 82H221V81H220ZM235 82H236V81H235ZM242 82H243V81H242ZM250 82H251V81H250ZM45 83H47V82H45ZM63 83H64V82H63ZM71 83H77V82L73 80V82H70V83L67 84L66 86H71ZM84 83H85V82H84ZM92 83L94 84V82H92ZM98 83H99V82H98ZM129 83H130V82H129ZM151 83H152V81L149 82L150 85H151ZM174 83H175V82H174ZM182 83H183V82H182ZM186 83H188V81H187ZM196 83H197V82H196ZM232 83H233V82H232ZM252 83H254V82H252ZM261 83H262V82H261ZM13 84H14V83H13ZM41 84H42V83H41ZM43 84H44V82H43ZM64 84H65V83H64ZM78 84H80V83H78ZM100 84H101V83H100ZM107 84H108V83H107ZM111 84H112V83H111ZM115 84H116V83H115ZM153 84H154V83H153ZM239 84H240V83H239ZM242 84H243V83H242ZM48 85H49V84H48ZM80 85H81V84H80ZM98 85H99V84H98ZM108 85H109V84H108ZM139 85H141V84H139ZM146 85H148V84H146ZM155 85H156V84H155ZM169 85H170L171 87H170ZM188 85H190V83H189ZM188 85L186 84V86H188ZM197 85H198V84H197ZM229 85H230V84H229ZM231 85H232V84H231ZM237 85H238V82H237ZM247 85H248V83H247ZM249 85H250V84H249ZM253 85H255V84H253ZM253 85H251V86H253ZM19 86H20V85H19ZM61 86H63V85H61ZM72 86H73V85H72ZM87 86H88V85H86L85 88H87ZM100 86H101V85H100ZM110 86H112V85H110ZM117 86H118V83H117ZM135 86H136V85H135ZM148 86H149V85H148ZM191 86H192V85H191ZM198 86H199V85H198ZM211 86H212V85H211ZM211 86H210V87H211ZM222 86H223V85H222ZM241 86H242V85H241ZM260 86H262V85H260V84H259V86L257 85L258 88H259ZM46 87H47V86H46ZM57 87H58V86H57ZM64 87H65V85H64ZM108 87H109V86H108ZM136 87H137V86H136ZM153 87H154V86H153ZM158 87H159V86H158ZM184 87H185V86H184ZM203 87H204V86H203ZM217 87H218V86H217ZM228 87H229V86H228ZM234 87H235V86H234ZM245 87H246V86H245ZM249 87H250V86H249ZM255 87H256V85H255ZM255 87H254V90H257V89H255ZM257 87H256V88H257ZM38 88H41V87L39 86ZM38 88H37V89H38ZM48 88H50V87L48 86ZM75 88H76V86H75ZM89 88H90V87H89ZM93 88H94V87H93ZM100 88H101V87H100ZM103 88H104V87H103ZM106 88H107V87H106ZM106 88H104V89H106ZM110 88H111V87H110ZM137 88H138V87H137ZM154 88H155V87H154ZM175 88H176V86L174 87V90H175ZM187 88H188V87H187ZM199 88H200V87H199ZM207 88H208V87H207ZM207 88H206V89H207ZM222 88H223V87H222ZM232 88H233V87H232ZM243 88H244V87H243ZM251 88H252V87H251ZM261 88H262V87H261ZM37 89H36V91L34 90L33 92H38ZM46 89H47V88H46ZM56 89H57V88H56ZM60 89H63V88H60ZM67 89H68V88H67ZM73 89H74V87H73ZM98 89H99V86H98ZM139 89H140V88H139ZM145 89H146V86H145ZM145 89H143V90H145ZM147 89H148V88H147ZM147 89H146V90H147ZM149 89H150V88H149ZM158 89H159V88H158ZM158 89H157V90H158ZM162 89H161V91H163ZM176 89H177V88H176ZM191 89H192V88H191ZM191 89H190V90H191ZM194 89L196 90V88H193V90H194ZM204 89H205V88H204ZM228 89H229V88H228ZM240 89H241V88H240ZM23 90H24V91H23ZM40 90H41V89H40ZM50 90H52V89H50ZM54 90H55V89H54ZM54 90H53V91H54ZM68 90H69V89H68ZM78 90H79V89H78ZM78 90H77V91H78ZM89 90H90V89H89ZM91 90H92V89H91ZM91 90H90V91H91ZM106 90H107V89H106ZM109 90H110V89H109ZM109 90H108V91H109ZM127 90H128V89H127ZM137 90H138V89H137ZM151 90H153V89H151ZM151 90H150V93H151ZM168 90H169V91H168ZM202 90H203V89H202ZM210 90H211V89H210ZM224 90H225V89H224ZM233 90H234V89H233ZM236 90H237V88H236ZM238 90H239V89H238ZM261 90H262V89H261ZM43 91H44V90H43ZM43 91H41V93H42ZM46 91H47V90H46ZM64 91H66V90H64ZM64 91H63V92H64ZM94 91H95V90H94ZM181 91H182V90H181ZM196 91H197V90H196ZM196 91H195V94H196ZM216 91H217V90H216ZM220 91H221V90H219V92H220ZM225 91L227 92V90H225ZM228 91H229V90H228ZM239 91H240V90H239ZM247 91H249V89H248ZM28 92H29V91H28ZM39 92H40V91H39ZM48 92H49V91H48ZM50 92H51V91H50ZM57 92H58V91H57ZM73 92H74V91H73ZM78 92H79V91H78ZM81 92H82V91H81ZM87 92H88V91H87ZM97 92H98V91H97ZM99 92H100V94H101V92L104 93V91H101V90H100ZM109 92H110V91H109ZM117 92H118V91H117ZM120 92H121V91H120ZM141 92H142V91H141ZM143 92H144V91H143ZM158 92H159V91H158ZM184 92H185V91H184ZM184 92H183V93H184ZM187 92H189V91H187ZM187 92H186V93H187ZM204 92H205V91H204ZM208 92H209V91H208ZM213 92H215V91H213ZM219 92H218V93H219ZM254 92H255V91H254ZM254 92H253V93H254ZM260 92H261V91H260ZM263 92H264V91H263ZM46 93H47V92H46ZM82 93H83V92H82ZM91 93H93V91H92ZM95 93H96V92H95ZM103 93H102V94H103ZM105 93H106V91H105ZM118 93H119V92H118ZM118 93H117V94H118ZM134 93H135V92H134ZM136 93H137V92H136ZM153 93H154V92H153ZM159 93H160V92H159ZM176 93H177V92H176ZM191 93H192V92H191ZM198 93H199V92H198ZM209 93H210V92H209ZM224 93H225V92H224ZM255 93H256V92H255ZM30 94H31V93H30ZM34 94H35V93H34ZM48 94H49V93H48ZM48 94H47V95H48ZM120 94H121V93H120ZM137 94H138V93H137ZM145 94H146V92H145ZM147 94H148V93H147ZM193 94H194V93H193ZM200 94H201V93H200ZM200 94H199V95H200ZM202 94H203V93H202ZM211 94L213 95V93H210V95H211ZM228 94H229V92H228ZM241 94H242V92H241ZM19 95H20V94H19ZM25 95H28V94L26 93ZM37 95H38V94H37ZM43 95H44V94H43ZM51 95H52V94H51ZM51 95H50V96H51ZM80 95H81V94H80ZM85 95H86V94H85ZM88 95H89V94H88ZM88 95H87V96H88ZM96 95H99V93H98V94L96 93ZM104 95H105V94H104ZM118 95H119V94H118ZM152 95H153V94H152ZM152 95H151V97H152ZM159 95H160V94H159ZM159 95H157V96H159ZM167 95H168V94H167ZM176 95H178V94H176ZM188 95H190V94L188 93ZM191 95H192V94H191ZM207 95H208V94H207ZM210 95H209V97H210ZM217 95H218V94H217ZM222 95H223V93H222ZM232 95H233V94H232ZM29 96H31V95H29ZM82 96H83V94H82ZM82 96H81V98H82ZM99 96H100V95H99ZM108 96H109V95H108ZM108 96H107V99L109 98ZM114 96L116 97V95H114ZM142 96H143V95H142ZM142 96H141V97H142ZM178 96H179V95H178ZM186 96H187V95H186ZM186 96H185V97H186ZM193 96H194V95H193ZM197 96H198V94H197ZM197 96H196V98H197ZM200 96L203 97V95H200ZM205 96H206V95H205ZM219 96H221V94H220ZM223 96H224V95H223ZM237 96H239V95H237ZM257 96H258V95H257ZM15 97H16V98H15ZM19 97H20V96H19ZM26 97H28V96H26ZM39 97H40V96H39ZM41 97H42V95H41ZM60 97H61V96H60ZM65 97H66V96H65ZM71 97H72V96H71ZM73 97H74V96H73ZM75 97H76V96H75ZM92 97H93V96H92ZM101 97H102V96H101ZM120 97H121V96H120ZM124 97H125V96H124ZM135 97H136V96H135ZM137 97H138V96H137ZM159 97H160L159 100H155V101L158 103L157 105H160L161 107H162V106L164 107V106H167L168 103L170 104L169 100L172 98V96H171V97H167V96L164 95V96H159ZM175 97H176V96H175ZM180 97H181V96H180ZM182 97H183V96H182ZM202 97H200V98H202ZM211 97H212V96H211ZM235 97H236V96H235ZM235 97H234V98H235ZM246 97H248V96H246ZM249 97H250V96H249ZM259 97H261V96H259ZM1 98H0V99H1ZM22 98H23V97H22ZM28 98H29V97H28ZM30 98H31V97H30ZM43 98H44V97H43ZM47 98H49V97H47ZM53 98H54V97H53ZM55 98H56V97H55ZM68 98H69V97H68ZM89 98H90V97H89ZM97 98H98V97H97ZM104 98H106V97H104ZM104 98H103V99H104ZM126 98H127V97H126ZM132 98H134V97H132ZM142 98H144V97H142ZM156 98H157V97H156ZM177 98H178V97H177ZM193 98H195V97H193ZM193 98H192V99H193ZM196 98H195V99H196ZM200 98H199V99H200ZM221 98H222V96H221ZM236 98H237V97H236ZM238 98H240V96H239ZM241 98H242V97H241ZM253 98H254V97H253ZM255 98H256V97H255ZM262 98H263V97H262ZM9 99H10V98H9ZM19 99H20V98H19ZM25 99H26V98H25ZM32 99H33V97H32ZM49 99H50V98H49ZM79 99H80V98H79ZM84 99H86V98H84ZM109 99H110V98H109ZM118 99H119V98H118ZM124 99H125V98H124ZM130 99H131V98H130ZM138 99H139V98H138ZM147 99H148V98H147ZM151 99H154V98L152 97ZM167 99H168V100H167ZM186 99H187V98H186ZM212 99H215V98H212ZM242 99H243V98H242ZM11 100H13V99H11ZM29 100H30V99H29ZM35 100H36V99H35ZM45 100H46V99H45ZM47 100H48V99H47ZM80 100H81V99H80ZM80 100H79V101H80ZM95 100H97V99H95ZM105 100H106V99H105ZM112 100H114V99H112ZM121 100H122V99H121ZM139 100H140V99H139ZM142 100H143V99H142ZM148 100H149V99H148ZM174 100H175V99H174V97H173V101H174ZM206 100H207V98H205V101H206ZM230 100H231V99H230ZM234 100H236V99H233V101H234ZM255 100H256V99H255ZM255 100H253V102H254ZM22 101H23V100H22ZM22 101H21V102H22ZM37 101H38V100H37ZM37 101H36V102H37ZM67 101H68V100H67ZM72 101H73V99H72ZM77 101H78V100H77ZM86 101H88V100H86ZM90 101H91V100H90ZM97 101H98V100H97ZM100 101H101V100H100ZM124 101H125V100H124ZM146 101H147V100H146ZM173 101H172V102H173ZM182 101H183V100H182ZM187 101H188V100H187ZM202 101H204V100H202ZM208 101H209V99H208ZM217 101H218V100H217ZM238 101H239V100H238ZM248 101H249V100H248ZM257 101H259V100H256V102H257ZM31 102H32V101H31ZM31 102H30V103H31ZM49 102H50V101H49ZM59 102H62V100H60ZM74 102H75V101H74ZM74 102H73V103H74ZM88 102H89V101H88ZM102 102H103V101H102ZM104 102H105V101H104ZM104 102H103V103H104ZM120 102H121V101H120ZM127 102H128V101H127ZM130 102H131V101H130ZM137 102H138V101H137ZM149 102H150V100H149ZM194 102H195V100H194ZM198 102H199V101H198ZM223 102H224V101H223ZM225 102H226V101H225ZM227 102H228V101H227ZM242 102H243V101H240V104H241ZM253 102H252V103H253ZM261 102H262V101H261ZM261 102H260V105H261ZM263 102H264V101H263ZM1 103H2V102H1ZM12 103H13V102H12ZM15 103H16V102H15ZM23 103H24V102H23ZM32 103H33V102H32ZM37 103H38V102H37ZM37 103L34 102V104H37ZM45 103H46V102H45ZM51 103H52V102H51ZM69 103H70V102H69ZM80 103H81V101H80ZM84 103H85V102H84ZM89 103H90V102H89ZM91 103H92V102H91ZM93 103H94V102H93ZM133 103H134V102H133ZM135 103H136V101H135ZM153 103H155V102H153ZM153 103H152V104H153ZM176 103H177V102H176ZM187 103H188V102H187ZM190 103L192 104V102H190ZM190 103H189V104H190ZM202 103H203V102H202ZM208 103H209V102H208ZM213 103H214V102H213ZM220 103H221V102H220ZM229 103H230V101H229ZM245 103H246V102H245ZM245 103H244V104H245ZM258 103H259V102H258ZM19 104H20V103H19ZM19 104H18V105H19ZM21 104H22V103H21ZM61 104H62V103H61ZM66 104H67V103L65 102V105H66ZM99 104H100V103H99ZM112 104H114V102H112ZM143 104H145V103H143ZM143 104H142V103L137 104L135 110H139V112H140V109L143 108V106H144ZM149 104H150V103H148L147 105H149ZM184 104H185V103H184ZM204 104H206V103H204ZM210 104H211V102H210ZM215 104H216V103H215ZM221 104H222V103H221ZM237 104H238V103H237ZM248 104H250V103H248ZM263 104H264V103H263ZM3 105L5 106V104H3ZM6 105H8V100H7ZM16 105H17V104H16ZM25 105H26V104H25ZM31 105H33V104H31ZM37 105H38V104H37ZM45 105H46V104H45ZM54 105H55V104H54ZM74 105H75V104H74ZM87 105H88V104H87ZM97 105H98V104H97ZM108 105H109V104H108ZM116 105H117V103H116ZM134 105H135V104H134ZM147 105H145V106H147ZM155 105H156V104H155ZM175 105H176V104H175ZM177 105H178V104H177ZM201 105H202V104H201ZM213 105H214V104H213ZM222 105H223V104H222ZM222 105H221V107H222ZM225 105L227 106V103H226ZM233 105H234V104H233ZM233 105H232V107H234ZM242 105H243V104H242ZM8 106H9V105H8ZM12 106H13V105H12ZM20 106H21V105H20ZM22 106H23V105H22ZM52 106H53V105H52ZM57 106H58V105H57ZM63 106H64V105H63ZM79 106H80V105H79ZM82 106H83V105H82ZM92 106H93V105H91V107H92ZM103 106H105V105H103ZM117 106H118V105H117ZM160 106H159V107H160ZM180 106H181V105H180ZM180 106H179V107H180ZM185 106H186V105H185ZM188 106H189V105H188ZM190 106H192V105H190ZM190 106H189V107H190ZM194 106H195V105H194ZM197 106H198V105H197ZM197 106H196V107H197ZM202 106H203V105H202ZM202 106H201V107H202ZM206 106L209 107V105H206ZM211 106H212V105H211ZM211 106H210V108H213V106H212V107H211ZM214 106H215V105H214ZM219 106H220V105H219ZM223 106H224V105H223ZM226 106H225V107H226ZM240 106H241V105H240ZM254 106H255V105H254ZM15 107H16V106H15ZM15 107H14V108H15ZM30 107H32V106H30ZM99 107H100V106H99ZM112 107H113V106H112ZM112 107H109V108H112ZM124 107H125V106H124ZM124 107H123V108H124ZM129 107H132V106H130V104H129L128 109H129ZM134 107H135V106H134ZM159 107H158V108H159ZM179 107H178V108H179ZM183 107H184V106H183ZM208 107H207V108H208ZM235 107H238V106H235ZM243 107H244V106H243ZM246 107H247V106H246ZM250 107L253 108V105L250 106ZM259 107H260V106H259ZM5 108H6V107H5ZM24 108H25V107H24ZM35 108H36V105H35ZM35 108H34V109H35ZM44 108H45V107H44ZM73 108H74V107H73ZM76 108H77V107H76ZM76 108H75V109H76ZM96 108H97V107H96ZM154 108H157V107H154ZM165 108H166V107H165ZM171 108H172V105H171ZM171 108H170V109H171ZM190 108H191V107H190ZM192 108H194V107L192 106ZM215 108H216V106H215ZM223 108H224V107H223ZM229 108H230V110H231V107H229ZM229 108H228V109H229ZM252 108H251V109H252ZM260 108H261V107H260ZM263 108H264V107H263ZM263 108H262V109H263ZM9 109H10V108H9ZM28 109H30V108H27L26 110H28ZM31 109H32V108H31ZM45 109H46V108H45ZM64 109H65V108H64ZM82 109H83V108H82ZM86 109H87V108H86ZM99 109H101V108H99ZM103 109H104V108H103ZM105 109H107V108H105ZM115 109H118V108L115 107ZM128 109H127V110H128ZM149 109H150V108H149ZM172 109H173V108H172ZM175 109H176V108H175ZM181 109H182V108H181ZM183 109H184V108H183ZM194 109H195V108H194ZM196 109H197V108H196ZM198 109H200V108H198ZM204 109H205V108H204ZM204 109H203V110H204ZM208 109H209V108H208ZM216 109H218V108H216ZM224 109H226V108H224ZM233 109H235V108H233ZM237 109H239V108H236V112L238 111ZM255 109H256V108H255ZM19 110H20V109H19ZM35 110H36V111H35ZM35 110H34L35 112H38L37 109H35ZM41 110H42V109H41ZM41 110H40V111H41ZM88 110H89V109H88ZM96 110H97V109H96ZM111 110H113V109H111ZM119 110H120V109H119ZM132 110H133V109H132ZM185 110H186V109H185ZM188 110H189V109H188ZM226 110H227V109H226ZM226 110H225V112H226ZM244 110H245V108H244ZM247 110H248V109H247ZM252 110H254V109H252ZM260 110H261V109H260ZM2 111L5 112V109L0 110L1 114H4V112H2ZM14 111H15V110H14ZM66 111H67V109H66ZM74 111H75V110H74ZM117 111H118V110H117ZM147 111H148V110H147ZM154 111H155V110H154ZM157 111H158V110H157ZM157 111H156V112H157ZM182 111H183V110H182ZM198 111H199V110H198ZM206 111H207V110H206ZM217 111H218V110H217ZM219 111H220V108H219ZM219 111H218V112H219ZM228 111H229V110H228ZM249 111H250V108H249ZM254 111H256V110H254ZM6 112H7V111H6ZM23 112H24V110H23ZM23 112H22V113H23ZM45 112H47V111H45ZM48 112H50V111L48 110ZM54 112H55V111H54ZM59 112H60V111H59ZM78 112H79V111H78ZM85 112H86V111H84V113H85ZM88 112H89V111H88ZM113 112H114V111H113ZM134 112H135V111H134ZM136 112H137V111H136ZM156 112H155V113H156ZM163 112H164L163 115H167L168 113H170V112L167 111L166 109H165V111H163ZM174 112H176V111L173 110V113H174ZM179 112H180V111H179ZM200 112H201V110H200ZM209 112H211V111H210V110L208 111V114H209V115H210V114L213 115L212 113H209ZM212 112H213V111H212ZM225 112L223 111V114H224V115H225ZM238 112H239V111H238ZM238 112H237V113H238ZM243 112H244V111H243ZM245 112H246V111H245ZM257 112H258V110H257ZM261 112H262V111H261ZM10 113H11V112H10ZM10 113H8V116H9ZM16 113H17V112H16ZM18 113H20V112H18ZM32 113H34V112L32 111ZM32 113H31V114H32ZM41 113H42V112H41ZM52 113H53V112H52ZM56 113H57V112H56ZM64 113H65V112H64ZM72 113H73V112H72ZM74 113H77V112H74ZM74 113H73V114H74ZM91 113H92V112H91ZM96 113H97V112H96ZM96 113H95V114H96ZM106 113H107V112H106ZM115 113H116V112H115ZM119 113H120V111H119ZM121 113H122V112H121ZM121 113H120V114H121ZM126 113H128V112H126ZM142 113H143V112H142ZM144 113H146V112H144ZM192 113H193V112H192ZM205 113H206V112H205ZM216 113H217V112H216ZM219 113H220V112H219ZM221 113H222V111H221ZM233 113H234V112H233ZM237 113H236V114H237ZM246 113H247V112H246ZM251 113H252V112H251ZM255 113H256V112H255ZM255 113L253 114V116L256 115ZM258 113H259V112H258ZM258 113H257V115H258ZM262 113H263V112H262ZM262 113H261V114H262ZM1 114H0V126H3V123L6 124V125L3 126V127H7V126H9V124L12 122V120L10 119V117H9V118L6 117L7 115H1ZM13 114H14V113H13ZM26 114H27V113H26ZM54 114H55V113H54ZM57 114H58V113H57ZM69 114H71V113H69ZM85 114H86V113H85ZM97 114H98V113H97ZM97 114H96V115H97ZM102 114H103V112H102ZM102 114H101V116H104V115H102ZM120 114H119V115H120ZM132 114H133V113H132ZM147 114H148V113H147ZM149 114H150V112H149ZM156 114H159V115H160L161 113H156ZM171 114H172V112H171ZM174 114H175V113H174ZM187 114H189V113H187ZM196 114H197V113H196ZM208 114H206V116H207ZM243 114H244V113H243ZM263 114H264V113H263ZM15 115H16V114H15ZM22 115H23V114H22ZM22 115H21V118H22ZM34 115H36V114H33V116H34ZM71 115H72V114H71ZM88 115H89V114H88ZM99 115H100V113H99ZM110 115H111V114H110ZM112 115H113V114H112ZM129 115H130V114H129ZM135 115H136V114H135ZM135 115L131 116V119H130L129 117L127 118V119H130L129 122L127 123L128 126H129L130 124H132L131 121L133 120V118L135 117ZM137 115L139 116L140 114H137ZM154 115H155V114H154ZM154 115H152V116L150 115V116H149L150 118H149L148 116H147V117H148L149 119H151V118L154 119V118H156V116H157V115H156V116H154ZM159 115H158V116H159ZM163 115H162V117H163ZM182 115H183V114H182ZM189 115H190V114H189ZM203 115H204V114H203ZM203 115H201V116L199 115V116L202 117ZM214 115H216V114H214ZM217 115H218V113H217ZM224 115H223V116H224ZM226 115H227V114H226ZM228 115H229V113H228ZM231 115H233V114H231ZM240 115H242V114H240ZM244 115L247 116L248 114H247V115L244 114ZM250 115H252V114H250ZM250 115H248L247 117H249ZM10 116H12V115H10ZM33 116H32V117H33ZM37 116H38V115H37ZM47 116H48V114H47ZM77 116H78V115H77ZM114 116H115V115H114ZM117 116H118V115H117ZM138 116H137V117H138ZM144 116H146V115H144ZM180 116H181V115H180ZM196 116H197V115H196ZM199 116H198V118H199ZM221 116H222V115H221ZM233 116H235V115H233ZM237 116H239V115L237 114ZM23 117H24V116H23ZM27 117H28V116H27ZM51 117H52V116H51ZM51 117H50V118H51ZM75 117H76V115H75ZM96 117H97V116H96ZM96 117H95V118H96ZM105 117H106V116H105ZM109 117H110V116H109ZM115 117H116V116H115ZM123 117L125 118V116L122 115V118H123ZM162 117H161V119H162ZM177 117H178V116H177ZM177 117H176V118H177ZM182 117H183V116H182ZM213 117H214V116H213ZM239 117H240L239 120L242 121V120H241V116H239ZM262 117H264V115H262ZM15 118H16V117H15ZM33 118H34V117H33ZM67 118H68V117H67ZM77 118H78V117H77ZM80 118H81V117H80ZM80 118H78V119H80ZM90 118H91V117H90ZM90 118L88 117L87 119H90ZM103 118H104V117H103ZM107 118H108V117H107ZM172 118H173V117H172ZM187 118H189V116H188ZM191 118H192V117H191ZM196 118H197V117H196ZM196 118H194V120H195ZM207 118H208V116H207ZM210 118H211V117H210ZM214 118H216V117H214ZM217 118H218V117H217ZM225 118H226V117H225ZM228 118H229V116H228ZM228 118H227V120H224V119H223V120H224L225 122H226V121L228 122ZM230 118H231V117H230ZM232 118H233V117H232ZM232 118H231V120L233 121L234 119H232ZM249 118H250V117H249ZM251 118H254V117L251 116ZM17 119H18V118H17ZM17 119H16V120H17ZM29 119H30V117H29ZM58 119L61 121V118H58ZM68 119H69V118H68ZM72 119H73V118H72ZM84 119H85V118H84ZM92 119H94V118H92ZM141 119H142V118H141ZM156 119L159 121L160 118H159V119L156 118ZM178 119H179V117H178ZM202 119H203V118H202ZM236 119H237V118H235V120H236ZM242 119H243V117H242ZM244 119H245L244 121L247 122V120H246L247 118H244ZM255 119H256V117H255ZM262 119H263V118H262ZM19 120L22 121L21 119H19ZM23 120H24V119H23ZM31 120H32V119H31ZM35 120H37V119L35 118ZM64 120H65V118H64ZM64 120H63V122H64ZM69 120H71V119H69ZM81 120H82V119H81ZM81 120H80V121H81ZM90 120H91V119H90ZM105 120H106V119H105ZM110 120H111V119H110ZM115 120H116V119H115ZM115 120H114V122H115ZM118 120H119V119H118ZM121 120H122V119H121ZM125 120H126V119H125ZM142 120H143V119H142ZM175 120H177V119H175ZM197 120H198V119H197ZM200 120H201V119L199 118V121H200ZM205 120H206V119H205ZM210 120H211V119H210ZM218 120H219V119H218ZM221 120H222V118H221ZM221 120H220V121H221ZM235 120H234V121H235ZM260 120H261V118H260ZM260 120H259V122L262 121V120H261V121H260ZM13 121H14V120H13ZM45 121H46V120H45ZM53 121H54V120H53ZM60 121H58V122H60ZM75 121H76V120H75ZM75 121H74V122H75ZM78 121H79V120H78ZM85 121H86V120H85ZM136 121H137V120H136ZM145 121H146V120H145ZM166 121H167V120H166ZM177 121H178V120H177ZM215 121H216V120H215ZM240 121H239V122H240ZM17 122H19V121H17ZM17 122H12V123H15V124H16ZM29 122H30V121H29ZM55 122H57L56 119H55ZM67 122H68V121H67ZM93 122H94V121H93ZM93 122H92V123H93ZM123 122H126V121H123ZM138 122H139V121H138ZM140 122H141V121H140ZM146 122H147V121H146ZM160 122H161V121H160ZM192 122H193V121H192ZM229 122H231V121L229 120ZM229 122H228V124H229ZM242 122H243V121H242ZM257 122H258V121H257ZM40 123L43 124L44 122H39V124H40ZM49 123H50V122H49ZM82 123H83V121H82ZM85 123H88V122H85ZM89 123H91V121H89ZM98 123H99V122H98ZM144 123H145V122H144ZM149 123H150V122H149ZM153 123H154V122H153ZM153 123H152V125H153ZM165 123H166V122H165ZM167 123H168V122H167ZM167 123H166V124H167ZM174 123H177V124H178V122H174ZM180 123H182V122H180ZM186 123H187V122H186ZM190 123H191V122H190ZM204 123H205V122H204ZM214 123H215V122H214ZM236 123L238 124V122H236ZM253 123H255V120H254ZM18 124H19V123H18ZM31 124H32V123H31ZM31 124H29V127H28V128H30ZM36 124H37V123H36ZM69 124H70V123H68V125H69ZM73 124H74V123H73ZM105 124H106V123H105ZM115 124H116V123H115ZM117 124H118V122H117ZM120 124H121V123H120ZM120 124H119V125H120ZM122 124H123V123H122ZM157 124L159 125V122H158ZM193 124H196V123H193ZM202 124H203V123H202ZM210 124H211V122H210ZM212 124H213V123H212ZM224 124H225V123H224ZM263 124H264V123H263ZM263 124H262V125H263ZM13 125H14V124H13ZM26 125H28V123H26ZM46 125H47V123H46ZM50 125H52V124H50ZM50 125H49V126H50ZM55 125H58V124H55ZM68 125H66V126H68ZM77 125H78V124H77ZM82 125H83V124H82ZM82 125H81V126H82ZM86 125H87V124H86ZM86 125L84 124L83 126L85 127ZM100 125H101V124H100ZM107 125H108V124H107ZM109 125H110V124H109ZM109 125H108V126H109ZM135 125H136V124H135ZM138 125H139V124H138ZM152 125H151V126H152ZM155 125H156V124H155ZM155 125H154V126H155ZM171 125H172V124H171ZM174 125H175V124H174ZM174 125H173V126H174ZM181 125H183V124H181ZM189 125H190V124H189ZM191 125H192V124H191ZM199 125H201V123H199ZM213 125H214V124H213ZM222 125H223V123H222ZM222 125L220 126V128L222 127ZM239 125H240V123L238 124V126H239ZM39 126H40V125H39ZM53 126H54V125H53ZM75 126H76V125H75ZM75 126H74V127H75ZM96 126H97V125H96ZM96 126H95V127H96ZM148 126H149V125H147V127H148ZM178 126H179V124H178ZM184 126H185V125H184ZM186 126H187V124H186ZM193 126H194V125H193ZM253 126H254V125H253ZM13 127H14V126H13ZM47 127H48V126H47ZM59 127H60V126H59ZM59 127H58V128H59ZM62 127H63V126H62ZM68 127H69V126H68ZM68 127H67V128H68ZM70 127H71V126H70ZM78 127H80V126H78ZM78 127H76V128H78ZM86 127H87V129L90 128V130H91V127H88V126H86ZM86 127H85V128H86ZM103 127H104V126H103ZM115 127H116V126H115ZM132 127H133V126H132ZM138 127H139V126H137V128H138ZM155 127H156V126H155ZM158 127H159V126H158ZM176 127H177V126H176ZM189 127H191V126H189ZM196 127H197V126H196ZM207 127H208V126H207ZM209 127H210V126H209ZM212 127H213V126H212ZM212 127H211V128H212ZM227 127H228V126H227ZM232 127H233V126H232ZM234 127H235V126H234ZM240 127H241V126H240ZM31 128H33V127H31ZM42 128H43V127H42ZM50 128H51V127H50ZM67 128H66V129H67ZM80 128H81V127H80ZM92 128H94V127H92ZM100 128H102V127H100ZM104 128H105V127H104ZM116 128H117V127H116ZM116 128H115V130H116ZM126 128H127V127H126ZM140 128H142V125H141ZM145 128H146V127H145ZM151 128H152V127H151ZM153 128H154V127H153ZM159 128H160V127H159ZM166 128H167V127H166ZM170 128H171V127H170ZM187 128H188V127H187ZM191 128H192V133H193L195 127H194V128L191 127ZM191 128H188V129H191ZM228 128H229V127H228ZM242 128H244V127H242ZM242 128H241V129L239 128V129L242 130ZM249 128H250V127H249ZM256 128H257V126H256ZM258 128H259V126H258ZM260 128H261V126H260ZM260 128H259V129H260ZM12 129H13V128H12ZM16 129H17V128H16ZM25 129H26V128H25ZM25 129H24V131H26ZM34 129H35V128H34ZM38 129H39V128H38ZM40 129H41V128H40ZM47 129H48V128H47ZM51 129H53V128H51ZM55 129H56V128H55ZM82 129H83V128H82ZM87 129H86V130H87ZM98 129H99V128H98ZM133 129H134V128H133ZM143 129H144V128H143ZM173 129H174V127H173ZM177 129H178V127H177ZM188 129H184V130H187V131H188ZM202 129H203V128H202ZM231 129H232V128H230L229 130H231ZM237 129H238V128H237ZM247 129H248V128H247ZM247 129H246V131H247ZM252 129H253V128H252ZM262 129H263V127H262ZM0 130H1V129H0ZM7 130H8V129H7ZM17 130H18V129H17ZM27 130H29V129H27ZM42 130H43V129H42ZM70 130H72V129H70ZM74 130H75V129H74ZM94 130H95V129H93L92 133L94 132ZM99 130H100V129H99ZM102 130H103V129H102ZM105 130H106V129H105ZM112 130H113V129H112ZM147 130H148V129H147ZM149 130H150V129H149ZM158 130H159V129H158ZM168 130H169V129H168ZM175 130H176V129H175ZM184 130H183V131H184ZM212 130H213V129H212ZM217 130H220V129L217 128ZM235 130H236V127H235ZM235 130H233V131H235ZM240 130H239V131H240ZM243 130H244V129H243ZM243 130H242V131H243ZM248 130H250V129H248ZM257 130H258V129H257ZM260 130H261V129H260ZM263 130H264V129H263ZM24 131H22L21 133H19V132H20V129H19V132H17L16 134H18V133H19V134H22ZM84 131H85V130H84ZM96 131H98V130H96ZM120 131H121V130H120ZM145 131H146V130H145ZM164 131H165V130H164ZM169 131H170V130H169ZM205 131H206V130H205ZM225 131H227V128H225ZM236 131H237V130H236ZM236 131H235V132H236ZM239 131H238V132H239ZM254 131H255V130H254ZM254 131H253V132H254ZM26 132H29V131H26ZM32 132H33V131H32ZM44 132H45V131H44ZM48 132H49V131H48ZM78 132H79V131H78ZM80 132H81V131H80ZM114 132H115V131H114ZM116 132H117V131H116ZM161 132H162V131H161ZM170 132H171V131H170ZM176 132H177V130H176ZM176 132H175V133H176ZM178 132H179V130H178ZM208 132H209V131H208ZM218 132H219V131H218ZM221 132H222L221 134H223V131H222V130H221ZM240 132H241V131H240ZM243 132H244V131H243ZM243 132H242V133H243ZM247 132H248V131H247ZM250 132H251V131H249V134H250ZM263 132H264V131H263ZM3 133H4V132H3ZM35 133H36V132H35ZM42 133H43V132H42ZM45 133H47V132H45ZM62 133H65V132H62ZM92 133H91V134H92ZM104 133H105V132H104ZM112 133H113V131H112ZM121 133H122V132H121ZM138 133H139V132H138ZM142 133H143V132H142ZM162 133H163V132H162ZM181 133H182V132H181ZM199 133H200V132H199ZM219 133H220V132H219ZM231 133H232V132H231ZM251 133H252V132H251ZM8 134H9V133H8ZM16 134H14V135L16 136ZM26 134H28V133H26ZM32 134H33V133H32ZM49 134H50V133H49ZM66 134H68V133H66ZM94 134H97V133H94ZM124 134H126V133L124 132ZM127 134H128V133H127ZM150 134H151V133H150ZM154 134H155V133H154ZM154 134H153V135H154ZM216 134H218V133H215V135H216ZM221 134H220V135H221ZM224 134H225V133H224ZM240 134H241V133H240ZM240 134H238V136H239ZM243 134H244V133H243ZM260 134H261V132H260ZM6 135H7V134H6ZM12 135H13V134H12ZM12 135H11V136H12ZM14 135H13V136H14ZM22 135H23V134H22ZM22 135H21V136H22ZM28 135H29V134H28ZM51 135H52V133H51ZM64 135H65V134H64ZM71 135H72V134H71ZM71 135H70V136H71ZM74 135H75V134H74ZM77 135H78V134H77ZM99 135H101V134H99ZM120 135H121V134H120ZM129 135H130V133L127 135V137H129ZM133 135H134V134H132L131 137H132ZM151 135H152V134H151ZM160 135H161V134H160ZM165 135H166V134H165ZM167 135H168V134H167ZM169 135H170V134H169ZM172 135H173V134H172ZM182 135H183V134H182ZM187 135H188V134H187ZM196 135H198V134H196ZM200 135H201V134H200ZM215 135H214V136H215ZM255 135H257V134H255ZM258 135H259V133H258ZM0 136H1V135H0ZM3 136H5V135H3ZM3 136H1V137H3ZM13 136H12V137H13ZM29 136H31V135H29ZM32 136H35V135H32ZM46 136H47V135H46ZM53 136H54V135H53ZM80 136H81V135H80ZM80 136H79V137H80ZM91 136H92V135H91ZM97 136H98V134H97ZM122 136H123V135H122ZM142 136H143V134H142ZM149 136H150V135H149ZM198 136H199V135H198ZM198 136H197V137H198ZM216 136H218V135H216ZM228 136H229V135H228ZM243 136H244V135H243ZM263 136H264V135H263ZM263 136H262V137H263ZM12 137H11V138H12ZM16 137L19 138L18 135H17ZM55 137H56V136H55ZM87 137H88V136H87ZM117 137H118V136H117ZM117 137H116V138H117ZM137 137H138V136H137ZM139 137H140V136H139ZM166 137H167V136H166ZM171 137H173V136H171ZM180 137H181V136H180ZM186 137H187V136H186ZM204 137H206V136H204ZM223 137H224V136H223ZM232 137H233V136H232ZM249 137H250V136H249ZM4 138H5V137H4ZM4 138H3V140H4ZM7 138H9V137L7 136ZM7 138H6V139H7ZM24 138H25V137H24ZM35 138H36V136H35ZM48 138H49V137H48ZM53 138H54V137H53ZM81 138L83 139L82 136H81ZM85 138H86V137H85ZM92 138H93V137H92ZM95 138H96V137H95ZM111 138H112V137H111ZM122 138H123V137H122ZM124 138H125V137H124ZM144 138H145V137H144ZM158 138H159V137H158ZM177 138H178V136H177ZM195 138H196V136H195ZM195 138L193 137L194 140H195ZM209 138H210V137H209ZM220 138H221V137H220ZM235 138H236V137H235ZM235 138H233V139H235ZM238 138H240V137H238ZM1 139H2V138H1ZM9 139H10V138H9ZM21 139H23V138L21 137ZM21 139H20V140H21ZM29 139H30V138H29ZM32 139H33V138H32ZM32 139H30V140L32 141ZM42 139H43V137H42ZM58 139H59V137H58ZM75 139H76V138H75ZM79 139H80V138H79ZM87 139H89V138H87ZM98 139H99V137H98ZM98 139H97V140H98ZM103 139H104V138H103ZM106 139H107V138H106ZM118 139H119V138H118ZM120 139H121V138H120ZM126 139H128V138H126ZM130 139H131V138H130ZM139 139H140V138H139ZM142 139H143V138H142ZM189 139H190V138H189ZM204 139H205V138H204ZM206 139H207V138H206ZM223 139H224V138H223ZM227 139H229V138H227ZM233 139H232V140H233ZM236 139H237V138H236ZM240 139H241V138H240ZM245 139H246V137H245ZM261 139H263V141H264V138H260V139H259L260 142H261ZM15 140H17V139H15ZM56 140H57V138H56ZM64 140H65V139H64ZM66 140H67V139H66ZM73 140H74V139H73ZM73 140H71V141H73ZM83 140H84V139H83ZM85 140H86V139H85ZM93 140H94V139H93ZM101 140H102V139H101ZM116 140H117V139H116ZM148 140H150V138H149ZM154 140H155V139H154ZM154 140H153V142H154ZM158 140H159V139H158ZM164 140H165V139H164ZM169 140H170V139H169ZM172 140H173V139H172ZM229 140H230V139H229ZM252 140H254V139L252 138ZM10 141H11V140H10ZM38 141H39V140H38ZM51 141H52V140H51ZM68 141H69V140H67V142H68ZM90 141H91V139H90ZM99 141H100V139H99ZM99 141H98V142H99ZM113 141H114V140H113ZM128 141H129V140H128ZM135 141H136V140H135ZM139 141H140V140H139ZM156 141H157V140H156ZM165 141H167V140H165ZM180 141H181V140H180ZM180 141H179V142H180ZM215 141L217 142V140H215ZM235 141H236V140H235ZM246 141H248V140H246ZM0 142H1V141H0ZM35 142H37V141L35 140ZM42 142H43V144H44V141H42ZM56 142H57V141H56ZM64 142H66V141H64ZM78 142H79V141H78ZM86 142H87V141H86ZM103 142H104V141H103ZM107 142H108V141H105V144H106ZM126 142H127V141H126ZM130 142H131V141H130ZM145 142H147V141L145 140ZM159 142H160V141H159ZM186 142H187V141H186ZM211 142H212V141H211ZM225 142H226V140H225ZM227 142H228V141H227ZM227 142H226V143H227ZM229 142H230V141H229ZM237 142H238V141H237ZM240 142H241V141H240ZM240 142H238V143H240ZM253 142H254V144H255V141H253ZM253 142H251V143H253ZM256 142H257V141H256ZM8 143H9V142H8ZM10 143H11V142H10ZM12 143H13V142H12ZM14 143H15V141H14ZM18 143L20 144V142H18ZM28 143H29V142H28ZM50 143H51V142H50ZM58 143H59V142H58ZM60 143H62V142H60ZM70 143L72 144V142H70ZM82 143H83V142H82ZM88 143H89V141H88ZM90 143H91V142H90ZM95 143H96V142H95ZM101 143H102V142H101ZM101 143H96V145H97V144L103 145V143H102V144H101ZM120 143H121V142H120ZM137 143H138V142H137ZM142 143H143V142H142ZM148 143H149V142H148ZM187 143H188V142H187ZM191 143H192V142H191ZM197 143H198V142H197ZM199 143H200V142H199ZM206 143H207V142H206ZM218 143H219V142H218ZM235 143H236V142H235ZM243 143H244V142H243ZM245 143H246V142H245ZM247 143H248V142H247ZM251 143H249L248 146H249ZM257 143H258V142H257ZM15 144H16V143H15ZM22 144H23V142H22ZM41 144H42V143H41ZM46 144H47V143H46ZM48 144H49V143H48ZM51 144H52V143H51ZM76 144H77V142H76ZM112 144H113V142H112ZM125 144H126V143H125V141H124V145H125ZM132 144H133V143H132ZM150 144H151V143H150ZM175 144H176V142H175ZM185 144H186V143H185ZM207 144H208V143H207ZM221 144H224V142L221 143ZM221 144H220V145H221ZM227 144H229V143H227ZM261 144H262V142H261ZM17 145H18V144H17ZM27 145H28V144H27ZM31 145H32V144H31ZM31 145H29V146H31ZM36 145H37V144H36ZM52 145H53V144H52ZM69 145H70V144H69ZM93 145H94V143H93ZM109 145H111V143L108 144V146H109ZM139 145H140V144H139ZM141 145H142V144H141ZM153 145H154V144H153ZM157 145H158V143H157ZM163 145H164V144H163ZM163 145H161L162 148L166 149V147H165V146L163 147ZM166 145H167V144H166ZM171 145H172V144H171ZM179 145H180V144H179ZM191 145H192V144H191ZM191 145H190V146H191ZM195 145H197V144H195ZM201 145H202V144H201ZM205 145H206V144H205ZM213 145H214V144H213ZM224 145H225V144H224ZM224 145H223V146H224ZM232 145H233V144H232ZM235 145H236V144H235ZM242 145H243V144H242ZM242 145H241V146H242ZM258 145H260V143H259ZM2 146H3V145H2ZM5 146H6V145H5ZM32 146H33V145H32ZM32 146H31V147H32ZM41 146H42V145H41ZM85 146H86V145H85ZM125 146H128V145H125ZM130 146H131V143H130ZM135 146H136V145H135ZM151 146H152V145H151ZM151 146H148V148L151 147ZM155 146H156V145H155ZM175 146H176V145H175ZM177 146H178V144H177ZM188 146H189V145H187V147H188ZM203 146H204V145H203ZM217 146H218V145H217ZM227 146H228V145H227ZM230 146H231V145H230ZM246 146H247V145H246ZM252 146H253V144H252ZM9 147H11L10 144H9ZM34 147H35V146H34ZM42 147H43V146H42ZM46 147H47V146H46ZM46 147H45V149H46ZM48 147H49V146H48ZM56 147H57V146H56ZM71 147L74 148L72 145H71ZM76 147H77V146H76ZM103 147H104V145H103ZM103 147H101V148H103ZM106 147H107V144H106ZM110 147H111V146H110ZM117 147H119V146H117ZM120 147H121V145H120ZM122 147H123V145H122ZM131 147H132V146H131ZM137 147H138V146H137ZM137 147H136V148H137ZM152 147H154V146H152ZM152 147H151V150H152ZM157 147H159V145H158ZM183 147H184V146H183ZM191 147H192V146H191ZM205 147H207V146H205ZM205 147H204V148H205ZM210 147H211V146H210ZM5 148H6V147H5ZM5 148H4V149H5ZM54 148H55V147H54ZM54 148H51V149H54ZM64 148H65V147H64ZM68 148H69V147H68ZM78 148H79V147H78ZM80 148H81V147H80ZM92 148H93V147H92ZM96 148H97V147H95L94 149L98 151L99 148H98V149H96ZM114 148H115V145H114ZM127 148L130 149L129 146H128ZM143 148H144V147H143ZM159 148H160V147H159ZM171 148H172V146H171ZM171 148H170V149H171ZM193 148H194V147H193ZM199 148H201V147H199ZM199 148H198V149H199ZM207 148H208V147H207ZM216 148H217V147H216ZM235 148H237V147H235ZM246 148H247V147H246ZM250 148H251V147H250ZM253 148H254V147H253ZM8 149H9V148H8ZM27 149H28V147H27ZM29 149H31V148H29ZM41 149H42V148H41ZM51 149H49V153H50V150H51ZM75 149H77V148H75ZM75 149H74V151H75ZM83 149H84V148H83ZM112 149H113V148H112ZM125 149H126V147H125ZM125 149H124V150H125ZM137 149H138V148H137ZM146 149H147V148H146ZM153 149H154V148H153ZM172 149H173V148H172ZM180 149H181V148H179V150H180ZM196 149H197V148H196ZM198 149H197V150H198ZM209 149H210V148H209ZM209 149H208V150H209ZM212 149H213V148H212ZM219 149H220V148H219ZM219 149H218V150H219ZM221 149H222V147H221ZM238 149H239V147H238ZM242 149H243V148H242ZM247 149H249V148H247ZM254 149H256V148H254ZM32 150H33V149H32ZM34 150H35V149H34ZM37 150H39V149L37 148ZM77 150L79 151L80 149H77ZM77 150H76V151H77ZM81 150H82V149H81ZM85 150H86V151H87V150H90V148H89V149H88V148H87V149L85 148ZM85 150H83V152H84ZM99 150H100V149H99ZM104 150H105V149H104ZM108 150H109V149H108ZM114 150H115V149H114ZM155 150H158V149H155ZM174 150H175V149H174ZM174 150H173V151H174ZM182 150H183V149H182ZM186 150H187V149H186ZM199 150H200V149H199ZM201 150L204 152L203 149H201ZM240 150H241V149H240ZM262 150H264V149H262ZM12 151H13V150H12ZM43 151H44V150H43ZM55 151H56V150H55ZM61 151H62V150H61ZM64 151H66V150H64ZM92 151H94V150L92 149ZM102 151H103V150L101 149V153H102L103 155H105ZM112 151H113V150H112ZM112 151H111V152H112ZM116 151H117V149H116ZM126 151H127V149H126ZM132 151H133V150H132ZM140 151H142V150H140ZM161 151H162V150H161ZM164 151H165V150H164ZM180 151H181V150H180ZM184 151H185V150H184ZM189 151L192 152L193 150L188 149V153H190ZM194 151H195V150H194ZM212 151L214 152V150H212ZM230 151H231V150H230ZM242 151H243V150H242ZM246 151H247V150H246ZM29 152H30V150H29ZM34 152H35V151H34ZM52 152H54V151H52ZM62 152H63V151H62ZM79 152H80V151H79ZM83 152H82V153H83ZM106 152H107V151H106ZM113 152H114V151H113ZM120 152H121V151H120ZM133 152H136V151H133ZM145 152H146V151H145ZM145 152H144V153H145ZM169 152H170V150H169ZM171 152H172V151H171ZM177 152H178V151H177ZM181 152H183V151H181ZM186 152H187V151H186ZM186 152H185V153H186ZM213 152H212V153H213ZM215 152H216V151H215ZM221 152H222V151H221ZM223 152H224V151H223ZM233 152H234V151H233ZM244 152H245V151H244ZM248 152H249V151H248ZM248 152H247V153H248ZM252 152H253V151H252ZM260 152H261V151H260ZM260 152H258V153L260 154ZM8 153H9V152H8ZM10 153H11V152H10ZM20 153H21V152H20ZM35 153H36V152H35ZM49 153H48V154H49ZM63 153H64V152H63ZM72 153H73V152H72ZM85 153H86V152H85ZM107 153H108V152H107ZM115 153H116V152H115ZM122 153H123V152H122ZM136 153H137V152H136ZM140 153H141V152H140ZM152 153H153V152H152ZM155 153H156V152H155ZM165 153H166V152H165ZM167 153H168V151H167ZM198 153H199V152H198ZM207 153H208V152H207ZM216 153H217V152H216ZM226 153H227V152H226ZM228 153H229V152H228ZM236 153H237V152H236ZM238 153H239V152H238ZM242 153H243V152H242ZM242 153H241V154H242ZM250 153H251V152H250ZM253 153H254V152H253ZM261 153H263V152H261ZM1 154H2V153H1ZM16 154H17V153H16ZM16 154H15V155H16ZM33 154H34V153H33ZM38 154H39L40 157H41V153H38ZM56 154H57V153H56ZM56 154H55V155H56ZM58 154H59V153H58ZM91 154H92V153H91ZM96 154H97V153H96ZM110 154H111V153H110ZM157 154H159V153H157ZM172 154H173V153H172ZM179 154H181V153H179ZM195 154H196V153H195ZM208 154H209V153H208ZM217 154H218V153H217ZM243 154H244V153H243ZM259 154H258V155H259ZM20 155H21V154H20ZM29 155H31V154H29ZM39 155H38V156H39ZM43 155H44V154H43ZM52 155H53V154H52ZM61 155H62V154H61ZM61 155H60V157H62ZM75 155H76V154H75ZM78 155H80V154H78ZM114 155H117V153L114 154ZM127 155H128V153L126 154V156H127ZM133 155H135V154H133ZM139 155H140V154H139ZM141 155H142V154H141ZM143 155H144V154H143ZM145 155H147V154L145 153ZM165 155H166V154H165ZM181 155H182V154H181ZM189 155H190V154H189ZM193 155H194V154H193ZM196 155H197V154H196ZM198 155H200V154H198ZM205 155H206V154H205ZM212 155H213V154H212ZM218 155H221V154H218ZM223 155H224V154H223ZM229 155H230V154H229ZM236 155H237V154H236ZM236 155L234 154L235 157H237ZM239 155H240V154H239ZM261 155H262V154H261ZM261 155H260V156H261ZM3 156H5V155H3ZM16 156H17V155H16ZM27 156H28V155H27ZM33 156H34V155H33ZM38 156L36 157V159L38 158ZM46 156H48V155H46ZM46 156H45V158H46ZM58 156H59V155H58ZM58 156H57V157H58ZM86 156H87V155H86ZM106 156H107V155H106ZM117 156H118V155H117ZM119 156H120V155H119ZM121 156H122V155H121ZM128 156H129V155H128ZM131 156H132V155H130V157H131ZM152 156H153V155H152ZM152 156H151V157H152ZM159 156H160V154H159ZM168 156H169V155H168ZM172 156H173V155H172ZM177 156H178V155H177ZM184 156H185V155H184ZM206 156H207V155H206ZM240 156H241V155H240ZM242 156H243V155H242ZM249 156H250V154H249ZM251 156H252V155H251ZM260 156H259V157H260ZM11 157H12V156H11ZM13 157H14V156H13ZM42 157H43V156H42ZM68 157H69V156H68ZM74 157H75V156H74ZM99 157H102V159L104 158L103 156H99ZM108 157H109V154H108ZM114 157H115V158H114ZM124 157H125V156H124ZM124 157H123V159H124ZM132 157H134V156H132ZM136 157H137V155H136ZM182 157H183V156H182ZM188 157H189V156H188ZM195 157H196V156H195ZM202 157H204V156H202ZM211 157H212V156H211ZM214 157H215V156H214ZM214 157H213V158H214ZM225 157L227 158V156H225ZM253 157H256V156L254 155ZM261 157H262V156H261ZM8 158H9V157H8ZM22 158H23V156H22ZM29 158H30V157H29ZM48 158H49V156H48ZM53 158H55V157H53ZM84 158H85V157H84ZM84 158H83V159H84ZM93 158H95V157H92V159H93ZM96 158H97V157H96ZM111 158L116 159V156H113V157H111ZM111 158H110V159H111ZM121 158H122V157H121ZM142 158H143V157H142ZM155 158H156V157H155ZM239 158H241V157H239ZM248 158H249V157H248ZM251 158H252V157H251ZM251 158H250L249 160H251V162H252V159H251ZM262 158H263V157H262ZM262 158H261V159H262ZM9 159L11 160V158H9ZM12 159H13V161H15V160H14L15 158H12ZM20 159H21V158H20ZM30 159H31V158H30ZM30 159H29V160H30ZM36 159H34V160H36ZM38 159H39V158H38ZM38 159H37V160H38ZM56 159H57V158H56ZM77 159H78V158H77ZM87 159H88V158H86V160L84 161V163L87 161ZM98 159H100V158H98ZM105 159H107V158H105ZM118 159H119V157L117 158V161H118ZM123 159H122V160H123ZM127 159H129V158L127 157ZM136 159H137V158H136ZM150 159H151V158H150ZM166 159H167V158H166ZM171 159H173V158H171ZM187 159H188V158H187ZM194 159H195V158H194ZM208 159H209V155H208ZM216 159H217V158H216ZM232 159H233V158L231 157V159H228V160H232ZM234 159H235V158H234ZM234 159H233V160H234ZM1 160H4V159L1 158ZM5 160H6V159H5ZM5 160H4V161H5ZM16 160H17V159H16ZM26 160H27V158H26ZM47 160H48V159H47ZM50 160H52V159L50 158ZM57 160H59V159H57ZM65 160H66V158H65ZM68 160H69V159H68ZM90 160H91V159H90ZM100 160H101V159H100ZM103 160H104V159H103ZM119 160H120V159H119ZM138 160L140 161V159H138ZM144 160H145V159H144ZM152 160H153V159H152ZM152 160H151V161H152ZM157 160H158V159H157ZM160 160H161V164H162V162H164L163 160H165V159H160V158H159V161H160ZM168 160H169V159H168ZM168 160H167V162H168ZM174 160H175V159H174ZM184 160H186V159H184ZM188 160H189V159H188ZM203 160H204V159H203ZM224 160H225V159H224ZM240 160H241V159H240ZM257 160H258V159H257ZM13 161H11V162H13ZM59 161H61V160H59ZM70 161L72 162V160H70ZM78 161H79V163L81 162L80 160H78ZM109 161H110V160H109ZM130 161H131V160H130ZM130 161H129V162H130ZM146 161H148V160H146ZM151 161H150V162H151ZM170 161H171V160H170ZM170 161H169V162H170ZM190 161H191V160H190ZM190 161H189V162H190ZM205 161H206V160H205ZM205 161H204V162H205ZM207 161H208V160H207ZM217 161H218V160H217ZM221 161H222V160H221ZM238 161H239V160H238ZM253 161H254V160H253ZM15 162H16V161H15ZM19 162H20V161H19ZM35 162H36V161H35ZM44 162H45V159H44ZM50 162H51V161H50ZM75 162H76V161H75ZM90 162H91V161H90ZM90 162H89V163H90ZM93 162H94V161H93ZM93 162H92V163H93ZM96 162H97V159L95 160V163H96ZM102 162H104V161H102ZM118 162H119V161H118ZM126 162H127V161H126ZM129 162H128V163H129ZM144 162H145V161H144ZM144 162H143V163H144ZM150 162H148V164H149ZM153 162H154V161H153ZM176 162H177V160H176ZM178 162H179V161H178ZM184 162H185V161H184ZM189 162H188V163H189ZM204 162H202V164H203ZM211 162H212V161H211ZM225 162H227V161H225ZM233 162H234V161H233ZM243 162H244V163H247L248 161H247V162L243 161ZM249 162H250V161H249ZM256 162H257V161H256ZM261 162H262V161H261ZM0 163H1V161H0ZM7 163H8V162H7ZM21 163H22V162H21ZM28 163H29V162H28ZM41 163H42V162H41ZM59 163H61V162H59ZM62 163H63V162H62ZM62 163H61V164H62ZM65 163H66V162H65ZM79 163H78V165L80 166L81 163H80V164H79ZM82 163H83V162H82ZM95 163H94V164H95ZM114 163H115V161H114ZM120 163H122V162H120ZM128 163H127V165H128ZM151 163H152V162H151ZM156 163H157V162H156ZM172 163H173V161H172ZM180 163H181V162H180ZM182 163H183V162H182ZM191 163H192V162H191ZM207 163H208V162H207ZM217 163H219V165H220V163H222V162H219V161H218ZM235 163H236V161H235ZM3 164H4V163H3ZM10 164H11V163H10ZM29 164H30V163H29ZM44 164H45V163H44ZM61 164H60V165H61ZM72 164L76 165L75 163H71L70 165H72ZM90 164H91V163H90ZM106 164H107V163H106ZM118 164H119V163H118ZM124 164H125V162L123 163V165H124ZM145 164H146V163H145ZM166 164H167V163H166ZM166 164H164V165H166ZM178 164H179V163H178ZM178 164H177V166H178ZM184 164H185V163H184ZM184 164H183V166H184ZM189 164H190V163H189ZM210 164H211V163H210ZM214 164L216 165V162H215ZM222 164H223V163H222ZM233 164H234V163H233ZM257 164H258V162H257ZM6 165H7V164H6ZM11 165H12V164H11ZM16 165H19V164H16ZM22 165H23V164H22ZM40 165H42V164H40ZM40 165H38V166H40ZM62 165H63V164H62ZM67 165H68V164H67ZM70 165H68V166H70ZM74 165H73V166H74ZM92 165H93V164H92ZM119 165H120V164H119ZM141 165H142V164H141ZM159 165H160V164H159ZM168 165H169V164H168ZM168 165H167V166H168ZM173 165H174V164H173ZM187 165H188V164H187ZM193 165H194V164H193ZM243 165H244V164H243ZM247 165H248V164H247ZM255 165H256V164H255ZM0 166H1V165H0ZM2 166H3V165H2ZM14 166H15V165H14ZM23 166H24V165H23ZM30 166H31V165H30ZM42 166H43V165H42ZM45 166H46V165H45ZM51 166H52V165H51ZM53 166H54V165H53ZM56 166H57V165H56ZM68 166H67V167H68ZM83 166H85V168H86V163H85V165H83ZM83 166H82V167H83ZM103 166H104V165H102V167H103ZM105 166H106V165H105ZM114 166H115V165H114ZM125 166H126V165H125ZM135 166H137V165H135ZM142 166H144V165H142ZM145 166H147V164H146ZM175 166H176V165H175ZM204 166H205V165H204ZM216 166H217V165H216ZM241 166H242V164H241ZM253 166H254V165H253ZM15 167H16V166H15ZM19 167H21V166H19ZM40 167H41V166H40ZM40 167H39V168H40ZM71 167H72V166H71ZM82 167H81V169H82ZM87 167H88V166H87ZM99 167H100V166H99ZM120 167H121V166H120ZM122 167H123V166H122ZM131 167H132V166H131ZM148 167H149V166H148ZM154 167H155V166H154ZM160 167H162V166H160ZM173 167H174V166H173ZM178 167H179V166H178ZM180 167H181V166H180ZM194 167H195V166H194ZM199 167H200V166H199ZM218 167H219V166H218ZM224 167H226V165H224ZM228 167H229V165H228ZM235 167H238V166H235ZM251 167H252V165H251ZM251 167H250V168H251ZM2 168H3V167H2ZM10 168H11V167H10ZM12 168H13V166H12ZM12 168H11V169H12ZM50 168H51V167H50ZM50 168H49V169H50ZM61 168H62V167H61ZM76 168H78V167H76ZM89 168H90V165H89ZM89 168H88V169H89ZM91 168H92V167H91ZM93 168H94V167H93ZM96 168H97V167H96ZM105 168H107V167H105ZM135 168H136V167H134L133 169H135ZM138 168H140V167H138ZM152 168H153V167H152ZM152 168H151V169H152ZM157 168H158L157 170H159V166H157ZM164 168H165V167H164ZM170 168H171V166H170ZM176 168H177V167H176ZM181 168H182V167H181ZM181 168H180V169H181ZM184 168H185V167H184ZM187 168H189V167H187ZM192 168H193V167H192ZM208 168H209V167H208ZM254 168H255V167H254ZM254 168H253V169H254ZM23 169H24V168H23ZM59 169H60V168H59ZM59 169H58V167H57V170H59ZM68 169H69V168H68ZM73 169L75 170V168H73ZM73 169H72V170H73ZM99 169H100V168H99ZM108 169H109V168H108ZM113 169H114V168H113ZM120 169H121V168H120ZM141 169H142V168H141ZM144 169H145V168H144ZM146 169H147V168H146ZM149 169H150V168H149ZM196 169H197V168H196ZM196 169H195V170H196ZM201 169H202V167H201ZM222 169H223V168H222ZM224 169H225V168H224ZM226 169H228V168H226ZM229 169H232V168H229ZM229 169H228V170H229ZM233 169H234V168H233ZM18 170H19V169H18ZM21 170H22V169H21ZM41 170H42V169H41ZM43 170H44V169H43ZM46 170H47V169H46ZM102 170H103V169H102ZM111 170H112V168H111ZM114 170H116V169H114ZM117 170H119V168H118ZM117 170H116V171H117ZM147 170H148V169H147ZM152 170H154V169H152ZM165 170H166V169H165ZM168 170H169V169H168ZM195 170H194V171H195ZM199 170H200V169H199ZM213 170H216V169H213ZM234 170H236V169H234ZM234 170L232 171V173H235ZM237 170H238V169H237ZM256 170H257V169H256ZM0 171H1V169H0ZM22 171H23V170H22ZM49 171H50V170H49ZM59 171H62V170H59ZM65 171H66V170H64V173H65ZM68 171H69V170H68ZM68 171H67V172H68ZM79 171H80V170H79ZM86 171H87V170H86ZM104 171H105V170H104ZM106 171H107V170H106ZM112 171H113V170H112ZM125 171L127 172L128 170L125 168ZM134 171H136V170H134ZM140 171H141V170H140ZM140 171H139V172H140ZM150 171H151V170H150ZM155 171H156V169H155ZM173 171H174V170H173ZM173 171H172V173H176L175 171H174V172H173ZM177 171H178V170H177ZM183 171H184V169H183ZM186 171H187V170H186ZM202 171H203V170H202ZM224 171H225V170H224ZM238 171H239V170H238ZM254 171H255V170H254ZM257 171H258V170H257ZM262 171H264V170H262ZM1 172H2V171H1ZM3 172H5V170H4ZM6 172H7V171H6ZM15 172H16V171H15ZM31 172H32V170H31ZM31 172H30V173H31ZM42 172H44V171H42ZM75 172H76V171H75ZM75 172H74V173H75ZM77 172H78V170H77ZM92 172H93V171H92ZM94 172H95V171H94ZM109 172H110V171H109ZM117 172H118V171H117ZM119 172H120V171H119ZM121 172H122V171H121ZM123 172H124V171H123ZM142 172H143V171H142ZM142 172H141V173H142ZM145 172H146V171H145ZM147 172L149 173V170H148ZM158 172H159V171H158ZM162 172H163V171H162ZM180 172H181V171H180ZM180 172L178 171L177 173H180ZM203 172H204V171H203ZM206 172H208V170H207ZM212 172H213V171H212ZM215 172L217 173V171H215ZM230 172H231V170H230ZM240 172H241V171H240ZM240 172H239V173H240ZM242 172H243V170H242ZM242 172H241L240 174H242ZM255 172H256V171H255ZM10 173H11V172H10ZM13 173H14V172H13ZM25 173H26V172H25ZM33 173H34V172H33ZM55 173H56V172H55ZM70 173H72V172L70 171L69 174H70ZM104 173H105V172H104ZM107 173H108V172H107ZM111 173H112V172H110V174H111ZM124 173H125V172H124ZM136 173H137V172H136ZM141 173H140V175L143 174V173H142V174H141ZM186 173H187V172H185V174H186ZM193 173H194V172H193ZM223 173H224V172H223ZM248 173H249V172H248ZM256 173H257V172H256ZM261 173H263V172H261ZM1 174H2V173H1ZM3 174H4V173H3ZM14 174H16V173H14ZM14 174H12V175L14 176ZM23 174H24V173H23ZM31 174H32V173H31ZM51 174H54V173H51ZM72 174H73V173H72ZM105 174H106V173H105ZM118 174H119V173H118ZM121 174H122V173H121ZM137 174H138V173H137ZM144 174H145V173H144ZM144 174H143V175H144ZM155 174H156V176H157V173H155ZM166 174H167V173H166ZM170 174H171V173H170ZM191 174H192V173H191ZM197 174H198V173H197ZM204 174H205V172H204ZM217 174H219V173H217ZM225 174H226V173H225ZM244 174L246 175V173H244ZM244 174H243V175H244ZM250 174H251V173H250ZM21 175H22V174H21ZM44 175H45V174H44ZM49 175H50V174H49ZM54 175H55V174H54ZM62 175H64V174H62ZM75 175H76V174H75ZM83 175H84V174H83ZM90 175H91V174H90ZM119 175H120V174H119ZM119 175H118V176H119ZM124 175H125V174H124ZM146 175H147V173H146ZM163 175H164V174H163ZM168 175H169V174H168ZM178 175H179V174H178ZM178 175H177V176H178ZM193 175H195V174H193ZM208 175H209V174H208ZM221 175H222V174H221ZM227 175H228V174H227ZM227 175H226V176H227ZM238 175H239V174H238ZM248 175H249V174H248ZM258 175H259V174H258ZM263 175H264V174H263ZM24 176H25V175H24ZM28 176H29V175H28ZM34 176H35V174H34ZM42 176H43V175H42ZM45 176H46V175H45ZM45 176H44V177H45ZM47 176H48V175H47ZM47 176H46V177H47ZM66 176H67V175H66ZM69 176H70V175H69ZM86 176H87V175H86ZM96 176H97V174H96ZM118 176H117V177H118ZM126 176H127V174H126ZM129 176H130V175H129ZM129 176H128V177H129ZM148 176H149V175H148ZM148 176H147V177H148ZM165 176H167V175H165ZM172 176H174V175H172ZM184 176H186V175H184ZM187 176H188V174H187ZM189 176H190V175H189ZM211 176H212V175H211ZM224 176H225V175H224ZM226 176H225V177H226ZM241 176H242V175H241ZM256 176H257V175H256ZM30 177H31V176H30ZM35 177H36V176H35ZM39 177H40V176H39ZM44 177H43V178H44ZM49 177H51V175H50ZM67 177H68V176H67ZM73 177H74V176H73ZM87 177H88V176H87ZM98 177H99V176H98ZM117 177H116V178H117ZM122 177H123V176H122ZM124 177H125V176H124ZM131 177H132V176H131ZM131 177H130V178H131ZM136 177H137V176H136ZM147 177H146V178H147ZM153 177H155V176H153ZM175 177H176V176H175ZM179 177H180V176H179ZM191 177H192V175H191ZM191 177H189L188 179H190ZM196 177H197V176H196ZM217 177H218V176H217ZM228 177H230V176H228ZM236 177H238V176H236ZM243 177H244V176H243ZM243 177H242V178H243ZM249 177H250V176H248V179H249ZM252 177H253V176H252ZM259 177H261V176H258V178H259ZM1 178H2V177H1ZM5 178H6V177H5ZM16 178H17V177H16ZM23 178H24V177H23ZM33 178H34V177H33ZM33 178H32V179H33ZM37 178H38V177H37ZM54 178H55V177H54ZM68 178H69V177H68ZM74 178H75V177H74ZM92 178H93V177H92ZM94 178H95V177H94ZM116 178H115V179H116ZM118 178H119V177H118ZM120 178H121V177H120ZM130 178H129V179H130ZM137 178H138V177H137ZM140 178H141V177H140ZM157 178H158V177H157ZM157 178H155V179H157ZM163 178H164V177H163ZM167 178H168V177H167ZM173 178H174V177H173ZM177 178H178V177H177ZM186 178H187V177H186ZM186 178H184V179H186ZM201 178H202V174H201ZM201 178H200V180H201ZM213 178H214V177H213ZM218 178H219V177H218ZM218 178H217V179H218ZM220 178H222V177H220ZM239 178H240V177H239ZM250 178H251V177H250ZM9 179H10V178H9ZM9 179H8V180H9ZM40 179H41V178H40ZM40 179H39V181H40ZM46 179H47V178H46ZM105 179H106V178H105ZM105 179H104V180H105ZM113 179H114V178H113ZM115 179H114V180H115ZM125 179H128V178L125 177ZM171 179H172V178H171ZM178 179H179V178H178ZM180 179H181V178H180ZM203 179H204V178H203ZM214 179H216V178H214ZM231 179H233V178H231ZM234 179H235V178H234ZM243 179H244V178H243ZM243 179H241V180H243ZM253 179H254V178H253ZM261 179H263V178L261 177ZM1 180H2V179H1ZM1 180H0V181H1ZM6 180H7V178H6ZM6 180L4 179L3 181H6ZM25 180H27V179H25ZM41 180H42V179H41ZM88 180H89V179H88ZM88 180H87V181H88ZM116 180H117V179H116ZM118 180H119V179H118ZM120 180H121V179H120ZM130 180H131V179H130ZM136 180H137V181H136ZM136 180H135V181H136L135 183H136V184H139L138 179H136ZM145 180H146V182H147V179H144V181H145ZM148 180H149V179H148ZM150 180H151V179H150ZM152 180H153V179H152ZM160 180L162 181L163 179H160ZM164 180H165V179H164ZM181 180H182V179H181ZM195 180H196V179H195ZM207 180H208V179H207ZM220 180H221V179H220ZM222 180L224 181V179H222ZM225 180H226V179H225ZM245 180H246V179H244V181H245ZM12 181H13V180H12ZM21 181H22V179H21ZM23 181H24V179H23ZM32 181H35V180H32ZM37 181H38V180H37ZM44 181H45V180H44ZM44 181H43V182H44ZM47 181H48V180H47ZM77 181H78V180H77ZM80 181H81V179H80ZM84 181H85V180H84ZM87 181H86V182H87ZM92 181H94V179H92L91 182H92ZM109 181H110V180H109ZM111 181H112V180H111ZM124 181H125V180H124ZM132 181H133V180H132ZM132 181H131V182H132ZM139 181H140V180H139ZM142 181H143V180H142ZM178 181L181 182L180 180H178ZM182 181H183V180H182ZM191 181H192V180H191ZM193 181H194V180H193ZM198 181H199V180H198ZM210 181H213V180L211 179ZM239 181H240V180H238V182H239ZM250 181H251V180H250ZM258 181H260V180H258ZM7 182H8V181H7ZM13 182H17V180H14ZM35 182H36V181H35ZM40 182H42V181H40ZM59 182H60V181H59ZM82 182H83V181H82ZM91 182H90V184H91ZM98 182H99V180H98ZM100 182H101V181H100ZM102 182H103V181H102ZM122 182H123V181H122ZM129 182H130V181H129ZM133 182H134V181H133ZM137 182H138V183H137ZM156 182H157V181H156ZM163 182H164V181H163ZM168 182H170V179H169ZM175 182H176V181H175ZM184 182H185V181H184ZM194 182H195V181H194ZM200 182H203V181L201 180ZM214 182H215V181H214ZM226 182H227V181H226ZM226 182H225V183H226ZM236 182H237V181H236ZM236 182H235V184H236ZM238 182H237V183H238ZM241 182H242V181H241ZM246 182L248 183L249 181H246ZM246 182H245V183H246ZM8 183H9V182H8ZM8 183H7V184H8ZM10 183H11V181H10ZM21 183H22V182H21ZM25 183H27V182H25ZM44 183H45V182H44ZM54 183H55V181L53 182V184H54ZM56 183H58V182H56ZM61 183H62V181H61ZM73 183H74V182H73ZM75 183H76V181H75ZM78 183H79V182H78ZM83 183H84V182H83ZM87 183H88V182H87ZM92 183H93V182H92ZM135 183H133V184H135ZM151 183H152V182H151ZM173 183H174V181H173ZM188 183H190V182H188ZM206 183H207V182H206ZM245 183H241L242 185H240V183H239L238 186H239V185H240V186H243ZM249 183H250V182H249ZM260 183H261V182H260ZM5 184H6V183H5ZM22 184H24V183H22ZM27 184H28V183H27ZM32 184H33V183H32ZM35 184H36V183H35ZM37 184H38V183H37ZM51 184H52V182H51ZM58 184H59V183H58ZM106 184H107V183H106ZM115 184H116V183H115ZM123 184H124V183H123ZM131 184H132V183H131ZM131 184H130V185H131ZM141 184H142V183H141ZM141 184H140V185H141ZM143 184H144V182H143ZM146 184H147V183H146ZM146 184H145V185H146ZM149 184H150V183H149ZM154 184H155V183H154ZM159 184H160V183H159ZM181 184H183V183H181ZM190 184H191V183H190ZM199 184H200V183H199ZM201 184H203V183H201ZM209 184H210V182H209ZM213 184H214V183H213ZM219 184H222V183L220 182ZM228 184H229V182H228ZM228 184H226V185H228ZM258 184H259V183H258ZM3 185H4V184H3ZM10 185H11V184H10ZM10 185H9V186H10ZM13 185H15V183H14ZM13 185H12V186H13ZM33 185H34V184H33ZM48 185H49V182H48ZM60 185H61V184H60ZM60 185H59V186H60ZM72 185H74V184H72ZM76 185H77V184H76ZM93 185H94V184H93ZM109 185H110V184H109ZM109 185H108V186H109ZM111 185H112V184H111ZM125 185H126V184H125ZM127 185H128V184H127ZM145 185H144V186H145ZM152 185H153V183H152ZM185 185H186V184H185ZM203 185H204V184H203ZM207 185H208V183H207ZM215 185H217V184H215ZM223 185H224V183H223ZM226 185H225V186H226ZM230 185H231V182H230ZM233 185H234V184H233ZM233 185H231V188H232ZM245 185H246V184H245ZM248 185H249V184H248ZM248 185H247V186H248ZM18 186H19V185H18ZM22 186H23V185H22ZM26 186H27V185H26ZM40 186H42V185H40ZM43 186H44V185H43ZM74 186H75V185H74ZM87 186H88V185H87ZM90 186H92V185H90ZM108 186H106V187H108ZM133 186H134V185H133ZM144 186H143V187H144ZM150 186H151V185H150ZM150 186H149V187H150ZM154 186H155V185H153V187H154ZM158 186H159V185H158ZM170 186H171V185H170ZM183 186H184V184H183ZM192 186H194V185H192ZM200 186H201V185H200ZM228 186H229V185H228ZM228 186H226V187H228ZM236 186H237V185H236ZM5 187H6V186H5ZM14 187H15V186H14ZM33 187H35V186H33ZM38 187H39V186H38ZM50 187H52V186H50ZM56 187H57V186H56ZM64 187H65V186H64ZM71 187H72V186H71ZM82 187H83V186H82ZM85 187H86V185H85ZM92 187H94V186H92ZM98 187H99V185H98ZM98 187H97V188H98ZM103 187H104V186H103ZM109 187H110V186H109ZM109 187H108V188H109ZM123 187H124V186H123ZM138 187H139V186H138ZM140 187H141V186H140ZM153 187H152V188H153ZM156 187H157V185H156ZM204 187H205V186H204ZM229 187H230V186H229ZM17 188H18V187H17ZM26 188H27V187H26ZM30 188H31V185H30ZM39 188H40V187H39ZM41 188H42V187H41ZM68 188L71 190L70 187H68ZM73 188H74V187H73ZM83 188H84V187H83ZM86 188H88V187H86ZM90 188H91V187H90ZM104 188H105V187H104ZM108 188H106V189H108ZM110 188H111V187H110ZM112 188H113V187H112ZM130 188H131V187H130ZM144 188L146 189V187H144ZM147 188H148V185H147ZM160 188H161V187H160ZM174 188H175V187H174ZM178 188H179V187H178ZM187 188H188V186H187ZM193 188H194V187H193ZM198 188H199V187H198ZM198 188H197V189H198ZM223 188H225V187H223ZM223 188L220 187L221 190H222ZM233 188H234V187H233ZM255 188H256V187H255ZM11 189H12V188H11ZM20 189H22V187H21ZM60 189H61V188H60ZM78 189L80 190V189H82V188H78ZM78 189H76V190L78 191ZM88 189H89V188H88ZM95 189H96V188H95ZM95 189H94V190H95ZM99 189H100V188H98L97 190L99 191ZM137 189H138V188H137ZM137 189H135V190L137 191ZM140 189H141L140 192H141L142 190H144V189H142V188H140ZM153 189H155V188H153ZM156 189H157V188H156ZM167 189H169V185H168V188H167ZM167 189H165V190H167ZM170 189H171V188H170ZM191 189H192V188H191ZM195 189H196V188H195ZM195 189H194V190H195ZM199 189H200V188H199ZM205 189H206V187L204 188V190H205ZM207 189H208V186H207ZM207 189H206V190H207ZM215 189H216V188H215ZM228 189H229V188H228ZM243 189L245 190V188H243ZM248 189H249V188H248ZM248 189H247V190H248ZM5 190H6V189H4L3 191H1V193L4 194L3 192H4ZM24 190H26V189L24 188ZM32 190H33V189H32ZM47 190H49V188H48ZM53 190H54V189H53ZM65 190H67V189H65ZM76 190H75V191H76ZM82 190H83V189H82ZM104 190H105V189H103V191H102L103 193L105 192ZM112 190H114V188H113ZM116 190H117V188H116ZM119 190H120V188H119ZM123 190H124V188H123ZM138 190H139V189H138ZM172 190H173V188H172ZM172 190H171V191H172ZM185 190H186V188H185ZM187 190H189V189H187ZM202 190H203V189H202ZM209 190H210V189H209ZM217 190H218V189H217ZM230 190H232V189H230ZM235 190H236V188H235ZM238 190H239V189H238ZM244 190H243V191H244ZM252 190H253V189H252ZM259 190H260V189H259ZM259 190H257V191H259ZM261 190H262V189H261ZM9 191H10V190H9ZM19 191H20V190H19ZM21 191H22V190H21ZM26 191H27V190H26ZM30 191H31V190H30ZM37 191H38V190H37ZM51 191H52V188H51ZM54 191H55V190H54ZM59 191H60V190H59ZM68 191H69V190H68ZM98 191H97V192H98ZM107 191H109V190H107ZM110 191H111V190H110ZM110 191H109V193H110ZM129 191H130V190H129ZM133 191H134V190H133ZM154 191H156V190H154ZM159 191H162V189L159 190ZM174 191H175V190H174ZM178 191H179V190H178ZM200 191H201V190H200ZM210 191H211V190H210ZM222 191H224V190H222ZM249 191H250V189L248 190L247 193H250V192L252 193V192H253V191H250V192H249ZM263 191H264V190H262V192H263ZM12 192H13V190H12ZM15 192H17V190H16ZM39 192H40V191H39ZM78 192H79V191H78ZM86 192H87V191H86ZM88 192H89V191H88ZM93 192H94V191H93ZM111 192H112V191H111ZM113 192H114V194H115V191H113ZM113 192H112V193H113ZM117 192H118V191H117ZM121 192H122V190H121ZM121 192H120V193H121ZM142 192H145V191H142ZM146 192H149V191L146 190ZM150 192H152L151 188H150ZM163 192L166 193L165 191H163ZM179 192H181V191H179ZM191 192H192V191H191ZM193 192H194V191H193ZM198 192H199V191H198ZM211 192H212V191H211ZM220 192H221V191H220ZM228 192H229V191H228ZM239 192H240V191H239ZM255 192H256V191H255ZM7 193H8V192H7ZM7 193H5V196L3 197V198L5 199V203H4V206H5V207H3L2 204H1L2 206H0V207H3V209L11 208L12 205H15V206H16V204H14V203H16L17 200H18L17 197H16V202L12 203L13 201L10 200V198H9L10 196L8 195L9 193H8V194H7ZM10 193H11V192H10ZM24 193H25V192H24ZM24 193H23V194H24ZM26 193H28V192H26ZM29 193H30V192H29ZM29 193H28V194H29ZM33 193H34V192H33ZM33 193H32V194H33ZM41 193H43V192H41ZM49 193H50V192H49ZM61 193H62V192H61ZM69 193H70V192H69ZM89 193H90V192H89ZM91 193H92V192H91ZM91 193H90V194H91ZM95 193H96V192H95ZM98 193H99V192H98ZM123 193H124V192H123ZM128 193H129V192H128ZM130 193H131V192H130ZM170 193H171V192H170ZM172 193H173V192H172ZM172 193H171V194H172ZM176 193H177V192H176ZM187 193H188V192H187ZM207 193L209 194V192H207ZM217 193H219V192H217ZM223 193H224V192H223ZM223 193H222V194H223ZM225 193H226V192H225ZM243 193H244V192H243ZM256 193H257V192H256ZM258 193H260V191H259ZM13 194H15V193H13ZM23 194H21V195H23ZM45 194H46V193H45ZM50 194H51V193H50ZM63 194H64V192L62 193V195H63ZM75 194H76V193H75ZM78 194H79V193H78ZM80 194H81V193H80ZM96 194H97V193H96ZM116 194H119V192L116 193ZM124 194H126V193H124ZM124 194L121 195V197L124 196ZM147 194H149V193H147ZM153 194H154V193H153ZM153 194H152V195H153ZM166 194H168V192H167ZM178 194H179V193H178ZM190 194H191V193H190ZM226 194H228V193H226ZM252 194H253V193H252ZM260 194H261V193H260ZM260 194H259V195H260ZM7 195H8V196H7ZM21 195H20V196H21ZM40 195H41V194H40ZM43 195H44V194H43ZM52 195H53V193H52ZM62 195H61V196H62ZM66 195H67V194H65L64 196H66ZM88 195H89V194H88ZM98 195H99V194H98ZM103 195H106V194H103ZM119 195H120V194H119ZM141 195H142V194H141ZM169 195H170V194H169ZM169 195H168V196H169ZM173 195H176V194L174 193ZM179 195H180V194H179ZM191 195H192V194H191ZM191 195H190V196H191ZM209 195H210V194H209ZM212 195H213V194H212ZM215 195H216V194H215ZM215 195H214V196H215ZM232 195H234V194L232 193ZM235 195H236V194H235ZM238 195H239V194H238ZM249 195H250V194H249ZM259 195H257V196H259ZM11 196H12V195H11ZM26 196H27V194H26ZM37 196H38V195H37ZM53 196H54V195H53ZM58 196L60 197V195H58ZM64 196H63V197H64ZM71 196L73 197V194H72ZM76 196H77V195H76ZM78 196H80V195H78ZM109 196H110V195H109ZM109 196H108V199L110 198ZM128 196H129V195H128ZM128 196H126V197L129 198ZM157 196H158V195H157ZM171 196H172V195H171ZM176 196H177V195H176ZM176 196H175V198H178V197H176ZM186 196H187V195H186ZM186 196H185V198H186ZM195 196H196V195H195ZM197 196H198V194H197ZM197 196H196V197H197ZM199 196H200V195H199ZM222 196H224V195H222ZM222 196H221V197H222ZM227 196H228V195H227ZM229 196H231V195H229ZM254 196H255V194L253 195V197H254ZM14 197H15V196H14ZM14 197H12V198H14ZM21 197H22V196H21ZM21 197H20V200H19V201H21V199H23V198H21ZM24 197H25V196H24ZM29 197H30V196H29ZM38 197H40V196H38ZM47 197H48V195H47ZM56 197H57V196H56ZM69 197H70V196H69ZM83 197H85V196H83ZM86 197H87V196H86ZM88 197H89V196H88ZM94 197H95V196H94ZM116 197H117V196H116ZM119 197H120V196H119ZM126 197L124 196V198H126ZM144 197H145V196H144ZM169 197H170V196H169ZM183 197H184V194H183ZM191 197H192V196H191ZM196 197H195V198H196ZM210 197H211V196H210ZM224 197H225V196H224ZM231 197H232V196H231ZM236 197L239 198L238 196H236ZM263 197H264V196H263ZM40 198H41V197H40ZM43 198H45V197H43ZM60 198H61V197H60ZM78 198H79V197H78ZM78 198H77V199H78ZM113 198H114V197H113ZM113 198H112V199H113ZM127 198H126L125 200H127ZM161 198H162V197H160V199H161ZM165 198H166V197H165ZM180 198H181V195L179 196V199H180ZM188 198H189V197H188ZM193 198H194V197H193ZM217 198H218V197H217ZM217 198H215V199H217ZM222 198H223V197H222ZM222 198H221V199H222ZM255 198H256V197H255ZM14 199H15V198H14ZM14 199H13V200H14ZM36 199H37V198H36ZM50 199H51V198H50ZM57 199H58V197H57ZM84 199H85V198H84ZM86 199H87V198H86ZM106 199H107V198H106ZM106 199H104V197H103V199H102V198H101L100 200L98 199V201L95 200L96 202L94 203V205H95V204H98V203H100L101 201L106 200ZM110 199H111V198H110ZM122 199H123V198H122ZM133 199H134V198H133ZM137 199L139 200V198H137ZM167 199H168V198H167ZM169 199H170V198H169ZM169 199H168V200H169ZM171 199H173V198L171 197ZM198 199H199V197H198ZM211 199H212V198H211ZM235 199H236V198H235ZM240 199H244V198H240ZM240 199L238 200V202L240 201ZM2 200H3V199H2ZM26 200H27V199H26ZM26 200H24V202H25ZM38 200H40V199H38ZM46 200H47V198H46ZM52 200H53V199H52ZM63 200H64V199H63ZM63 200H62V201H63ZM92 200H94V199H92ZM114 200H115V198H114ZM119 200H120V199H119ZM129 200H130V199H129ZM131 200H132V199H131ZM138 200H137V201H138ZM141 200H142V199H141ZM143 200L145 201V199H143ZM152 200L154 201L155 199H152ZM152 200H151V201H152ZM156 200H158V197L156 198ZM156 200H155V201H156ZM180 200H181V199H180ZM182 200H183V199H182ZM184 200H185V199H184ZM187 200H188V199H187ZM187 200H186V201H187ZM206 200H207V199H206ZM222 200H223V199H222ZM232 200H233V199H232ZM232 200H231V201H232ZM261 200H264V199H261ZM33 201H34V200H33ZM55 201H56V200H55ZM55 201H53V202H55ZM73 201H75V200H73ZM76 201H77V200H76ZM79 201H80V199H79ZM108 201H109V200H108ZM112 201H113V200H112ZM122 201H123V202H121V204H122V203L125 204V201H124V200H122ZM133 201H134V200H133ZM133 201H132V202H133ZM139 201H140V200H139ZM155 201H154V202H155ZM162 201H163V200H162ZM162 201H160V203H161ZM170 201H171V200H170ZM186 201H185V202H186ZM199 201H200V200H199ZM217 201H218V200H217ZM219 201H220V200H219ZM225 201H226V200H225ZM251 201H253V200H251ZM258 201H259V203H261L259 199H258ZM1 202H2V201H1ZM3 202H4V200H3ZM26 202H27V201H26ZM26 202H25V203H26ZM29 202H30V201H29ZM36 202H37V201H36ZM48 202H49V201H48ZM50 202H51V201H50ZM50 202H49V203H50ZM56 202H57V201H56ZM58 202H59V201H58ZM58 202H57V203H58ZM64 202H65V201H64ZM66 202H68V200H67ZM66 202H65V203H66ZM86 202H87V201H86ZM92 202H93V201H92ZM166 202H168V201H166ZM173 202H174V200H173ZM176 202H177V201H176ZM187 202H188V201H187ZM187 202H186V203H187ZM220 202H221V201H220ZM220 202H217V203H220ZM228 202H229V200H228ZM240 202H242V201H240ZM262 202H263V201H262ZM17 203H18V202H17ZM39 203H40V202H39ZM42 203H43V202H42ZM45 203H46V204H45L43 207H47V206H46V205H48V204H47V201H46ZM61 203H63V202H61ZM88 203H89V202H88ZM138 203H140V202H138ZM144 203H145V202H144ZM144 203H143V204H144ZM148 203H150V202H148ZM151 203H152V202H151ZM189 203H190V200H189ZM213 203H214V202H213ZM221 203H222V204H224V203L226 204L227 202L222 201ZM243 203H244V201H243ZM243 203H242V204H243ZM249 203H251V202H249ZM249 203H247V204H249ZM22 204H23V203H22ZM22 204H21V202H20V206H21ZM26 204H27V203H26ZM28 204H29V203H28ZM28 204H27V205H28ZM79 204H80V203H79ZM79 204H78V205H79ZM82 204H83V203H82ZM85 204H86V203H85ZM90 204H93V203H90ZM90 204H89V205H90ZM100 204H101V203H100ZM118 204H119V202H118ZM121 204H120V205H121ZM126 204H127V203H126ZM126 204H125V205H126ZM129 204H130V202H129ZM129 204H127L128 207H130ZM132 204H133V203H132ZM135 204H137V203H135ZM156 204H157V203H156ZM168 204H169V202H168ZM168 204H167V205H168ZM182 204H183V203H182ZM182 204H181V205H182ZM191 204H193V201H192ZM191 204H190V205H191ZM196 204H197V203H196ZM247 204H246V206H247ZM255 204L257 205L256 202H255ZM49 205H50V204H49ZM58 205H59V204H58ZM71 205H72V204H71ZM89 205H88V206H89ZM94 205H93V206H94ZM98 205H99V204H98ZM98 205H97V206H98ZM110 205H111V204H110ZM113 205H114V204H113ZM125 205H123V207H125ZM138 205H139V204H137V207H138ZM147 205H148V204H147ZM151 205H152V204H151ZM163 205H164V204H163ZM170 205H172V204L170 203ZM174 205H175V204H174ZM174 205H172V206H170V207L172 208ZM184 205H187V204H184ZM188 205H189V204H188ZM194 205H195V204H194ZM198 205H199V204H198ZM249 205H250V204H249ZM251 205H252V204H251ZM258 205H259V204H258ZM258 205H257V206H258ZM17 206H18V205H17ZM20 206H18V207H20ZM22 206H24V205H22ZM30 206H31V205H30ZM56 206H57V205H56ZM72 206H73V205H72ZM115 206H117V205L115 204L114 207H115ZM133 206L135 207L134 204H133ZM143 206L146 207L145 204H144ZM143 206H142V207H143ZM158 206H159V205H158ZM178 206H179V203H178ZM191 206H192V205H191ZM214 206H215V205H214ZM230 206H231V205H230ZM12 207H13V206H12ZM43 207H42V208H43ZM58 207H61V205H59ZM58 207H57V208H58ZM63 207H64V206H63ZM68 207H70V205H69ZM75 207H76V206H75ZM108 207H110V206H108ZM108 207H106V208H108ZM118 207H119V206H118ZM121 207H122V206H121ZM128 207H127V208H128ZM131 207H132V206H131ZM140 207H141V206H140ZM189 207H190V206H189ZM201 207H202V206H201ZM231 207H232V206H231ZM258 207H259V206H258ZM261 207H262V205H261ZM14 208H15V207H14ZM14 208H13V209H14ZM77 208H78V207H76V209H77ZM79 208H81V206H80ZM79 208H78V209H79ZM90 208H91V206H90ZM96 208H97V207H96ZM96 208H95V210H96ZM111 208H112V206H111ZM116 208H117V207H116ZM154 208H155V207H154ZM165 208H169V207H165ZM175 208H176V207H175ZM193 208H194V207H193ZM195 208H196V207H195ZM214 208H215V207H214ZM259 208H260V207H259ZM263 208H264V207H263ZM16 209H17V208H16ZM31 209H32V208H31ZM40 209H41V208H40ZM47 209H48V207H47ZM47 209H44V210L46 211ZM55 209H56V208H55ZM61 209H62V208H61ZM81 209H82V208H81ZM87 209H88V208H87ZM98 209H99V208H98ZM109 209H110V208H109ZM131 209H132V208H130V210H131ZM133 209H134V208H133ZM149 209H150V208H149ZM149 209H146V210H149ZM156 209H157V208H156ZM173 209H174V207H173ZM178 209H179V208H178ZM190 209H191V208H190ZM196 209H197V211H199V212H200V210H201V209H199L198 207H197ZM198 209H199V210H198ZM202 209H203V208H202ZM226 209H227V208H226ZM228 209H229V208H228ZM230 209H231V208H230ZM232 209H233V207H232ZM236 209H237V208H236ZM256 209H257V208H256ZM256 209H255V210H256ZM9 210H10V209H9ZM19 210H20V209H19ZM28 210H29V209H28ZM42 210H43V209H42ZM58 210H59V209H58ZM62 210H63V209H62ZM66 210H68V209H66ZM69 210H70V209H69ZM69 210H68L67 212H69ZM79 210H80V209H79ZM84 210H85V209H84ZM91 210H92V209H91ZM103 210H104V209H103ZM110 210H111V209H110ZM127 210H128V209H127ZM130 210H129V211H130ZM136 210H137V209H136ZM143 210L145 211V209H142L141 212H143ZM150 210H151V209H150ZM154 210H155V209H154ZM157 210H158V209H157ZM157 210H156V211H157ZM160 210H161V209H159V211H160ZM163 210H165V209L163 208ZM168 210H169V209H168ZM170 210L172 211V209H170ZM170 210H169V212H171ZM180 210H181V209H180ZM192 210H193V209H192ZM220 210H222V209H220ZM224 210H225V209H223L222 211H224ZM0 211H1V210H0ZM4 211H5V210H4ZM37 211H38V209H37ZM73 211H74V210H73ZM112 211H114V210H112ZM178 211H179V210H178ZM202 211H203V210H202ZM209 211H210V210H209ZM225 211H226V210H225ZM227 211H228V210H227ZM231 211H232V210H230V212H231ZM6 212H7V211H6ZM11 212H12V211H11ZM17 212H18V211H17ZM24 212H25V211H24ZM38 212H39V211H38ZM61 212H62V211H61ZM64 212H65V210H64ZM80 212H81V211H80ZM84 212H85V214H86L87 211H84ZM98 212H99V211H98ZM104 212H106V211H104ZM107 212L109 213V210H108ZM114 212H115V211H114ZM121 212H122V211H121ZM124 212H125V211H123V213H124ZM148 212H150V211H148ZM148 212H147V213H148ZM182 212H183V211H182ZM187 212H188V211H187ZM189 212H190V211H189ZM204 212H205V211H204ZM210 212H211V211H210ZM212 212H213V211H212ZM219 212H220V211H219ZM254 212H255V211H254ZM263 212H264V211H263ZM2 213H3V211H2ZM25 213H26V212H25ZM27 213H28V212H27ZM48 213H49V212H48ZM53 213H54V212L52 211V215H53ZM58 213H60V212H58ZM70 213H71V212H70ZM78 213H79V212H78ZM115 213H116V212H115ZM119 213H120V212H119ZM132 213H134V212H132ZM143 213H144V212H143ZM143 213H141V214H143ZM147 213H145V214L147 215ZM157 213H158V212H157ZM175 213H176V212H175ZM175 213H173V214H175ZM194 213H195V212H194ZM201 213H203V212H200V214H201ZM223 213H224V212H223ZM228 213H229V212H228ZM23 214H24V213H23ZM28 214H29V213H28ZM28 214H27V215H28ZM42 214H43V215H42V217H43L44 214H45V212L42 213ZM56 214H57V213H55L54 215H56ZM67 214H68V213H67ZM75 214H76V213H75ZM82 214H83V213H82ZM87 214H88V213H87ZM91 214H92V213H91ZM121 214H122V213H121ZM128 214H129V213H128ZM135 214H136V213H134V215H135ZM138 214H139V212H138ZM148 214H149V213H148ZM150 214H151V213H150ZM150 214H149V215H150ZM158 214H159V213H158ZM167 214H168V213L166 212V215H167ZM169 214H170V213H169ZM171 214H172V212H171ZM181 214L184 215L183 213H181ZM195 214L197 215V213H195ZM203 214H204V213H203ZM206 214H207V213H206ZM211 214H212V213H211ZM214 214H215V213H214ZM247 214H248V213H247ZM247 214H246V215H247ZM253 214H254V213H253ZM16 215H17V213H16ZM27 215H26V216H27ZM30 215H32V214H30ZM50 215H51V214H50ZM58 215H59V214H58ZM60 215H62V213H61ZM73 215H74V214H73ZM126 215H127V214H126ZM126 215H125V216H126ZM161 215H162V214H161ZM179 215H180V214H179ZM185 215H186V214H185ZM185 215H184V216H185ZM209 215H210V214H209ZM224 215H225V213H224ZM244 215H245V214H244ZM249 215H250V214H249ZM251 215H252V214H251ZM251 215L249 216V218L251 217ZM255 215H256V213H255ZM255 215H254V216H255ZM11 216H12V215H11ZM22 216H23V215H22ZM40 216H41V214H40ZM46 216H47V215H46ZM63 216H64V213H63ZM70 216H72V215H70ZM70 216H67V218L70 217ZM75 216H76V215H75ZM75 216H74V217H75ZM81 216H82V215H81ZM86 216H87V215H86ZM86 216H85V217H86ZM89 216H91V215H89ZM96 216H97V215H96ZM98 216H100V215L98 214ZM98 216H97V217H98ZM121 216H123V214H122ZM121 216H120V217H121ZM150 216H151V215H150ZM150 216H148V217L151 219L152 217H150ZM155 216H156V213H155ZM162 216H163V215H162ZM168 216H169V215H168ZM171 216H172V215H170L169 218H170ZM211 216H212V215H211ZM254 216H253V217H254ZM1 217H3V216H1ZM24 217H25V216H24ZM36 217H37V219H38V215H37ZM56 217H57V220H58V216H56ZM56 217L54 216V218H56ZM65 217H66V216H65ZM76 217H77V216H76ZM93 217H94V220H95V216H93ZM93 217H92V218H93ZM128 217H129V215H128ZM128 217H127V218H128ZM131 217H132V216H131ZM131 217H130V218H131ZM145 217H146V216H145ZM153 217H154V215H153ZM186 217H187V216H186ZM186 217H185V218H186ZM190 217H191V215H190ZM190 217H189V219H190ZM194 217H195V216H194ZM194 217H193V218H194ZM197 217H198V216H197ZM206 217H207V216H206ZM223 217H224V216H223ZM246 217H248V216H245V218H246ZM13 218H14V217H13ZM29 218H30V217L28 216V219H29ZM31 218H32V216H31ZM43 218H44V217H43ZM47 218H48V216H47ZM51 218H52V216L50 217V219H51ZM60 218H61V220H62V217H60ZM67 218H66V219H67ZM72 218H73V217H72ZM72 218H71V221H72ZM78 218H80V216H79ZM87 218H88V217H87ZM89 218H90V217H89ZM100 218H101V217H100ZM106 218H107V216H106ZM115 218H116V217H115ZM118 218H119V217H118ZM121 218H122V217H121ZM127 218H125V219H127ZM134 218H135V217H134ZM134 218H133V219H134ZM169 218H168V219H169ZM178 218H180L179 220H182L181 217L178 216ZM187 218H188V217H187ZM191 218H192V217H191ZM204 218H205V217H204ZM204 218H203V219H204ZM216 218H217V217H216ZM216 218H215V219H216ZM229 218H230V217H229ZM245 218H244V221H245ZM249 218H247V219H249ZM6 219H7V218H6ZM37 219H36V221H37ZM45 219H46V218H45ZM52 219H53V218H52ZM97 219H98V218H97ZM138 219H139V218H138ZM176 219H177V218H176ZM189 219H188V221H189ZM195 219H196V218H195ZM198 219H199V218H198ZM230 219H231V218H230ZM247 219H246V220H247ZM8 220H9V219H8ZM12 220H14V219H12ZM23 220H25V219H23ZM34 220H35V219H34ZM47 220H48V219H47ZM47 220H46V222H47ZM59 220H60V219H59ZM98 220H99V219H98ZM105 220H107V219H105ZM105 220H104V221H105ZM122 220H123V219H122ZM140 220H141V218H140ZM142 220H143V219H142ZM145 220H146V219H145ZM145 220H144V223H146L148 219L146 220V222H145ZM152 220H153V219H152ZM166 220H167V218H166ZM170 220L172 221V219H169V221H167V222L170 223V222H171ZM177 220H178V219H177ZM177 220H176V221H177ZM204 220H205V219H204ZM206 220H207V219H206ZM241 220H242V219H241ZM250 220L252 221V225H251V226H253V225H255V224L257 223V221H256V223H255L254 219H250ZM255 220H256V219H255ZM2 221H3V220H2ZM31 221H32V220H31ZM36 221H35V222H36ZM38 221H39V220H38ZM43 221H44V220H43ZM43 221H41V222L39 221V222H40V223H43ZM49 221H50V220H49ZM67 221H68V220H67ZM67 221H66V223H68ZM87 221L90 222V221H92V220H90V221L87 220ZM87 221H86V222H87ZM134 221H135V220H134ZM136 221H137V220H136ZM160 221H162V220H160ZM182 221H183V220H182ZM195 221H196V220H195ZM201 221H202V220H201ZM207 221H208V220H207ZM215 221H216V220H215ZM223 221H224V220H223ZM6 222H7V221H6ZM9 222H11V221H9ZM19 222H20V221H18V223H19ZM33 222H34V221H33ZM35 222H34V223H35ZM46 222H45V223H46ZM53 222H55V224L59 223L58 221L56 222L55 219H54V221L51 220V223H52V224H53ZM63 222H64V220L61 222V224H62ZM69 222H70V221H69ZM74 222H75V221H74ZM80 222H81V221H80ZM95 222H96V221H94V223H95ZM117 222H118V221H117ZM117 222H116V223H117ZM148 222H149V221H148ZM151 222H152V221H151ZM153 222H154V221H153ZM156 222H157V219H156ZM156 222H155V223H156ZM158 222H159V221H158ZM164 222H166V221L159 222L158 224H160V223H164ZM193 222H194V221H193ZM198 222H199V220H198ZM202 222H204V221H202ZM211 222H212V221H211ZM219 222H220V221H219ZM228 222H229V221H228ZM232 222H233V221H232ZM239 222H241V221H239ZM242 222H243V221H242ZM249 222H250V221H249ZM263 222H264V221H263ZM20 223H21V222H20ZM22 223H23V222H22ZM30 223H31V222H30ZM34 223H32V224H34ZM47 223H48V222H47ZM84 223H85V222H84ZM130 223H131V221H130ZM130 223H129V224H130ZM137 223H140V222L137 221ZM141 223H143V222L141 221ZM168 223H167V224H168ZM178 223H180V222H178ZM183 223H184V222H183ZM187 223H189V222H187ZM199 223H200V222H199ZM209 223H210V222H209ZM243 223H244V222H243ZM243 223H241V224H243ZM1 224H3V223H1ZM77 224H80V223L77 221ZM81 224H82V223H81ZM85 224H86V223H85ZM87 224H88V223H87ZM100 224H101V223H100ZM124 224H125V223H124ZM129 224H128V225H129ZM132 224H133V223H132ZM165 224H166V223H165ZM174 224H175V227H177L175 222L173 223V225H174ZM195 224H196V223H195ZM197 224H198V223H197ZM246 224H247V223H246ZM6 225H7V224H6ZM9 225H10V224H9ZM9 225H7V226H9ZM14 225H15V224H14ZM19 225H20V224H19ZM41 225H42V224H41ZM43 225H47V224H43ZM63 225H64V224H63ZM65 225H66V224H65ZM82 225H83V224H82ZM96 225H97V224H96ZM118 225H119V224H118ZM130 225H131V224H130ZM141 225H142V224H140V226H141ZM151 225L153 226V224H151ZM155 225H156V224H155ZM173 225H171V227H172ZM179 225H180V224H179ZM182 225H183V224H182ZM189 225H190V224H189ZM193 225H194V224H192V227H193ZM200 225H201V224H200ZM203 225H204V224H203ZM29 226H30V225H29ZM37 226H38V225H37ZM49 226H51V225L49 224ZM61 226H62V225H61ZM66 226H67V225H66ZM66 226H65V227H66ZM83 226H84V225H83ZM85 226H86V225H85ZM87 226H89V225H87ZM93 226H95V225H93ZM103 226H104V224H103ZM108 226H109V225H108ZM122 226H123V225H122ZM148 226H149V224H148ZM187 226H188V225H186V227H187ZM197 226H198V225H197ZM201 226H202V225H201ZM201 226H200V227H201ZM206 226H207V225H206ZM215 226H217V225H215ZM223 226H224V225H222V228H223ZM226 226L228 227V225H225V227H226ZM229 226H230V224H229ZM3 227H4V226H3ZM19 227H20V226H19ZM22 227H23V226H22ZM26 227H28V226H26ZM45 227H46V226H45ZM45 227H43V228H45ZM52 227H53V225H52ZM54 227H55V226H54ZM90 227L93 228L92 226H90ZM111 227L113 228L112 225L110 226V228H111ZM120 227H121V223H120ZM153 227H154V226H153ZM153 227H152V228H153ZM155 227H156V226H155ZM158 227H159V225H158ZM160 227H161V226H160ZM173 227H174V226H173ZM175 227H174V228H175ZM186 227H185V228H186ZM202 227H203V226H202ZM210 227H211V226H210ZM220 227H221V225H220ZM220 227H218V230H219V229H222V228H220ZM232 227H233V226H232ZM248 227H249V225H248ZM255 227H256V226H255ZM255 227H253V229H254ZM257 227H258V226H257ZM263 227H264V226H263ZM24 228H25V227H24ZM86 228H87V227H86ZM106 228H108V227H106ZM127 228H128V227H127ZM131 228H132V227H131ZM131 228H129V229H131ZM140 228H141V227H140ZM162 228H163V226H162ZM164 228H165V227H164ZM178 228H179V227H178ZM197 228H198V227H197ZM204 228L206 229V227H204ZM215 228H216V227H215ZM238 228H239V227H238ZM2 229H3V228H2ZM6 229H7V228H6ZM17 229H18V227H17ZM41 229H42V228H41ZM56 229H58V228H56ZM63 229H65V228H63ZM87 229H88V228H87ZM101 229H102V228H101ZM103 229H104V228H103ZM158 229H159V228H158ZM200 229H201V228H200ZM205 229H204V230H205ZM223 229L225 230V228H223ZM228 229H230V228L228 227ZM232 229H233V228H232ZM236 229H237V228H236ZM236 229H235L234 231H237ZM248 229H249V228H248ZM251 229H252V228H251ZM251 229H250V230H251ZM253 229H252V230H253ZM255 229H256V228H255ZM25 230H26V229H25ZM37 230L39 231L40 229H37ZM43 230H44V229H43ZM58 230L62 231L61 229H58ZM82 230H85V229H82ZM88 230H90V229H88ZM98 230H99V227H98ZM108 230H109V229H108ZM108 230H107V231H108ZM111 230H112V229H111ZM151 230H152V229H151ZM161 230H162V229H161ZM171 230H174V229H171ZM176 230H178V229H176ZM176 230H174V231H176ZM186 230H187V229H186ZM189 230H190V228L188 227V233H187V231H186L187 234H189V232H190ZM201 230H202V229H201ZM218 230H217V231H218ZM240 230H241V229H240ZM240 230H238V231H240ZM244 230H245V229H244ZM244 230H243V231H244ZM257 230H258V229H257ZM257 230H256V231H257ZM259 230H260V229H259ZM12 231H13V230H12ZM28 231H29V230H28ZM35 231H36V229H35ZM45 231H46V230H45ZM45 231H44V232H45ZM49 231H50V230H49ZM52 231H53V230H52ZM52 231H51V232H52ZM93 231H94V230H93ZM103 231H104V230H103ZM133 231H134V230H133ZM141 231H142V230H141ZM152 231H154V229H153ZM174 231H172L171 233H173ZM178 231H179V230H178ZM181 231H182V230H181ZM192 231H195V230H192ZM196 231H198V229H197ZM217 231H216V232H217ZM225 231H226V230H225ZM229 231H230V230H229ZM246 231H247V229H246ZM248 231H249V230H248ZM256 231H255V232H256ZM263 231H264V230H263ZM9 232H10V231H9ZM15 232H16V231H15ZM24 232H25V231H24ZM46 232H47V231H46ZM56 232H57V231H56ZM56 232H55V233H56ZM77 232H79V231H77ZM85 232H87V231H85ZM104 232H105V231H104ZM116 232H117V231H116ZM116 232H114V233H116ZM118 232H119V231H118ZM124 232H125V231H124ZM128 232H129V231H128ZM137 232H138V231H137ZM157 232H158V231H157ZM162 232H163V231H162ZM165 232H166V231H165ZM165 232H163V233H165ZM168 232L170 233V231L167 230V233H165V234H168ZM183 232H185L184 229H183ZM207 232H208V231H206V233H207ZM209 232H211V234H213L212 231L209 230ZM209 232H208V233H209ZM214 232H215V230H214ZM220 232H221V231H220ZM227 232H228V230H227ZM249 232H250V231H249ZM249 232H248V234H247V232H246V234L243 233L244 236L249 235ZM253 232H254V230H253ZM255 232L253 233V235H254V234L256 235ZM261 232H262V231H261ZM18 233H19V232H18ZM25 233H26V232H25ZM41 233H42V232H41ZM61 233H62V232H61ZM87 233H88V232H87ZM95 233H96V228H95ZM97 233L99 234V232H97ZM105 233L107 234V232H105ZM119 233H120V232H119ZM130 233H131V232H130ZM163 233H161V234L163 235ZM178 233H179V232H178ZM196 233H197V232H196ZM206 233H205V234H206ZM217 233H218V232H217ZM222 233H223V232H222ZM222 233H221V234H222ZM234 233H238V232H234ZM234 233H233V234H234ZM239 233H241V231H240ZM251 233H252V232H251ZM16 234H17V233H16ZM48 234H49V233H48ZM62 234H63V233H62ZM65 234H66V232H65ZM65 234H64V235H65ZM88 234H90V233H88ZM106 234L104 235L103 238H105V236H107ZM116 234H117V233H116ZM116 234H114V235H116ZM121 234H122V233H121ZM152 234H153V233H152ZM161 234H160V235H161ZM193 234H194V233H193ZM199 234H201V233H199ZM233 234H231V235H233ZM243 234L241 233V235H243ZM32 235H34V233H33ZM35 235H36V234H35ZM43 235H44V234H43ZM70 235H71V234H70ZM80 235H81V234H80ZM96 235H97V234H96ZM99 235H100V234H99ZM133 235H134V234H131V236H133ZM207 235H208V234H207ZM224 235H225V234H224ZM224 235H223V236H224ZM235 235H236V234H234L233 236H235ZM239 235H240V234H239ZM4 236H5V235H4ZM28 236H29V235H28ZM28 236H27V237H28ZM52 236H53V235H52ZM67 236L69 237V235H66V237H67ZM91 236H92V235H91ZM102 236H103V235H102ZM116 236H117V235H116ZM116 236H115V237H116ZM123 236H124V235H123ZM139 236H140V235H139ZM144 236H146V235H144ZM147 236H149V235H147ZM147 236H146V238H147ZM165 236H166V235H165ZM171 236H172V235H171ZM174 236H175V234H174ZM180 236H181V233H180ZM229 236H230V235H229ZM229 236H228V237H229ZM250 236H251V234H250ZM256 236H257V235H256ZM18 237H19V236H18ZM23 237H25V235H24ZM27 237H25V238H27ZM30 237H32V236H30ZM36 237H37V236H36ZM42 237H43V236H42ZM47 237H48V236H47ZM49 237H50V236H49ZM96 237H97V236H96ZM112 237H113V235H112ZM128 237H129V235H128ZM128 237H124V238H128ZM134 237H136V235H134ZM157 237H158V236H157ZM157 237H156V238H157ZM162 237H164V236H162ZM166 237H168V236H166ZM169 237H170V236H169ZM183 237H184V236H183ZM187 237H188V236H187ZM197 237H199V236H197ZM236 237H237V236H236ZM3 238L5 239V237H3ZM12 238H13V237H12ZM12 238H11V240H12ZM16 238H17V237H16ZM20 238H21V237H20ZM44 238H45V237H44ZM50 238H51V237H50ZM60 238H61V237H60ZM72 238L74 239V238H76V236H75V237L73 236ZM91 238H92V237H91ZM93 238H94V236H93ZM113 238H114V237H113ZM116 238H117V237H116ZM116 238H115V239H116ZM131 238H132V237H131ZM131 238H130L129 240H131ZM137 238H138V237H137ZM137 238H136V239H137ZM139 238L141 239V237H139ZM139 238H138V239H139ZM178 238H179V237H178ZM191 238H192V236H191ZM207 238H208V237H207ZM218 238H219V237H218ZM224 238H225V237H224ZM226 238H227V236H226ZM232 238H233V237H232ZM250 238H251V237H250ZM0 239H2V238L0 237ZM6 239H7V238H6ZM47 239H48V238H47ZM54 239H55V238H54ZM58 239H59V238H58ZM76 239H77V238H76ZM78 239H82V238H78ZM88 239H89V238H88ZM94 239H95V238H94ZM96 239H97V238H96ZM98 239H99V238H98ZM117 239H118V238H117ZM117 239H116V240H117ZM133 239H134V238H133ZM144 239H145V237H144ZM168 239H169V238H168ZM176 239H177V238H176ZM176 239H175V240H176ZM182 239H183V238H182ZM193 239H194V238H193ZM205 239H206V238H205ZM238 239H239V238H238ZM238 239H237V240H238ZM9 240H10V239H9ZM56 240H57V239H56ZM56 240H55V241H56ZM62 240H63V239H62ZM83 240H84V239H83ZM89 240H91V239H89ZM89 240H87V241H89ZM92 240H93V239H92ZM92 240H91V241H92ZM110 240H111L110 242H112V239H110ZM113 240H114V239H113ZM120 240H122V239H120ZM154 240H155V239H154ZM156 240H159V239H156ZM166 240H167V239H166ZM171 240H172V239H171ZM190 240H191V239H190ZM225 240H226V239H225ZM225 240H224V241H225ZM228 240H229V239H228ZM240 240H241V238H240ZM1 241H2V240H1ZM18 241H19V240H18ZM24 241H25V240H24ZM44 241H45V240H44ZM55 241H53V242L51 241V244H52V243H55ZM63 241H64V240H63ZM63 241H62V242H63ZM76 241H77V240H76ZM93 241H94V240H93ZM93 241H92V242H93ZM99 241H100V240H99ZM103 241H106V240L104 239ZM118 241H119V240H118ZM147 241H148V239H147ZM161 241H162V240H161ZM161 241H160V242H161ZM219 241H221V240H219ZM219 241H218V243H220ZM222 241H223V240H222ZM232 241H234V240H232ZM232 241H231L230 243H233ZM235 241H236V240H235ZM255 241H256V240H255ZM257 241H258V239H257ZM257 241H256V242H257ZM25 242H26V241H25ZM60 242H61V240H60ZM95 242H96V241H95ZM101 242H102V241H101ZM101 242H100V244L97 242V243H98V246L100 245L99 247H101V245H102ZM120 242L123 243L122 241H120ZM120 242H119V243H120ZM135 242H137V241L135 240ZM141 242L143 243V240H142ZM157 242H159V241H157ZM160 242H159V243H160ZM174 242H175V241H174ZM187 242H188V241H187ZM194 242H195V241H194ZM198 242H199V241H198ZM252 242L255 243L253 240H252ZM252 242H250L251 245H253ZM0 243H1V242H0ZM9 243H10V242H9ZM39 243H40V242H39ZM58 243H59V242H58ZM78 243H80V242H78ZM82 243H83V242H82ZM104 243H105V242H103V244H104ZM114 243H115V242H114ZM131 243H132V241H131ZM149 243H150V242H149ZM152 243H155V241L152 242ZM170 243H172V242L170 241ZM170 243H168V244H170ZM185 243H186V242H185ZM196 243H197V242H196ZM208 243H209V242H208ZM213 243H214V242H213ZM237 243H238V242H237ZM246 243H247V242H246ZM7 244H8V243H7ZM44 244H45V243H44ZM46 244H47V243H46ZM46 244H45V245H46ZM56 244H57V241H56ZM70 244H71V243H70ZM93 244H94V242H93ZM110 244H111V243H110ZM112 244H113V242H112ZM136 244H137V243H136ZM136 244H135V245H136ZM138 244H139V243H138ZM144 244H145V242H144ZM162 244H163V243H162ZM168 244H166V245H167V247L170 248V246H168ZM172 244H173V243H172ZM174 244H175V243H174ZM211 244H212V243H211ZM215 244H216V243H215ZM215 244H214V245H215ZM235 244H236V243H235ZM247 244H248V243H247ZM256 244H257V243H256ZM259 244H260V243H259ZM10 245H11V244H10ZM13 245H14V244H13ZM21 245H22V244H21ZM24 245H25V244H24ZM54 245H55V244H54ZM79 245H80V244H79ZM89 245H90V244H89ZM105 245H106V243H105ZM119 245H120V244H119ZM119 245H118V247H119ZM123 245H124V244H123ZM130 245H131V244H130ZM158 245H159V244H158ZM166 245H165V246H166ZM192 245H193V244H192ZM195 245H196V244H195ZM195 245H194V246H195ZM219 245H220V244H219ZM219 245H217V246H219ZM236 245H237V244H236ZM5 246H6V245H5ZM8 246H9V245H8ZM11 246H12V245H11ZM14 246H15V245H14ZM14 246H13V247H14ZM31 246H32V245H31ZM34 246H35V245H34ZM49 246H50V248H51V245H49ZM52 246H53V245H52ZM61 246H62V245H61ZM81 246H82V245H81ZM90 246H92V245H90ZM98 246H97V248H98ZM103 246H104V245H102V248H106V249H108V247H106V246L103 247ZM107 246H110V245H107ZM127 246H128V245H127ZM140 246H141V245H140ZM151 246H152V245H151ZM171 246H172V245H171ZM173 246H175V245H173ZM177 246H178V243H177ZM185 246H186V245H185ZM209 246H210V245H209ZM234 246H235V245H233V247H234ZM243 246H244V245H243ZM248 246H250V245L248 244ZM248 246H247V247H248ZM15 247H16V246H15ZM36 247H37V246H36ZM47 247H48V246H47ZM74 247H75V246H74ZM94 247H95V246H94ZM94 247H93V248H94ZM111 247H112V246H111ZM135 247H136V246H135ZM142 247H143V246H142ZM147 247H148V246H147ZM186 247H187V246H186ZM201 247H202V245H201ZM207 247H208V246H207ZM210 247H211V246H210ZM210 247H209V248H210ZM231 247H232V246H230V248H231ZM244 247L246 248V246H244ZM244 247H242V249H243ZM1 248H2V247H1ZM20 248H21V247H20ZM50 248H49V249H50ZM52 248H53V247H52ZM55 248H56V247H55ZM62 248H63V247H62ZM78 248H79V247H78ZM81 248H82V247H81ZM83 248H84V247H83ZM85 248H86V246H85ZM114 248H115V245H114ZM120 248H121V247H120ZM129 248H130V247H129ZM149 248H150V249H153V248H151V247H149ZM156 248H157V247H156ZM175 248H176V247H175ZM182 248H183V247H182ZM199 248H200V247H199ZM199 248H197L196 250H198ZM203 248H204V247H203ZM205 248H206V247H205ZM209 248H208V249H209ZM212 248H213V246H212ZM222 248H223V247H222ZM222 248H221V249H222ZM226 248H228V247H225V246H224L223 249H226ZM235 248H236V247H235ZM238 248H239V247H238ZM34 249L36 250L37 248L34 247L33 250H34ZM38 249H40V248H38ZM38 249H37V250H38ZM46 249H48V248H46ZM56 249H57V248H56ZM68 249H69V247H68ZM79 249H80V248H79ZM87 249H89V247H88ZM121 249H122V248H121ZM142 249H143V248H142ZM159 249H162V250H163V249H164V246L161 247V248L159 247ZM159 249H158V250H159ZM206 249H207V248H206ZM206 249H205V250H206ZM215 249H216V246H215ZM218 249H219V248H218ZM218 249H217V250H218ZM232 249H233V248H232ZM232 249H230V250H232ZM246 249H249V248H246ZM1 250H2V249H1ZM11 250H12V248H11ZM26 250H27V249H26ZM42 250H43V249H42ZM44 250H45V249H44ZM54 250H55V249H54ZM91 250H92V249H91ZM110 250H111V249H110ZM131 250H132V249H131ZM131 250L129 249V252H130ZM137 250H138V249H137ZM139 250H140V249H139ZM147 250H148V249H147ZM147 250H146V251H147ZM158 250H157V252L159 253L160 250H159V251H158ZM181 250H183V249H181ZM186 250H188V249H186ZM191 250H192V248H191ZM201 250H202V249H201ZM228 250H229V249H228ZM230 250H229V251H230ZM235 250H236V249H235ZM251 250H252V249H251ZM251 250H250V251H251ZM253 250H254V249H253ZM256 250H258V249H256ZM4 251H5V250H4ZM21 251H23V250H21ZM21 251H20V252H21ZM27 251H28V250H27ZM55 251H56V250H55ZM60 251H61V250H60ZM63 251H64V250H63ZM68 251H69V250H68ZM85 251H86V250H85ZM85 251H84V252H85ZM87 251H88V250H87ZM116 251H118V249H117ZM119 251H120V250H119ZM122 251H123V249H122ZM122 251H120V252H122ZM125 251H126V250H125ZM141 251H142V250H141ZM141 251H138V252L142 253ZM152 251H153V253H154V249L151 250V252H152ZM206 251H207V250H206ZM208 251L210 252V250H208ZM212 251H213V249H212ZM220 251H221V250H220ZM226 251H227V249H226ZM237 251H238V250H237ZM2 252H3V251H2ZM5 252H6V251H5ZM31 252H32V251H31ZM39 252H40V250H39ZM42 252H43V251H42ZM57 252H59V251H57ZM65 252H66V251H65ZM71 252H73V251H71ZM76 252H77V251H76ZM80 252H81V251H80ZM80 252H79V254H80ZM127 252H128V251H127ZM136 252H137V251H136ZM136 252H135V253H136ZM138 252H137V253H138ZM144 252H145V250H144ZM149 252H150V251H149ZM155 252H156V250H155ZM157 252H156V253H157ZM175 252H176V251H175ZM177 252H178V251H177ZM177 252H176V253H177ZM222 252H223V251H222ZM246 252H247V250H246ZM255 252H256V251H255ZM9 253H10V251H9ZM18 253H19V252H18ZM24 253L26 254L25 251H24ZM40 253H41V252H40ZM63 253H64V252H63ZM63 253H61V254H63ZM88 253H89V252H88ZM90 253H93V252H90ZM100 253H101V252H100ZM131 253H132V252H131ZM135 253H134V254H135ZM147 253H148V252H147ZM147 253H146V254H147ZM168 253H169V252H168ZM168 253H167V254H168ZM176 253H175V254H176ZM188 253H189V252H188ZM193 253H194V252H193ZM224 253H225V252H224ZM224 253H223V254H224ZM227 253H228V252H227ZM249 253H250V252H249ZM35 254H37V253H35ZM35 254H34V253L31 254V255H32V259H34V258H33V255H35ZM44 254H45V255H44ZM44 254H43V255L46 256V253H44ZM48 254H49V253H48ZM68 254H69V253H68ZM73 254H74V253H73ZM97 254H98V253H97ZM117 254H118V253H117ZM126 254H128V253H126ZM126 254H125V255H126ZM150 254H152V253H150ZM177 254H178V253H177ZM190 254H191V253H190ZM197 254H198V253H197ZM245 254H246V253H245ZM2 255H3V254H2ZM2 255H1V256H2ZM5 255H6V254H5ZM7 255H8V254H7ZM16 255H17V254H16ZM28 255H30V254H28ZM59 255H60V254H59ZM65 255H66V254H65ZM80 255H81V254H80ZM80 255H79V256H80ZM84 255H88V254H85V253H84ZM104 255H105V254H104ZM112 255H113V254H112ZM115 255H116V254H115ZM118 255H119V254H118ZM118 255H117V256H118ZM128 255H130V254H128ZM132 255H133V254H132ZM132 255H131V256H132ZM154 255H155V254H154ZM181 255H182V254H181ZM185 255H186V254H185ZM213 255H214V254H213ZM219 255H220V254H219ZM1 256H0V257H1ZM3 256H4V255H3ZM8 256H9V255H8ZM12 256H13V255H12ZM47 256H48V255H47ZM47 256H46V257H47ZM69 256H71V255H69ZM93 256H94V255H93ZM96 256H98V255H96ZM120 256H121V255H120ZM126 256H127V255H126ZM134 256H135V255H134ZM138 256H139V258H135V260H136L139 264H145V260H144L145 258L143 259L142 256L140 257V254H139ZM152 256H153V255H152ZM152 256H151V257H152ZM155 256H156V255H155ZM174 256H175V255H174ZM204 256H206V255H204ZM215 256H216V255H215ZM220 256H221V255H220ZM247 256H248V255H247ZM249 256H250V255H249ZM42 257H43V256H42ZM49 257H51V256H48V259H50ZM58 257H59V256H58ZM58 257H57V258H58ZM76 257H78V256H76ZM76 257L74 256V258H76ZM80 257H81V256H80ZM84 257H85V256H84ZM86 257H87V256H86ZM100 257H101V256H100ZM100 257H99V258H100ZM129 257H130V256H129ZM135 257H137V256H135ZM145 257H147V256H145ZM156 257H157V256H156ZM172 257H173V256H172ZM180 257H181V256H180ZM180 257H179V258H180ZM185 257H186V256H185ZM187 257H188V256H187ZM193 257H194V256H193ZM208 257H209V256H208ZM242 257H244V256H242ZM253 257H254V256H253ZM255 257H256V256H255ZM258 257H260V259H261V256H258ZM8 258H9V257H8ZM14 258H15V257H14ZM17 258H18V256H17ZM17 258H16V260H17ZM25 258H26V257H25ZM27 258H28V257H27ZM71 258H72V257H71ZM95 258H96V260H97V259L99 260V258H97V257H95ZM109 258H110V257H109ZM121 258H122V257H121ZM125 258H126V257H125ZM148 258H150V257H148ZM158 258H159V257H158ZM161 258H162V257L160 256V259H161ZM174 258H176V256H175ZM174 258H172V261H173ZM179 258H178V259H179ZM181 258H182V257H181ZM183 258H184V257H183ZM194 258H195V257H194ZM199 258H200V257H199ZM201 258H203V257H201ZM206 258H207V257H206ZM217 258H218V257H217ZM248 258H249V257H248ZM5 259H6V256H5ZM51 259L53 260L54 258L52 257ZM60 259H61V258H60ZM60 259L58 258L57 260H60ZM79 259H80V258H79ZM81 259H82V258H81ZM90 259H91V258H90ZM92 259H93V258H92ZM101 259H103V257H102ZM127 259H130V258H127ZM127 259H126V261H124V260H121V261H120V260H118V261H114L112 264H132V263H131L132 261L129 262V261H127ZM131 259H134V258H131ZM152 259H153V258H152ZM154 259H155V258H154ZM188 259H189V258H188ZM192 259H193V258H192ZM253 259H254V258H253ZM253 259H252V260H253ZM258 259H259V258H258ZM258 259H257V260H258ZM263 259H264V258H263ZM11 260H12V259H11ZM14 260H15V259H14ZM44 260H45V259H44ZM64 260H65V259H64ZM77 260H78V259H77ZM77 260H76V261H77ZM87 260H88V259H87ZM93 260H94V259H93ZM98 260H97V261H98ZM150 260H151V259H150ZM158 260H159V259H158ZM184 260H185V258H184ZM186 260H187V259H186ZM195 260H196V259H195ZM195 260H194V261H195ZM202 260H203V259H202ZM213 260H215V259H213ZM255 260H256V259H255ZM1 261H2V260H1ZM23 261H24V260H23ZM61 261H62V260H60V261H56V262H58V263H62ZM69 261H70V260H69ZM71 261H72V260H71ZM94 261H95V260H94ZM110 261H111V260H110ZM151 261H152V260H151ZM156 261H157V260H156ZM165 261L168 262V258H167V260H165ZM165 261H164V264H166ZM217 261H218V260H217ZM217 261H216V262H217ZM219 261H220V260H219ZM253 261H254V260H253ZM85 262H86V261H85ZM90 262H92V261H90ZM95 262H96V261H95ZM111 262H112V261H111ZM147 262H148V261H147ZM161 262H162V261H161ZM177 262H178V261H177ZM186 262H187V261H186ZM186 262H185V263H186ZM190 262H191V261H190ZM190 262H189V263H190ZM198 262H199V261H198ZM211 262H212V261H211ZM216 262L213 263V264H217ZM257 262H259V261H257ZM261 262H262V261H261ZM36 263H37V262H36ZM38 263H39V262H38ZM68 263H70V262H68ZM81 263H82V262H81ZM87 263H89V262H87ZM92 263H93V262H92ZM92 263H91V264H92ZM151 263H152V262H151ZM151 263H150V264H151ZM155 263H156V262H155ZM170 263H171V262H170ZM196 263H197V262H196ZM201 263H203V261H202ZM218 263H219V262H218ZM253 263H254V262H253ZM2 264H3V262H2ZM66 264H67V263H66ZM75 264H76V263H75ZM79 264H80V262H79ZM110 264H111V263H110ZM168 264H169V263H168ZM175 264H176V262H175ZM178 264H179V263H178ZM181 264H182V263H181ZM183 264H184V263H183ZM186 264H187V263H186ZM190 264H191V263H190ZM193 264H195V262H194ZM203 264H204V263H203ZM205 264H206V262H205ZM208 264H209V263H208ZM227 264H228V263H227ZM233 264H234V263H233ZM236 264H237V263H236ZM242 264H243V263H242ZM244 264H245V263H244ZM251 264H252V263H251ZM260 264H261V263H260Z\"/></svg>","mask_w":264,"mask_h":264}]
</instances>
